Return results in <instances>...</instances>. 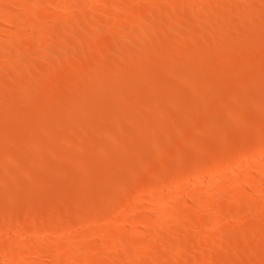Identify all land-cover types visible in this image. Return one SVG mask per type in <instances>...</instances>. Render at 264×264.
Listing matches in <instances>:
<instances>
[{
    "label": "rangeland",
    "instance_id": "rangeland-1",
    "mask_svg": "<svg viewBox=\"0 0 264 264\" xmlns=\"http://www.w3.org/2000/svg\"><path fill=\"white\" fill-rule=\"evenodd\" d=\"M25 2H26V4H28L29 6H30V4H32L31 3V1L30 2H27V1H29V0H24ZM58 1V0H57ZM114 0H111V2L109 3L108 2V0H105V5L106 6H104V4L102 3V4H100V6L102 7V6H104V8L102 7H99L97 10H95L94 8V12H93V14H94V16H96L98 19H96L94 16H93V14L91 13V12H89V13H85L86 15H84V13H81V14H79V16H80V18L78 17V14L76 13V12H74L73 11V9H74V7H76L75 5H73V4H71L70 6H69V8H67L65 11H62L60 8H58L57 6H50V8H48V6H46L45 4H43L42 5V3L41 4H39L38 6H40L39 8H35L36 10H38V11H36L35 9H33V8H28V6L26 5V6H22V7H19V8H21V9H19V8H8V7H5L4 6V8H1V10H7V11H10V13H12V14H17L16 16H18V17H25L26 15H28L29 13H32L33 15H35V16H37L38 15V17H41L40 16V13H42L41 15L44 17L46 14H50V13H52L53 11H55L56 13H52V14H50V16L52 15V17H53V15L55 16V15H58V13L57 12H59V16H61V17H65V20L67 21V23L66 22H64V24L66 25H64L63 24V22L60 20H58V19H55L54 17V19H50V21L48 20V19H44L43 17H41V18H39L40 19V21L37 19V23H33V24H35V25H33L32 24V29L30 28V32L29 33H27V32H24V30L22 31V27L21 26H24V23H22L23 21H21V23L19 24V26H17L16 27V29H18L17 30V32L15 31V28H14V30L12 31L11 29H13L12 27H4V28H1L0 29V32L2 33V34H4V33H7V32H16L17 34V36H19L18 38H17V36L16 35H14V37L13 38H17V43L20 45V44H22V48L23 49H25V51L23 50V52H25V53H27V54H29V52L30 51H34V49L35 48H33L32 46H29V44L31 45V43L32 42H34L35 41V43H36V39H37V41H38V38L37 37H31V35L32 36H37V34L35 33V32H39V29H38V26L39 27H42V31H43V33L42 34H45V36L47 37L48 35H51L52 37H51V42H49L50 43V45H49V50L48 49H46L44 52L42 51V53H41V55L40 56H36V57H34L32 60H35L34 62V65H33V61L31 62V64L29 63V66L27 65V61H24V60H26V58L28 57V55L26 56H24V59L23 58H21V57H19V56H17V55H15L13 52V56L11 55V57L13 58H11V57H9L8 59H5V57H0V58H2L1 60H0V70H2V72L3 71H5V72H3V74H2V72L0 71V87H2V88H6V86H7V90L5 91L4 89H2L1 90V88H0V99H1V102H0V123H1V127H0V167H2V166H5V167H7V170L9 171V169H11V168H14L15 169V167H16V169L14 170V169H11L12 171H9V173H11V172H14V173H11V174H13L12 175V177H14L15 179H17V177H20V173L22 174V173H24L23 175H21V176H24L25 178L27 177L28 178V174L31 176L32 175V177H34V178H32V177H30V178H32L31 179V181H34V182H32L33 184L32 185H37V187H39L40 185H44L43 187L42 186H40L39 187V189L37 188H34L35 187V185L33 186V188H32V186H31V184H26V182H23L24 181V177L22 178H18L17 180L20 182V184H16V183H14V181H13V184H15V185H19V186H16V187H14V185L12 186V182H11V180H13V178H11V180L10 179H8L7 178V181H10V183L9 182H6V177H9L10 178V176L11 175H9V173H8V171H6V173H8L7 175H9V176H6V174H5V167L4 168H1V170L3 169H5L4 170V173L2 172V171H0V173H2L4 176L2 177V174H0V176L4 179L5 178V181H3L2 179H0L1 181H3L4 183H5V187H7V189L8 190H11L9 193H8V195H9V197L7 198V200H6V198L5 199H3L4 197H3V193H2V191H0V195L3 197H1L2 199H0L1 201H0V203H2V201L3 202H5V200H6V202L3 204H0V221H1V219L2 218H4V219H2V221L1 222H4V221H8V223L10 222V224L13 222L14 223V225H15V222L12 220V222L10 221V219H11V216L14 214V215H17V214H19V215H17L16 216V219H20V217L21 216H23V212H24V216L22 217V222L24 221V220H27V218H28V221H26V222H29V219L31 220L33 217V215L31 214L33 211L32 210H34L35 211V213L37 212L38 214V216H36L37 217V223L39 222L40 224L42 223V222H46V221H48V222H50L49 220H53V218H54V220H53V222H50V223H52V224H61V223H63L64 221H66L67 219H70V218H72V217H74V215L76 216L77 214H76V212L78 213H80L81 211L79 210H77V209H84L85 208V210H84V212H86V214L82 211L81 212V214H78L79 215V217H80V220H79V217L77 216V217H74L75 218V221H74V224L69 228V229H66V230H64L63 232H60V230H55V229H53V230H49L48 231V233L47 234H43V238H44V236L45 237H47L46 239H49L48 237L50 236V237H56V240L57 241H60L59 240V238H61V241L64 243V245H65V249H66V247H68V248H70V245H71V243H75V244H77L78 245V247H80L79 248V251L77 252V250L74 252L73 251V253L72 254H75V256L76 257H71V256H69V258L70 259H68V261L66 262L67 264H74V263H76V264H78L77 262H76V260L75 259H77V261H78V258H79V260H80V258H82V260H84L85 258H86V256H88V259L89 258H91V257H97L98 256V258L99 257H102V258H104V260L103 261H101L100 262V260H102V259H99V262L98 263H96V264H99V263H103L104 262V264L106 263V262H108L109 263V261L111 262V260H109L110 259V257H105V255H102V253L103 254H105L104 253V249L106 248V241H107V243L108 242H112V243H114L113 245H114V247L117 249L118 247V249H117V251H119V252H117V251H115L114 250V254H112V255H114V256H112L111 258H112V261H114L113 262V264L116 262V264H122L124 261V263L125 264H132V262H133V264H139V262H136L137 261V259L138 260H140V264L142 263V264H147V262L146 261H148L149 262V260L150 261H153L154 262V258L158 255L159 257H156L155 259L156 260H159L160 261V259H158V258H160L161 256H160V254H161V252L163 253L164 251H166L167 253L169 252L168 250H170V252L169 253H171V252H173L172 254H169L168 253V256L170 255V257L168 258V256H167V259H168V261H167V259H166V257H164L165 255H166V253L164 252L163 254L164 255H162L163 257L161 258V260L162 259H164V260H162L161 261V263H163V261H164V263L163 264H168V262H174V263H171V264H191V262H192V264L194 263V264H199L200 262V260H197L198 258H200V259H202V257L206 254V252H208L209 250H210V248H211V250L213 249V250H218V251H216L217 253H219L218 254V257H216L215 259H213L211 262H209L210 264H244L245 262V264H251L252 262H254L255 264H257V263H259L260 262V264L262 263V264H264V253H262V252H264V216H262V215H264L263 213H264V191H263V194H261L260 195V197L258 198V199H255V200H251V201H247L246 202V200L245 201H243V199H241L239 202H237V203H239V205H241V206H243V207H241L242 209H243V212L238 216V217H234V216H232V218L230 217L231 215H228V214H224L223 213V211H221V210H223L224 208H225V205H226V200L227 201H229L230 199H228V198H225V197H220L222 200L220 201V199H219V196H218V192L217 191H213V192H209V190H207V189H209V182H210V180H211V178H209V177H211V176H213V172L215 171V169L216 168H218V163H216V162H218L219 160H223V159H225V160H229L228 161V166L229 167H227L228 169H226L225 170V172H227V173H225L224 171H222L221 172V174H220V176L222 175V173H225L224 174V177H223V175H222V177H216V179H215V184H216V187L220 184V186L221 187H223L222 186V184L225 182V180H227V182H229L228 183V185H226L227 183H224L223 185H226L225 187H227V188H229L230 186H233L232 185V183L234 184V185H236V184H238L239 182H236V181H233L232 182V179L234 178V177H237V175H239V173H240V176H242V177H244L243 179H241V181H240V185H242L241 187H242V190H243V193L245 192V194H249V192H250V190H251V188H250V186L252 187V182H248V180L249 179H245L246 178V176L248 177L249 175H251V174H255V173H257L256 171H258L257 170V168H259V173L257 174V175H259V179L262 181V183H261V181L258 183V186H259V188H263V190H264V181H263V179H264V162L262 161H255L254 159H256L255 158V156H251L252 158H254V159H252L251 157H249L248 159H246L244 162H243V164L242 165H236V166H234L236 163H234V162H236L238 159H239V156L241 157L242 155L241 154H243L244 153V151H245V148H247L246 147V145H249V144H251V145H255V144H258V143H256L257 141H262V140H264V137H263V139L262 140H259L258 139V137L259 136H264V120L262 119V118H264V117H262V116H264V27H262V29L261 28H259V25H260V27L261 26H264V22H262V21H264V5H262V4H264L263 3V0H260V4H259V0L257 1V0H245L248 4H250L248 1H252L253 3H254V9H252V10H247L246 9V7H244L245 5L246 6H248V4L244 1V0H242L243 1V4H241L242 2H240L239 0H217L218 2H216V0L214 1V0H212V2H211V0L208 2V1H206V0H203L204 2H202V0H198L197 2H202L201 4H198V3H196L197 5L195 6V8H196V10H195V8H194V5H193V8H192V4H190V6L188 5L189 4V2H188V4H187V6L185 5V7H184V13L182 12H180L179 10H172L173 12L174 11H176L177 13H173L172 11H171V21H173L174 22V24H171V28L172 29H170V26H166V25H161V22H163L162 21V18H158V16H156V14L158 15L159 13H161L160 15H159V17L163 14V11L165 10V8L168 6V4L169 3H171V2H174V1H176V0H154V1H157V4H156V2L155 3H153V4H151L152 2L149 0H117V1H120V3L119 2H116V1H114ZM226 1V3H224ZM54 2H56V0L54 1ZM92 2V3H91ZM107 2V3H106ZM116 2V3H115ZM125 2H127L128 4L127 5H124L123 3H125ZM159 2H161V3H159ZM205 2H207V4L209 5V7H207V5H204L205 4ZM213 2H214V4H213ZM227 2H230V3H227ZM256 2V3H255ZM261 2H262V4H261ZM83 3H85V6H86V4H88V5H91V6H87L88 8L90 7H92L93 5H96L95 4V2L94 1H91L90 0V2H88V3H86V2H83ZM83 3H82V5H83ZM90 3V4H89ZM166 3V4H165ZM209 3H211V5L209 4ZM223 3V4H222ZM240 3V4H239ZM54 5H56V3H53ZM52 4V5H53ZM58 4V3H57ZM77 4V3H76ZM79 4V6H81L80 4H81V2L80 3H78ZM111 4V5H110ZM124 6H123V5ZM126 4V3H125ZM156 4V5H155ZM42 5V6H41ZM120 5V6H119ZM222 5H224V7L225 8H223L222 9V7L221 8H218V6H222ZM37 6V7H38ZM74 6V7H73ZM84 6V7H85ZM97 6V5H96ZM122 7L123 6V8L121 9H119V7L117 8V9H113V7ZM131 6V7H130ZM161 7V10L160 9H158V8H160ZM166 6V7H165ZM198 6H199V8H198ZM214 6V7H213ZM232 6H234V7H232ZM237 6H239V7H244L243 8V10L241 11L242 13H241V15H236L237 13H235L236 12V7ZM261 8H260V7ZM71 7V8H70ZM98 7V6H97ZM105 7H107L108 9H105ZM125 7V8H124ZM135 7V8H134ZM148 7H150V9H149V11H151V10H153V12L151 11V12H149L148 10H146V9H148ZM190 7L192 8V9H190ZM207 7V8H206ZM216 7V8H215ZM24 8V9H23ZM48 8V9H47ZM110 8V9H109ZM146 8V9H145ZM202 8V10L204 9V11H202V10H199V9H201ZM210 8H211V10H210ZM220 10H218V9ZM229 9V12H228V9ZM231 8V9H230ZM263 8V9H262ZM17 9H19L18 11H15V10H17ZM26 9H27V11H26ZM29 9V10H28ZM32 9V10H31ZM53 9H55V10H53ZM102 9H104V10H102ZM135 9V10H134ZM139 9H140V11H139ZM187 9V10H186ZM257 9V10H256ZM3 10V11H4ZM51 10H53V11H51ZM60 10V11H59ZM100 11V13H99V11ZM110 10V11H109ZM130 10V11H129ZM133 10H134V12H133ZM145 11V13H148V16H147V14H145V13H143L144 11ZM158 10H160L161 12H158ZM192 10V11H191ZM209 10V11H208ZM232 10V11H231ZM235 10V11H234ZM75 13L74 14V17H77L76 18V20L74 21V17H69L68 15H70V16H72L73 15V13ZM91 11V10H90ZM96 11V12H95ZM101 11H103V13L101 12ZM112 11V12H111ZM131 11H132V13H131ZM194 11V13L197 11H200V12H204V13H209V16H211L212 17V20H211V22L208 20V22H206L207 20H203V21H201V20H198V23H200L199 25L197 24V23H194V26L193 25H191V23H189V20L191 19V17H193V15H194V13H192ZM214 11L216 12L215 14H214ZM219 11V12H218ZM230 13L231 14V16H229V14L227 13ZM253 11V12H252ZM22 12V13H21ZM27 12H28V14H27ZM35 14H34V13ZM37 12H39V14L37 13ZM44 12V13H43ZM46 12H48V13H46ZM63 12V14H61ZM66 14H65V13ZM105 12V13H104ZM113 12H114V14H113ZM118 12V13H117ZM156 12H158V13H156ZM246 12V13H245ZM249 12V13H248ZM259 12V13H258ZM70 13V14H69ZM96 13V14H95ZM100 14V15H102V16H100V15H98V14ZM108 13V14H107ZM134 13V14H133ZM137 13V14H136ZM143 13V14H142ZM153 14V16H150L149 17V14L150 15H152ZM173 13V14H172ZM189 13V14H188ZM83 14V15H82ZM90 16L91 14V17H89L88 15ZM106 14V15H105ZM122 14V15H121ZM137 15V18L138 17H140V15H141V17H140V20L138 21L137 20V18H135V19H130V17L132 16V18H134L136 15ZM146 15V17H145V15ZM174 14H176V16H174ZM188 14V15H187ZM193 14V15H192ZM227 14H228V17H227ZM255 14H257V15H255ZM258 14H259V16H258ZM63 15V16H62ZM65 15V16H64ZM112 15V16H111ZM119 15V16H118ZM131 15V16H130ZM135 15V16H134ZM236 15V16H235ZM262 17H261V16ZM82 16H84V17H82ZM86 16V17H85ZM88 16V17H87ZM92 16L94 17V18H92ZM130 16V17H129ZM144 16V17H143ZM174 16V17H173ZM189 16V17H188ZM220 17V18H218V17ZM223 16V17H222ZM225 16V17H224ZM251 16V17H250ZM258 16V17H257ZM58 17V16H57ZM60 17V18H61ZM69 17V19H66V18H68ZM105 17V18H104ZM128 17V18H127ZM142 17H143V19H142ZM155 17V18H154ZM177 17H178V19H177ZM183 17V18H182ZM186 17V18H185ZM246 17H247V20H249V21H246ZM248 17H250V18H248ZM262 18L263 20H259L258 18ZM126 18V19H125ZM181 19V22H180V19ZM184 18L186 19L185 21H188V22H184L183 20H184ZM187 18H188V20H187ZM210 18V17H209ZM214 18V19H213ZM225 18H227V20L228 19H230L229 20V23H228V25L227 24H225L226 23V19ZM240 18H241V21H240ZM252 18V19H251ZM256 18V19H255ZM62 19V18H61ZM78 19V20H77ZM94 19H95V21L97 20H100V21H96L95 23H94ZM105 19V20H104ZM111 19H112V21H111ZM131 20L132 21V23H130L131 21H129V20ZM148 19V21L150 20V19H152V20H150V21H152V22H148V21H146V20ZM173 19H175V20H173ZM215 19H216V21H215ZM222 19L223 20H226V21H222ZM251 19V20H250ZM45 20V21H44ZM71 20H73L72 22H70ZM118 20L119 21H123V23H116V22H118ZM126 20V21H125ZM134 20H136V22H139L141 25H139L138 23H133V22H135ZM141 20H144V21H141ZM232 20V21H231ZM242 20H244V21H242ZM58 21V22H57ZM76 21H78L77 23H76ZM101 21H102V23H101ZM108 21V22H107ZM191 21V20H190ZM250 21H253V23L252 22H250ZM41 22V24H39ZM43 22V23H42ZM59 22H61L63 25H60L61 23H59ZM68 22H70V23H68ZM74 22V23H73ZM92 24H91V23ZM113 22V23H112ZM129 24H127V23ZM142 22V23H141ZM172 22V23H173ZM177 22H178V26H177ZM206 22V23H205ZM243 22V23H242ZM59 23V24H58ZM71 23H73V25L71 26ZM107 23H108V27H105V26H107ZM109 23H111V24H109ZM126 23V24H125ZM143 23H145V24H143ZM150 23V24H149ZM218 23V24H217ZM241 23L242 24H244V25H241ZM258 23H260V24H258ZM70 26H69V25ZM97 24H99L98 26H97ZM114 24V25H113ZM123 24V25H122ZM134 24L136 25V27L138 26V29H140V30H138L135 26H134ZM163 24V23H162ZM181 24H185L186 26L184 27V25L182 26ZM188 24V25H187ZM193 24V23H192ZM205 24V25H204ZM43 25H45V26H43ZM75 25H77V26H75ZM86 25H88V26H86ZM111 25V26H110ZM128 25V26H127ZM131 25H133V26H131ZM143 25H145V26H143ZM147 25H149V26H147ZM161 25V26H160ZM200 26L201 27V25L203 26V27H205L204 28V30H205V32L203 31V27H199V28H197V26ZM208 25V26H207ZM213 25V26H212ZM35 26V27H34ZM84 26V27H83ZM85 26H86V28H85ZM102 26V27H101ZM112 27V30H109L108 28H110V27ZM120 26H122V27H120ZM166 26V27H165ZM182 26V27H181ZM192 26V27H191ZM222 26V27H221ZM243 26H246L245 28L243 27ZM247 26H249V28L247 27ZM251 26V27H250ZM52 27H54L53 29H52ZM59 28V29H57V28ZM98 27H101L100 28V31L101 30H103V34L106 32V35H108L109 36V40H111V41H109L108 40V38L106 37V35L104 34V37H103V39L102 40H98V41H96L95 39H96V36H95V34L97 33V31H99V28ZM120 27V28H119ZM130 27V28H129ZM161 27V28H160ZM177 27V28H176ZM193 27H194V29H193ZM215 29H214V28ZM258 27V28H257ZM19 28H20V30H19ZM36 28V29H35ZM45 28V29H44ZM87 29V30H85V29ZM122 28V29H121ZM132 28V29H131ZM135 28V29H134ZM141 28H143V30L141 29ZM144 28H145V30H144ZM162 28L164 29V30H162ZM166 28V29H165ZM169 28V30L168 31H166L167 29ZM184 28V29H183ZM186 28V29H185ZM220 28V29H219ZM226 28H228V29H226ZM256 28H257V30H256ZM5 29V30H4ZM37 30V31H35V30ZM44 29V30H43ZM61 29V30H60ZM94 29H97L96 31H94ZM118 29H121V32L118 30ZM134 29V30H133ZM137 29V30H136ZM148 29V30H147ZM182 29V30H181ZM234 29L235 30H238L239 32L237 33V31H234ZM242 29H244V30H242ZM248 29V30H247ZM251 31H250V30ZM253 29H255V31L257 32V34L256 33H254L255 31H253ZM262 31H261V30ZM51 30L53 31V33L51 32ZM63 30H66V32L64 31L63 32ZM88 30H90V33H89V31ZM91 30H92V32H91ZM122 30H123V32H122ZM132 31L133 30V33H125L126 31ZM149 30H151V33L149 34ZM192 30V31H191ZM193 30H195V31H193ZM199 30V31H198ZM207 30V31H206ZM213 30V31H212ZM20 31V33H18ZM33 31H35V32H33ZM50 31V33L47 35L46 33H48ZM57 32V34H59V36L56 34V32ZM62 31V32H61ZM147 33H146V32ZM161 31H164L163 33L161 32ZM171 31V32H170ZM208 31H211V34L213 35V39H215V40H212V38H209V37H211V34H208V33H210V32H208ZM228 31H230V32H228ZM245 31V32H244ZM251 33H250V32ZM253 31V32H252ZM4 32V33H3ZM68 32H69V34H68ZM81 32V33H80ZM109 32V33H108ZM119 32V33H118ZM135 32V33H134ZM206 32H208V33H206ZM218 32V33H217ZM260 32V33H259ZM263 32V33H262ZM1 33H0V35H1ZM33 33V34H32ZM36 35H35V34ZM55 33V34H54ZM61 33V34H60ZM66 34V35H64V34ZM74 33H75V36L76 37H78V38H76L75 36H74ZM77 33V34H76ZM85 33V34H84ZM95 33V34H94ZM98 33H100V32H98ZM97 33V34H98ZM125 33V34H124ZM142 33V34H141ZM158 33V34H157ZM167 33V34H166ZM173 33H175V35L173 34ZM187 33V34H186ZM198 33V34H197ZM237 33V34H236ZM241 33V34H240ZM245 33H246V35H245ZM24 34V35H23ZM41 34V35H42ZM62 34L65 36V38H66V40H61V38L63 37L64 38V36H62ZM68 34V35H67ZM71 34V35H70ZM93 34H94V36L95 37H93V38H95V39H93V38H91L90 39V36L92 37L93 36ZM96 34V35H97ZM117 34L118 35H120V36H122V40L124 41H122L121 40V38H119L120 36H117ZM124 34V35H123ZM127 34V35H126ZM141 34V35H140ZM144 34V35H143ZM154 36H153V35ZM177 34V35H176ZM179 34H182V36H178ZM189 34V35H188ZM203 35V37H204V39H205V41H203V39L201 40L200 39V37H202L201 35ZM214 34H216V35H218V36H216V35H214ZM229 34H231V35H229ZM243 34V35H242ZM250 34H252V35H250ZM22 35V36H21ZM26 35H28V36H26ZM57 35V36H56ZM69 35H70V37H69ZM72 35H73V37H74V39H75V41H78V39H81V35H83V37H84V35L85 36H88V41H89V44L90 45H87L88 47H85V48H83L84 50H82L84 53L81 55V56H78L79 57V59H78V57H77V55L76 54H79V53H77L76 52V46H77V44H79L80 43V41H78L77 42V44H76V42L75 41H73L72 42V40H74L73 38H72ZM131 35V36H130ZM139 35V36H138ZM145 36L146 37V40H147V45H148V48L146 47V45H145V43L143 42H141V38L143 37V36ZM259 35H261V36H259ZM43 36V35H42ZM60 36H62V37H60ZM124 36V37H123ZM126 36V37H125ZM134 36V37H133ZM140 36H141V38H140ZM150 36V37H149ZM157 38H156V37ZM163 36V37H162ZM171 36H173V37H171ZM189 36V37H188ZM198 36H200L198 39H197V37ZM235 36V37H234ZM240 36H246V37H240ZM254 36V37H253ZM22 37L24 38V37H26L27 39L28 38H30V39H32V42H31V40H29V41H26L25 39L26 38H24V44L21 42L22 41ZM82 37V38H83ZM115 37H116V39H115ZM192 37V39H190L189 40V38H191ZM202 37V38H203ZM217 37V38H216ZM221 37V38H220ZM36 38V39H35ZM42 38H44V37H42ZM64 38V39H65ZM68 38V39H67ZM69 38H71V39H69ZM113 38V39H112ZM135 38V39H134ZM152 40H151V39ZM155 38L157 39V41L155 40ZM160 40H159V39ZM233 38V39H232ZM242 38H244L243 40H242ZM18 39L20 40V43L18 42ZM44 39H46V38H44ZM131 39H132V42H131ZM166 39V40H165ZM209 40V44H207L208 42V40ZM69 40V41H68ZM114 40V41H113ZM119 40V41H118ZM128 40V41H127ZM136 40V41H135ZM192 40H194V43H195V41H196V43L194 44L193 43V41ZM231 40V41H230ZM242 40V41H241ZM253 40V41H252ZM10 41V40H9ZM66 41H67V43H66ZM115 41H117V44H116V42ZM122 41V42H121ZM130 41V42H129ZM134 41V42H133ZM176 41V42H175ZM182 41V42H181ZM211 41H214V44H213V42H211ZM236 41V42H235ZM239 41V42H238ZM26 42V43H25ZM61 42L63 43V44H65L66 43V45H65V47H66V50H64L65 48H63V44H62V46L60 45L61 44ZM96 42V43H95ZM113 42H115V43H113ZM120 42H121V44H123V45H121L120 44ZM127 42V43H126ZM191 42V43H190ZM201 42H203V43H201ZM205 42V43H204ZM233 42V43H232ZM251 42V43H250ZM259 42V43H258ZM7 43H8V45L9 44H11L10 42H8L7 41ZM7 43H6V47H8L7 46ZM95 43V44H94ZM182 43H185V44H182ZM199 43H201V44H199ZM228 43V44H227ZM236 43V44H235ZM238 43H239V45H238ZM244 43H246L245 45H244ZM28 45L27 46V48H24L26 45ZM69 44V45H68ZM75 44V47L73 46ZM88 44V43H87ZM106 44H108L106 47L104 46V45ZM134 46H133V45ZM158 44V45H157ZM168 44H169V46H168ZM204 44V45H203ZM205 44H207L208 46H206ZM249 44H250V46H249ZM259 44V45H258ZM18 45V50L20 49V51H21V47ZM61 47H60V46ZM94 45V46H93ZM112 45H114V46H112ZM138 45V46H137ZM156 45V46H155ZM171 45V46H170ZM217 45H219L218 47H217ZM228 45V46H227ZM230 45V46H229ZM10 47H12L13 48V46L12 45H9ZM103 46L106 48H104V49H102L103 48ZM119 46V47H118ZM127 46H129L130 48H131V46H132V48H133V50L131 51V52H129V51H126V50H124ZM151 46V47H150ZM159 46V47H158ZM181 46H183V47H181ZM202 46H204L203 48L204 49H202ZM216 46V47H215ZM50 47H52V48H50ZM92 49H91V48ZM107 47H108V49H107ZM140 47V48H139ZM150 47V48H149ZM175 47V48H174ZM197 49H196V48ZM208 47V48H207ZM214 47V48H213ZM223 47H227V49L226 48H223ZM231 47V48H230ZM248 47V48H247ZM17 48H14V50H17ZM73 48V49H72ZM88 48V49H87ZM122 48V49H121ZM136 48H137V50H136ZM177 48V49H176ZM191 48H194V49H191ZM218 48H220V49H222V51L224 50V52L222 53ZM228 48H230V49H228ZM257 48V49H256ZM260 48H261V50H260ZM9 49V48H8ZM28 49H31V50H28ZM69 49V50H68ZM90 49L91 50H93V52H91L90 51ZM98 49V50H97ZM99 49L101 50V51H99ZM119 50L120 51V49H121V51L124 53L123 54V56H118L119 54H118V52H117V50ZM146 49H148V50H146ZM169 49V50H168ZM237 49V50H236ZM239 49V50H238ZM17 50V51H18ZM71 50H74V54H72L73 53V51H71ZM94 50H95V53L97 52V51H99L98 53L99 54H101V56L100 55H97V54H95L94 53ZM97 50V51H96ZM105 50H108L107 52H109L111 55H109V54H106L105 52ZM109 50H111V51H109ZM114 50V51H113ZM144 50V51H143ZM167 50V51H166ZM192 50V51H191ZM204 50V51H203ZM207 50V51H206ZM229 50V51H228ZM260 50V51H259ZM65 51H67L66 53H65ZM68 51H70V52H72L71 54L72 55H74V57L75 58H72V56H71V58L70 57H68L69 55H71L70 54V52H68ZM133 51H135L134 53H133ZM174 51V52H173ZM201 51H202V53H201ZM209 51V53H206V52H208ZM213 51H215V53L213 52ZM230 51H232V52H230ZM259 51V52H258ZM116 52V53H115ZM173 52V53H172ZM177 53V55L175 56V54ZM194 54H193V53ZM195 52H197V54L200 56H198L197 54H195ZM205 52V54H206V56L207 55H209L210 54V56H208L209 58H210V61H212L213 59L212 58H214L215 60H217V58H218V62L217 61H212V63H210V65L209 64H207V60H209L208 59V57H204V55L205 54H203ZM223 54H221V53ZM227 52H229V53H227ZM61 53H65V54H61ZM69 53V54H68ZM82 53V52H81ZM91 53V54H90ZM163 53V54H162ZM236 55H238V54H240V55H238V56H234L235 54ZM253 53V54H252ZM260 53H262V54H260ZM3 54V56H4V53H1V55ZM91 56H90V55ZM102 54H104V55H102ZM131 54V55H130ZM182 54V55H181ZM202 54V55H201ZM213 54V55H212ZM216 54V56L217 57H215L214 55ZM227 54V55H226ZM233 54V55H232ZM0 55V56H1ZM84 55H86L85 57H86V61H85V57H84ZM94 55H95V57H94ZM105 55H107V56H105ZM113 55H115L114 57H113ZM127 55V56H126ZM172 55V56H171ZM174 55V56H173ZM180 55H181V57H180ZM184 55V56H183ZM192 55V56H191ZM196 55V56H195ZM63 56V57H62ZM65 56H67V60H66V57ZM96 56H97V58L100 56V57H105V58H107L108 56H109V58L111 59V57H113L112 58V60H108V58H107V60H104L105 58H103V60H100L101 61V63H103L102 65H99V61H97L98 59L96 58ZM151 56V57H150ZM160 56V57H159ZM170 56V57H169ZM187 56V57H186ZM189 56H191V57H189ZM203 56V57H202ZM219 56V57H218ZM231 56V57H230ZM18 57V58H17ZM91 57L93 58V59H95V61H93L92 59H91ZM138 57V58H137ZM194 57H197V59L198 58H205V62H204V60L202 59H198V61L196 60V61H194L193 62V60H195V58ZM224 57V58H223ZM237 57H239V58H237ZM36 58V59H35ZM40 58H41V60H40ZM115 58V59H114ZM122 60H121V59ZM186 58V59H185ZM188 58V59H187ZM220 58V59H219ZM227 58V59H226ZM228 58L230 59V58H232V59H230V61L228 60ZM242 58V59H241ZM5 59V60H4ZM16 59V60H15ZM39 60V62L38 61H36V60ZM46 59V60H45ZM52 59V60H51ZM62 59V60H61ZM101 59V58H100ZM124 59H126V60H124ZM129 59V60H128ZM138 61H137V60ZM145 59V60H144ZM172 60V62H171V60ZM177 59V60H176ZM185 59V60H184ZM191 59V60H190ZM223 59V61H221ZM225 59V60H224ZM234 59H236V61L234 60ZM6 60H8L9 62H7ZM21 60H23V61H21ZM48 60V61H47ZM79 60V61H78ZM114 60H116V61H114ZM121 60V61H120ZM124 60V61H123ZM227 60V61H226ZM3 61L6 63V66H4L3 65ZM42 61V62H41ZM47 61V62H46ZM50 61V62H49ZM105 61H107L106 63H105ZM109 61V62H108ZM110 61H112V63H114V64H112ZM120 61V62H119ZM146 61V62H145ZM159 61V62H158ZM167 61V62H166ZM199 61H202V63L203 64H201V62L200 63H198ZM207 61V62H206ZM209 61V62H210ZM70 62H71V64H70ZM116 62V63H115ZM124 62V63H123ZM187 62V63H186ZM196 62V63H195ZM208 62V63H209ZM220 62V63H219ZM222 62V63H221ZM225 62H226V64H225ZM242 62V63H241ZM243 62H244V64H243ZM252 62V63H251ZM7 63H9V65L7 64ZM25 63V64H24ZM42 64V65H40V66H44L45 67V65H46V67H49V68H51V67H53V66H55V65H57L58 63V65L60 66V68H61V70H59V72H61V73H58V75H55V74H57V73H49L48 75H47V73H43V72H41L42 73V76H41V73H39V71H37L36 73V75H34L35 77H36V81L38 80H40V79H42L43 78V75H45V80L46 81H44L43 79V82L45 83L46 82V84L48 85L49 83L50 84H53V85H55V87L52 85H50L51 87H52V89H50V87L49 86H45L44 88L42 87V91L40 92V90L41 89H37L36 90V88H38L37 87V85H36V87H35V91L33 92L32 91V89L30 90V91H32L31 93H28L29 92V90H23V89H25V86H26V83H28L29 84V79L31 78V77H34L33 75L31 76V74L29 73V71H27L26 72V70L28 69L27 67H32L31 65H33V67L32 68H34V66L35 65H37V64ZM49 63V64H48ZM61 63L63 64V65H61ZM82 63V64H81ZM95 63H97V66H100V67H98L97 68V66L95 67V68H97L96 70H97V72H96V70H95V68L92 66L93 64H95ZM126 63V64H125ZM136 63V64H135ZM157 63V64H156ZM164 63V64H163ZM177 63H178V66H176L177 65ZM183 63V64H182ZM193 63H195L194 65L195 66H192L191 64ZM198 63V64H197ZM204 63L205 64H207L206 66L204 65ZM216 63H219V64H216ZM229 63V64H228ZM238 65H237V64ZM257 63V64H256ZM69 65V66H67V65ZM75 66H74V65ZM77 64V65H76ZM84 64V65H83ZM87 64H89V66L87 65ZM106 64H108V65H106ZM109 64H111V65H113L112 66V68H111V65H109ZM116 64H117V66H116ZM118 64H119V66H118ZM129 65V67H128V65ZM134 64V65H133ZM167 64V65H166ZM181 64H182V66H181ZM231 64V65H230ZM17 65H19V66H17ZM24 65H27L26 67L24 66ZM70 65H71V67H70ZM72 65H73V67H72ZM96 65V64H95ZM105 65V66H104ZM156 65V66H155ZM163 65H166V68L167 69H162V68H165V67H162ZM171 65V66H170ZM199 65V66H198ZM224 65V66H223ZM39 65H37V67H40ZM63 66H65L64 67V69H62L63 68ZM88 66V67H87ZM104 66V67H103ZM109 66H110V69H109ZM187 67V69L188 70H186L185 69V67ZM190 66V67H189ZM210 66H212V67H210ZM230 66V67H229ZM232 66V67H231ZM236 68H235V67ZM252 66V67H251ZM257 66V67H256ZM8 67H10V69L8 68ZM25 67V68H24ZM87 67V69L86 70H84L83 68H86ZM106 67H108V69L106 68ZM117 67V68H116ZM153 67V68H152ZM169 67V68H168ZM170 67H172V72H171V68ZM174 67V68H173ZM191 67H193L194 68V70H193V68H191ZM203 69H202V68ZM207 68V70L205 69V68ZM213 67H215V70L217 71H214V68ZM250 67H251V69H250ZM260 67V68H259ZM262 67V68H261ZM6 70H5V69ZM15 68V69H14ZM31 68V69H32ZM65 68H71V70L70 69H67V71H66V69ZM89 68L93 71V70H95V72H93L92 73V71H91V73L93 74V75H90V71H88L89 70ZM103 68V69H102ZM160 69V70H158V69ZM191 68V71L193 72V74L191 73V76H189V74L188 73H190L191 71L189 70ZM217 68V69H216ZM246 68V69H245ZM249 68V69H248ZM256 68V69H255ZM19 69V70H18ZM36 68H34L33 70H35ZM38 69V68H37ZM76 69H78V70H76ZM153 69H155V70H153ZM162 69V70H161ZM209 69V70H208ZM222 69V70H221ZM254 69V70H253ZM262 70V71H260V70ZM21 70V71H20ZM25 70V71H24ZM70 70V71H69ZM99 70V71H98ZM126 70V71H125ZM149 70H151V71H149ZM158 70V71H157ZM186 70V71H185ZM200 72H199V71ZM212 72H211V71ZM219 70V71H218ZM13 71V72H12ZM17 71V72H16ZM65 71V72H64ZM74 71V72H73ZM79 71H80V73H79ZM82 71V72H81ZM104 71H106V72H104ZM119 71V72H118ZM123 71V72H122ZM128 71V72H127ZM159 71H160V73H159ZM174 71V72H173ZM197 71V72H196ZM214 71V72H213ZM221 71V72H220ZM244 71V72H243ZM20 72H22L21 74H23V72L25 73V75H24V77H23V82H22V79H21V75H19V73ZM64 72V73H63ZM67 72H69L68 74H67V76L65 77L64 75H66L65 73H67ZM88 73V75L87 74H85V73ZM104 72V73H103ZM109 72V73H108ZM196 72V73H195ZM211 72V73H210ZM254 72V73H253ZM262 74H261V73ZM11 74V77H9L10 76V74ZM18 73V74H17ZM29 73V74H28ZM72 73H75V79L74 78H70V75L72 74ZM78 73V77H80L79 79H78V77L76 76V74ZM83 73V74H82ZM98 73V74H97ZM103 73V74H102ZM113 73H115V74H113ZM214 73H216V74H214ZM220 73H222V74H220ZM246 73V74H245ZM251 75H250V74ZM254 75H253V74ZM6 74V75H5ZM14 74H15V76H14ZM50 74L52 75V76H50ZM81 74V75H80ZM154 74V75H153ZM160 74V75H159ZM174 74H175V76H176V78H175V76H174ZM201 74V75H200ZM228 74V75H227ZM256 74V75H255ZM29 75H30V78H28L29 77ZM38 75H40L39 77H38ZM179 75V76H178ZM213 75H214V77H213ZM218 75V76H217ZM219 75L221 76V77H219ZM232 75V76H231ZM248 75H250V77L248 76ZM253 75V76H252ZM261 77H260V76ZM17 76V77H16ZM26 76H28L27 78H26ZM46 76H48V77H46ZM55 76V77H54ZM88 76V78H84L83 79V77H87ZM202 76V77H201ZM227 76V77H226ZM260 78H259V77ZM263 76V77H262ZM5 77H7L6 79H5ZM19 77V78H18ZM50 77V78H49ZM52 77V78H51ZM68 77V78H67ZM100 77V78H99ZM173 77V78H172ZM240 77V78H239ZM8 78L10 79V81H13V82H8L9 80H8ZM16 78H17V80H16ZM24 78H26V79H24ZM38 78V79H37ZM40 78V79H39ZM47 78H49V79H47ZM55 78V80H53V83H52V79H54ZM57 78V79H56ZM62 78V79H61ZM65 79V81H64V79ZM97 78V79H96ZM105 78V79H104ZM226 78V79H225ZM251 78V79H250ZM255 78H256V80H255ZM261 78H262V80H261ZM1 79H3V82H2V80ZM12 79V80H11ZM21 79V80H20ZM34 79V78H33ZM67 79H69V80H71V81H66ZM78 79V80H77ZM225 81H224V80ZM18 80H19V82H18ZM50 82H49V81ZM85 80V81H84ZM87 80H89V82L87 81ZM167 80V81H166ZM219 80V81H218ZM232 80V81H231ZM255 80V81H254ZM6 81V82H5ZM17 81V83H15ZM31 81V80H30ZM34 81V80H33ZM54 81H55V83H54ZM61 82V83H58V82ZM76 81H78L77 83H74V82ZM79 81L81 82V81H84V82H82V83H84V85H82V83H79ZM176 82V84H175V82ZM178 81V82H177ZM227 81V82H226ZM258 81L261 83V84H259L258 83ZM7 83V84H5V83ZM47 82H49V83H47ZM66 82V87H67V85H68V87H70V86H72V85H74L75 87H77V88H72V87H70V88H68L69 90L71 89V91L69 92H67V90L63 87V86H65V85H62V84H64ZM68 82H70V84H67ZM88 82V83H87ZM189 82V83H188ZM2 83H4V84H2ZM10 83V84H9ZM11 83H12V85H11ZM15 83V84H14ZM31 83H33L32 81H31ZM30 83V84H31ZM38 83H40V82H38ZM58 83V84H57ZM90 83V84H89ZM169 83V84H168ZM254 83H256V85L254 84ZM11 85L10 87H8L9 85ZM19 84V85H18ZM21 84H22V87H21ZM29 84V85H30ZM34 84V83H33ZM41 84V83H40ZM57 84V85H56ZM61 84V85H60ZM77 84V85H76ZM79 84V85H78ZM174 86H173V85ZM181 85V87H179L180 85ZM194 84V85H193ZM207 84V85H206ZM230 84V85H229ZM45 85V84H44ZM43 85V86H44ZM81 85V86H80ZM88 87H87V86ZM91 85V86H90ZM94 85V86H93ZM148 85H150L149 87H147ZM165 85V86H164ZM17 86V87H16ZM19 86V87H18ZM24 86V87H23ZM30 86H32V85H30ZM34 86H35V84H34ZM33 86V87H34ZM40 86V85H39ZM60 86H62V87H60ZM83 86H85V87H83ZM97 86V87H96ZM168 86V87H167ZM201 86H203V87H201ZM211 86V87H210ZM245 86H247V87H245ZM250 86V87H249ZM91 87H93V88H91ZM160 87V88H159ZM173 87V88H172ZM15 88H16V90H15ZM53 88H55V89H53ZM59 90H58V89ZM85 89V90H83V89ZM159 88V89H158ZM168 88H169V90H168ZM191 88V89H190ZM194 88V89H193ZM233 88H235V89H233ZM242 88V89H241ZM245 88V92L243 91V89ZM249 88V89H248ZM254 88V89H253ZM9 89V90H8ZM12 89V90H11ZM21 89V90H20ZM60 89L62 90V91H60ZM75 89V90H74ZM76 89L78 90V93H77V91H76ZM80 89V90H79ZM91 89V90H90ZM167 89V90H166ZM204 90V91H202V90ZM16 91V93H15V91ZM39 90V91H38ZM46 90H49V91H46ZM54 90H55V92H54ZM65 90H66V93H65ZM91 91V93H90V91ZM96 90V91H95ZM130 90V91H129ZM135 90V91H134ZM164 90V91H163ZM235 90V91H234ZM255 90H257V92H255ZM259 90V91H258ZM262 90V91H261ZM14 91V92H13ZM18 91H19V94H18ZM45 91V92H44ZM60 94H62V95H59V94H57V92ZM63 91H64V94H63ZM74 91H76V92H74ZM156 91V92H155ZM178 91H179V93H178ZM196 91V92H195ZM242 91V92H241ZM40 92V93H39ZM87 92V93H86ZM127 92V93H126ZM171 92V93H170ZM240 94H239V93ZM255 93V95H254V93ZM259 92V93H258ZM8 93V94H7ZM48 93L49 94H51V95H49L48 96ZM53 93V94H52ZM67 93H68V95H67ZM71 93V94H70ZM170 93V94H169ZM195 93V94H194ZM203 93V94H202ZM231 93V94H230ZM248 93V94H247ZM14 94V95H13ZM16 94V95H15ZM21 94V95H20ZM31 94V95H30ZM40 94H43V95H40ZM177 94V95H176ZM189 94V95H188ZM191 94H193L192 96H191ZM219 94V95H218ZM234 94V95H233ZM250 94V95H249ZM253 94V95H252ZM260 94H261V96H260ZM25 95V96H24ZM33 95V96H32ZM55 95V96H54ZM57 95H58V98H57ZM63 95H64V97H63ZM80 95V96H79ZM92 95V96H91ZM95 95V96H94ZM153 95V96H152ZM183 95V96H182ZM223 95V96H222ZM242 95V96H241ZM245 95V96H244ZM246 95H248V96H246ZM13 96V97H12ZM36 96V97H35ZM39 96V97H38ZM42 96V97H41ZM46 96H48V97H46ZM54 96V97H53ZM73 96V97H72ZM76 96V97H75ZM180 96V97H179ZM190 96L192 97V98H190ZM217 96V97H216ZM222 96V97H221ZM237 96V97H236ZM253 98H252V97ZM257 96H259V98L257 97ZM5 97V98H4ZM12 97V98H11ZM27 97V98H26ZM33 97H35L34 99H33ZM78 97V98H77ZM168 97V98H167ZM187 97V98H186ZM205 97V98H204ZM224 97H226V99L224 98ZM233 97V99H230V98H232ZM239 97L241 98V99H239ZM249 97V99H247ZM256 97V98H255ZM261 97H263V98H261ZM11 98V99H10ZM20 98V99H19ZM36 98H38V99H36ZM43 98L45 99V100H43ZM68 98V99H67ZM71 98V99H70ZM107 98V99H106ZM166 98V99H165ZM197 98V99H196ZM212 98V99H211ZM219 98V99H218ZM220 98H221V100H220ZM223 98V99H222ZM8 99V100H7ZM9 99L11 100V101H9ZM16 99V100H15ZM19 99V100H18ZM25 99H28V100H25ZM41 99V100H40ZM52 101H50V100ZM53 99V100H52ZM61 99H63V101L61 100ZM66 99V102L69 104H65V100ZM70 99V100H69ZM123 99V100H122ZM192 99V100H191ZM236 99H238V100H236ZM242 99H244L243 101H242ZM253 100V101H250V100ZM261 99V100H260ZM37 100V101H36ZM57 100H60V101H58L57 102ZM108 100V101H107ZM206 100V101H205ZM209 100V101H208ZM236 100V101H235ZM5 101H7V102H5ZM13 101V102H12ZM57 102V105H55L56 104V102ZM118 101V102H117ZM171 101H173V102H171ZM179 101V102H178ZM203 101V102H202ZM205 101V102H204ZM212 101V102H211ZM220 101H221V104H220ZM231 101V102H230ZM246 101V102H245ZM260 101V102H259ZM19 102V103H18ZM32 102V103H31ZM39 102V103H38ZM51 102V103H50ZM63 102H64V104H63ZM178 102V103H177ZM185 104H184V103ZM206 102H210V104L209 103H206ZM214 102V103H213ZM227 102V103H226ZM255 102H257V103H255ZM10 103V104H9ZM13 103H14V105H13ZM21 103V104H20ZM24 103H26V104H24ZM30 103H31V105H30ZM48 103H49V105H48ZM173 103V104H172ZM205 103H206V105H205ZM216 103V106L218 105V108H216L215 107V104ZM231 103V104H230ZM234 103L237 105H235L234 106ZM245 103H247V104H245ZM261 103V104H260ZM4 104V105H3ZM44 106H42V105ZM46 104V105H45ZM63 105V109L61 108L60 110H59V108L60 107H62V105ZM105 104L108 106H105ZM144 104V106H142ZM177 104V105H176ZM196 104H198V107H196L197 105ZM240 104H241V106H240ZM27 105V106H26ZM33 105V106H32ZM41 107H40V106ZM56 107H55V106ZM70 105H72V106H70ZM159 105V106H158ZM186 105V106H185ZM212 105V106H211ZM219 105H222L221 107H222V109H221V107H219ZM29 106V107H28ZM37 106L39 107V108H37ZM48 106H50V107H48ZM65 106H66V108H65ZM120 106V107H119ZM150 106V107H149ZM172 106V107H171ZM178 106H180L181 108H182V110H183V112H181V108L180 107H178L179 109H180V113H179V110H178V108L177 107ZM185 106V107H184ZM202 106V107H201ZM243 106H244V108H243ZM2 107V108H1ZM23 107V108H22ZM35 107V108H34ZM42 107H43V109L44 108H46V109H44V110H40V109H42ZM53 107V108H52ZM148 108V109H146V108ZM184 107V108H183ZM196 107V108H195ZM201 107V108H200ZM204 107V108H203ZM210 107V108H209ZM212 107H214V108H212ZM230 107H232V108H230ZM247 107V108H246ZM17 108V109H16ZM105 108H107L106 110H105ZM126 108V109H125ZM154 108V109H153ZM159 108V109H158ZM174 108V109H173ZM188 108H190V109H188ZM224 108H226L225 110L226 111H224L223 109ZM229 108V109H228ZM249 108V109H248ZM2 109V110H1ZM19 109V110H18ZM69 109V110H68ZM99 111H98V110ZM171 109V110H170ZM185 109H187V110H185ZM194 109V110H193ZM204 109V110H203ZM211 109V110H210ZM245 109V110H244ZM246 109H248V110H246ZM262 109H263V111H262ZM18 110V111H17ZM24 110V111H23ZM35 110V111H34ZM39 110H40V112H42V111H45V112H42V113H39ZM58 110V111H57ZM102 110V111H101ZM194 111V113L193 114H191V112H193ZM201 110V112L202 113H204V114H202V116L204 115H206V118L208 117V119H206V118H202V116L200 115L201 114V112H198V111H200ZM222 110V111H221ZM229 110V111H228ZM231 110H233V111H235V112H233V111H231ZM26 111V112H25ZM53 111V112H52ZM64 111V112H63ZM76 111H77V113H76ZM188 111V112H187ZM191 111V112H190ZM206 111V112H205ZM244 111V112H243ZM263 112V113H261V112ZM12 112V113H11ZM22 112V113H21ZM36 112V113H35ZM46 112L48 113V115L46 114ZM103 112V113H102ZM168 112H170L169 113V115H168ZM174 112V113H173ZM175 112H178V113H175ZM210 112H212V113H210ZM222 112V113H221ZM223 112H224V114H226V118L224 117V114H223ZM229 112V113H228ZM250 112H252V113H250ZM255 112V113H254ZM39 113V114H38ZM51 113V114H50ZM108 115H107V114ZM136 113H138V114H136ZM182 113V114H181ZM187 113V114H186ZM190 113V114H189ZM215 113V114H214ZM217 113V114H216ZM220 113V114H219ZM233 115H232V114ZM248 113V114H247ZM4 114V115H3ZM36 114L38 115V116H36ZM49 114H50V117H49ZM62 114V115H61ZM65 116H64V115ZM68 114H69V116H68ZM144 115V116H141V115ZM173 114V115H172ZM189 114V115H188ZM196 115V117H195V115ZM197 114H199L198 116H197ZM208 114V115H207ZM235 114V115H234ZM250 114H252V115H250ZM253 114L255 115V116H253ZM259 114H260V116H259ZM3 115V116H2ZM10 115V116H9ZM15 115V116H14ZM18 115V116H17ZM25 115H27V116H25ZM33 115H35L34 117H33ZM42 117H40V116ZM57 115V116H56ZM72 115V116H71ZM74 115V116H73ZM95 115V116H94ZM100 115V116H99ZM138 115V116H137ZM151 115V116H150ZM178 115V116H177ZM183 115V116H182ZM185 115V116H184ZM194 115V116H193ZM210 115V116H209ZM239 115V116H238ZM247 115H249V116H247ZM21 116H22V118H21ZM25 116V117H24ZM30 118H29V117ZM55 116V117H54ZM94 116V117H93ZM137 118H136V117ZM149 116V117H148ZM158 116V117H157ZM162 116V117H161ZM166 116V118H164ZM172 116V117H171ZM201 116V117H200ZM203 116V117H204ZM222 116V117H221ZM227 116L228 117H230L231 118V120L232 119H234V117H235V120H230V118H227ZM253 117V119L251 118V120H250V117ZM259 116V117H258ZM3 117V118H2ZM8 117V118H7ZM9 117H10V119H9ZM35 117H37V118H35ZM67 117H69V118H71V120L73 119V120H75L74 122H76V123H78V125H76V123H74V124H71L72 122H68L69 121V118H67ZM104 117V118H103ZM112 117V118H111ZM122 117V118H121ZM148 117V118H147ZM177 117L180 119H177ZM194 118V120L192 121V119ZM210 117V118H209ZM224 117V121L222 122V118ZM256 117H258L259 119H257V124L254 122V120L256 121ZM20 118V119H19ZM93 120H92V119ZM95 118V119H94ZM98 118V119H97ZM100 118V119H99ZM102 118V119H101ZM107 118V119H106ZM110 118V119H109ZM124 118V119H123ZM147 118V119H146ZM162 118V119H161ZM182 118V119H181ZM198 118H202L201 120L200 119H198ZM214 118V119H213ZM255 118V119H254ZM2 119H4V120H2ZM13 119V120H12ZM24 119V120H23ZM30 119H32V120H30ZM37 119V120H36ZM41 121H40V120ZM48 119V120H47ZM53 119V120H52ZM62 119V120H61ZM64 119V120H63ZM88 119V120H87ZM103 119H105V120H103ZM113 119V120H112ZM118 119V120H117ZM164 119V125H163V123L161 122L162 120ZM168 119V120H167ZM184 119V120H183ZM206 119V120H205ZM238 119V120H237ZM12 120V121H11ZM43 120H44V122H43ZM55 120H57V122L59 123V125H58V127L56 126L57 125V123H56V121ZM68 120V121H67ZM72 120V121H73ZM108 120H110V121H108ZM113 122H112V121ZM125 120H127V122L125 121ZM136 120H138V121H136ZM147 120V121H146ZM190 120V121H189ZM212 120H213V122H214V124H211V122H212ZM226 120H227V122H229V121H231V122H229V123H227L226 122ZM229 120V121H228ZM244 122H249L250 121V123H244ZM249 120V121H248ZM253 120V121H252ZM260 120V121H259ZM261 120H262V123H261ZM3 123H2V122ZM8 121V122H7ZM14 121V122H13ZM17 121H19V122H17ZM21 121H23V122H21ZM38 121H40V122H38ZM47 121V122H46ZM50 121H51V123H50ZM55 121V122H54ZM64 121V122H63ZM78 121V122H77ZM165 121H167V122H165ZM184 123V124H182V122ZM185 121V122H184ZM202 121V122H201ZM220 121V122H219ZM234 121V122H233ZM11 122H13V123H11ZM30 122H31V124H30ZM35 122V123H34ZM49 122V123H48ZM54 122V123H53ZM80 122V123H79ZM86 122H87V124H86ZM98 122V123H97ZM148 122V123H147ZM159 122V123H158ZM208 122V123H207ZM218 122H219V124H218ZM251 122H252V124H254V125H252L251 124ZM47 123H48V125H47ZM56 123V124H55ZM66 123V124H65ZM121 123H122V125H121ZM147 123V124H146ZM153 123V124H152ZM156 123V124H155ZM169 123V127H167L166 125ZM195 123V124H194ZM207 123V124H206ZM233 123H235V124H233ZM239 123V124H238ZM258 123H260L261 124V126H262V128L263 129H261V127L260 126H256V125H258ZM24 124H26V125H24ZM35 124V125H34ZM36 124H38L37 125V128H36ZM42 124V125H41ZM55 124V125H54ZM68 124H69V126H70V124H71V128L68 126ZM87 126H86V125ZM89 124V125H88ZM94 124H98V125H94ZM133 124H135V125H133ZM139 124V128L140 129H146L144 132H143V130H141L140 131V129L139 128H137L138 125ZM161 124V125H160ZM177 124H179L178 126L179 127H177ZM182 124V125H181ZM190 124V125H189ZM204 126H203V125ZM210 124V125H209ZM215 124H217V125H215ZM221 124V125H220ZM223 124V125H222ZM225 124V125H224ZM227 124V125H226ZM250 124V125H249ZM259 124V125H260ZM13 125V126H12ZM23 125H24V127H23ZM74 125V126H73ZM104 125V126H103ZM106 125V126H105ZM142 127H141V126ZM147 125V126H146ZM153 125V126H152ZM212 125V126H211ZM235 125V126H234ZM246 125V127H244ZM43 126V127H42ZM51 126V128H49ZM54 126V127H53ZM61 126H63V127H61ZM68 126V131H67V127ZM80 126H81V128H80ZM94 126H95V128H94ZM118 126V127H117ZM133 126H136V127H133ZM144 126V127H143ZM146 126V127H145ZM155 126H158V127H155ZM166 126V127H165ZM172 126H174L175 127V129H174V127H172ZM184 126V127H183ZM207 126V127H206ZM221 126H223L222 128H220ZM226 126L228 127L229 126V128H226ZM232 126H234V127H232ZM236 126H238V127H240V128H235ZM256 126V127H255ZM11 127V128H10ZM40 127H42V128H44V132L48 135V133L50 134V136L48 135H46V134H44V132H42V130H41V132H40V130H39V128ZM52 127H53V129H52ZM99 127V128H98ZM132 127V128H131ZM151 127V128H150ZM201 127V128H200ZM205 127V128H204ZM212 129H211V128ZM217 127V128H216ZM248 127V128H247ZM251 127H253V128H251ZM30 128V129H29ZM35 128V129H34ZM56 128V129H55ZM58 128L59 129H61V130H58ZM134 128H136V129H138L139 130V132H138V130H136V129H134ZM166 128V129H165ZM167 128L169 129V131L167 130ZM185 128H186V130H185ZM223 128H226L228 131H226V132H229V130H230V132L229 133H232V132H236V135L234 136L233 134H229V133H226L225 132V134L226 135H228V137H225L224 136V134L222 133V129ZM241 128H243V129H241ZM247 128V129H246ZM6 131H4V130ZM33 129V130H32ZM45 129H46V131H45ZM51 129V130H50ZM71 129H72V131H71ZM82 129V130H81ZM95 129V130H94ZM210 129V130H209ZM236 129V130H235ZM243 131L242 132V134H241V130ZM252 129H253V131H252ZM256 129V130H255ZM257 129H259V131H257ZM261 129V130H260ZM29 130H31L30 132H31V134L29 133ZM36 130V131H35ZM53 130V131H52ZM56 130V131H55ZM64 130H65V132H66V134H65V132H64ZM76 130V131H75ZM86 130V131H85ZM90 130V131H89ZM97 130V131H96ZM172 130V131H171ZM181 130V131H180ZM194 130V131H193ZM199 130V131H198ZM206 130V131H205ZM225 130V129H224ZM232 130V131H231ZM247 130H249V131H247ZM20 131V132H19ZM32 131H35V133H40V135L38 134H36L35 135V133L33 132L32 133ZM70 131V132H69ZM80 131H81V133H80ZM92 131H94V132H92ZM119 131H121V132H119ZM127 131V132H126ZM147 131V132H146ZM150 131V132H149ZM175 131V132H174ZM249 132V133H247V136L248 135H251L250 136V139H252V140H249L248 139V142L250 141V143L248 144V142H247V136H245L243 133H246V132ZM257 131V132H256ZM263 131V133H262V135H261V132ZM15 132V133H14ZM59 132V133H58ZM61 132L63 133L64 132V134H61ZM74 132V133H73ZM76 132V133H75ZM99 132H100V134H99ZM168 132L170 133V134H168ZM250 132H252L251 134H250ZM257 134H256V133ZM4 133V134H3ZM8 133V134H7ZM20 133V134H19ZM42 133V134H41ZM52 133V134H51ZM54 133V134H53ZM55 133H56V135H55ZM85 133H87V134H85ZM89 133V134H88ZM98 135H97V134ZM121 133H122V135H121ZM175 133V134H174ZM197 133V134H196ZM258 133H260V135H258ZM14 134V135H13ZM15 134H16V137H15ZM17 134H18V136H17ZM58 134H61V135H58ZM93 134V135H92ZM159 134H161V136H159ZM253 134V135H252ZM24 135V136H23ZM31 137H30V136ZM52 135V136H51ZM58 135V136H57ZM73 135H75V136H73ZM99 135H100V137H99ZM121 135V136H120ZM126 135V136H125ZM169 135H170V137H169ZM183 135V136H182ZM191 135V136H190ZM221 135H223V137L221 136ZM254 135H256L255 137H254ZM4 136V137H3ZM9 137V139H11V141H10V143L7 141V139L5 138V137ZM28 136V137H27ZM39 136V137H38ZM43 136V137H42ZM53 136H55V137H53ZM71 136V137H70ZM103 136V137H102ZM144 136V137H143ZM230 136H233V138L232 137H230ZM258 136V137H257ZM7 137V138H8ZM24 137V138H23ZM27 137V138H26ZM34 137V138H33ZM36 137V138H35ZM37 137H38V140H37ZM45 137V138H44ZM49 137H50V139H49ZM53 137V138H52ZM61 137V138H60ZM76 137V138H75ZM91 137V138H90ZM147 138V140L148 141H146V138ZM152 137H154V138H152ZM163 137V138H162ZM169 137V138H168ZM178 137V138H177ZM200 137H202L204 140H201V138ZM253 137V138H252ZM40 138H41V141H40ZM43 138H44V140L45 141H43ZM60 139V141H59V139ZM69 138H71V139H69ZM80 138V139H79ZM105 138V139H104ZM117 138V139H116ZM145 138V140H143ZM149 138V139H148ZM183 138V139H182ZM200 138V139H199ZM225 138V139H224ZM229 138V139H228ZM231 138V139H230ZM260 138V137H259ZM17 139V140H16ZM23 139H24V142H23ZM30 141H29V140ZM53 139V140H52ZM62 139H63V141H62ZM108 139V140H107ZM114 141H112V140ZM116 139V140H115ZM118 139H119V141H118ZM135 139H136V142H138V143H136V142H134L135 141ZM161 139V140H160ZM187 139H188V141H187ZM193 139V140H192ZM253 139L255 140L254 142H253ZM256 139H257V141H256ZM3 140V141H2ZM14 140H16L15 142H14ZM19 140V141H18ZM20 140L22 141V143H20ZM27 140V141H26ZM65 140V141H64ZM77 140V141H76ZM80 140H82V141H80ZM88 140V141H87ZM92 140V141H91ZM104 140V141H103ZM153 140V141H152ZM178 140H179V142H178ZM181 140V141H180ZM183 140V141H182ZM200 140V141H199ZM206 140L207 141H209L210 143V145H211V147H210V145L208 146L207 144V142H206ZM40 142V143H38V142ZM55 141V142H54ZM56 141L58 142V144L56 143ZM143 141V142H142ZM146 141V142H145ZM200 143V145H199V143ZM2 142V143H1ZM34 142H36L35 144H37V145H35L34 144ZM47 144L48 142L50 143V142H52L51 144H47V146L45 145V143ZM72 142V143H71ZM74 142H76V143H74ZM90 142H91V145H90ZM112 142V143H111ZM116 142V143H115ZM127 142L129 143L130 142V144H127ZM140 142H141V146H140ZM166 142V143H165ZM168 142V143H167ZM186 142V143H185ZM195 142L197 143V144H195ZM206 142V143H205ZM9 143V144H8ZM26 143V145H24ZM59 143H61V145L59 144ZM134 143V144H133ZM178 143H179V146H180V144L181 143H183V144H181V148L180 147H178ZM255 143V144H254ZM7 144V145H6ZM13 144V145H12ZM14 144L15 145H17V147H18V150H17V148H15V146H14ZM21 144V145H20ZM28 144L30 145V147L32 146V148H28L27 146H28ZM34 145V147L36 148V150L34 149V147H33V145ZM43 146H42V145ZM53 144V145H52ZM56 144V145H55ZM70 146H69V145ZM93 144V145H92ZM101 146H100V145ZM112 144V145H111ZM114 144V145H113ZM124 144V145H123ZM139 144V145H138ZM172 144H174V145H171ZM176 144V145H175ZM186 146H190V147H193L194 149H191V148H189V146L188 147H186ZM193 144H195V145H193ZM246 144V145H245ZM3 145H5V146H3ZM10 145V146H9ZM40 145V146H39ZM48 145H49V148H45V147H48ZM60 145V146H59ZM73 145V146H72ZM77 145V146H76ZM163 145V146H162ZM208 146V147H206V146ZM245 145V146H244ZM8 146H9V148H8ZM12 146V147H11ZM21 146V147H20ZM42 146V147H41ZM51 146V147H50ZM55 146V147H54ZM56 146H59V147H56ZM64 146V147H63ZM90 146H92V149H91V147ZM94 146H96V147H94ZM98 146V147H97ZM169 148H168V147ZM185 146V148H183ZM197 146V147H196ZM201 147V148H199V147ZM14 147V148H13ZM39 149H42V150H44V151H46V152H43L42 150V152L40 151V152H38L37 151V149L38 148ZM69 147V148H68ZM72 149H71V148ZM75 147H77V148H75ZM99 147H101L100 148V150L98 149ZM113 147V148H112ZM126 147V148H125ZM154 147V148H153ZM160 147V148H159ZM173 147V150H171V148ZM245 147V148H244ZM13 148V149H12ZM24 148V149H23ZM44 148V149H43ZM52 148V149H51ZM111 148L113 149V150H111ZM115 148V149H114ZM121 148H123L122 150H120ZM127 148H128V150H127ZM149 148H152V149H154V150H152V149H150L149 150ZM165 149V151H164V149ZM178 148L179 149H181L180 151H181V153L182 154H179L180 153V151L178 150ZM242 148H244V150L242 151ZM9 151H8V150ZM20 149V150H19ZM46 149V150H45ZM60 149H62V150H60ZM69 151H68V150ZM71 149V150H70ZM79 149H80V151H79ZM94 149L96 150V151H94ZM119 149V150H118ZM156 149V150H155ZM185 150V149H188V150H185V151H183V150ZM190 149H191V151H193V152H191L190 151ZM196 149H197V151H196ZM198 149H199V151H198ZM11 150V151H10ZM14 150V151H13ZM16 150V151H15ZM28 152V150H29V152L30 153H28L27 154V157L26 156H24V155H26L25 154V152ZM34 150H35V153H34ZM47 150H48V153H47ZM52 150V152H53V154H55V156L54 155H50L52 152H49V151H51ZM58 150V151H57ZM89 150V151H88ZM91 150H93V151H91ZM105 151V153L106 154H104V155H107L108 153V155L105 157L102 153ZM160 151V155H165V154H167V155H170V152H171V154L172 155H170V156H172V157H166L165 156V158L164 159H162V156H160L159 155V151ZM203 150V151H202ZM225 150H226V152H225ZM230 150V151H229ZM23 151V152H22ZM73 151H75V152H73ZM117 151V152H116ZM119 151H124V152H119ZM132 151V152H131ZM148 151V152H147ZM151 151V152H150ZM179 151V152H178ZM187 151V152H186ZM224 151V153H222ZM20 152V153H19ZM62 152H63V154H62ZM71 152H72V154H71ZM79 152V153H78ZM83 154H82V153ZM94 152V153H93ZM97 152V153H96ZM126 152V153H125ZM130 152V153H129ZM134 152V153H133ZM157 153V155L155 154V153ZM162 152V153H161ZM194 152H195V156H196V154H197V156H201V154H202V157L201 158H203V160L201 159V161H200V159L199 160H193V157H187V156H189L190 154L189 153H191V155H193L194 154ZM197 152V153H196ZM198 152L199 153H201V154H199L198 155ZM203 152V153H202ZM4 153H6V155H4ZM9 153V154H8ZM18 154L17 156H16V154ZM22 153H24V155L22 154ZM33 153H34V156H33ZM39 153L41 154V157H39L38 155H39ZM44 153H45V157L43 156L44 155ZM61 153V154H60ZM67 153V154H66ZM77 153V156L76 155H74V154H76ZM111 153H113L114 154V156H113V154H111ZM122 155H121V154ZM169 153V154H168ZM175 153H177V154H175ZM2 154L4 155V156H2ZM47 154H49V155H47ZM60 154V155H59ZM87 154V155H86ZM98 155V158L99 159H101V160H99L98 158H96L97 157V155ZM117 154V155H116ZM135 154H136V156H135ZM149 154V155H148ZM151 154H152V156H151ZM178 155L177 157H175V155ZM187 156H186V155ZM219 154H221L220 156H219ZM228 154V155H227ZM47 155V156H46ZM58 155V156H57ZM61 155H62V157H61ZM66 155V156H65ZM72 155V156H71ZM90 155H91V157H90ZM94 155V156H93ZM121 155V156H120ZM124 155V156H123ZM130 155V156H129ZM148 155V156H147ZM155 155V156H154ZM173 155H174V157L175 158H177L178 159V162H176V160H175V158L173 157ZM185 155V156H184ZM226 155V156H225ZM231 155V156H230ZM7 156H8V161H7ZM20 156V157H19ZM24 156V157H23ZM53 158H52V157ZM60 156V157H59ZM76 158H75V157ZM110 156V157H109ZM112 156V157H111ZM119 157L118 159H117V157ZM158 156V157H157ZM159 156L161 157V158H159ZM183 156V157H182ZM212 156V157H211ZM214 156V157H213ZM219 156V157H218ZM223 156V157H222ZM228 156V157H227ZM12 157V158H11ZM55 157H56V161L54 162V160L53 159H55ZM72 157V158H71ZM88 157H89V160H87L88 159ZM101 157V158H100ZM122 157V158H121ZM125 157H126V159H125ZM128 157H130V158H128ZM137 158L136 160H138V158H139V160H138V162L136 163L135 162V158ZM141 157V158H140ZM143 157V158H142ZM149 157V158H148ZM164 157V156H163ZM185 157V158H184ZM209 157H211L212 159L210 160L209 159ZM217 157V158H216ZM17 158V159H16ZM25 158V159H24ZM37 158V159H36ZM57 158H59V160L57 159ZM70 158V159H69ZM79 158V159H78ZM90 158H92V159H90ZM103 158V159H102ZM105 158H107L106 160H105ZM109 158V159H108ZM167 158V159H166ZM181 158V159H180ZM188 158V161L186 160ZM190 158V159H189ZM195 158V157H194ZM205 158V159H204ZM221 158V159H220ZM227 158V159H226ZM23 159H24V162H23ZM28 159L30 160V161H28ZM45 159H46V161H45ZM48 159V160H47ZM63 159V160H62ZM68 159V160H67ZM74 161H73V160ZM76 159V160H75ZM94 159V160H93ZM132 159H134L133 161L134 162H132L131 160ZM145 159V160H144ZM148 159V160H147ZM161 161H160V160ZM172 159H174V161L172 162L171 160ZM180 159V160H179ZM185 161V163H182V161L183 160ZM207 159V160H206ZM213 159H214V163H213ZM251 159V160H250ZM15 160H18V161H16L17 162V164L19 165V168H18V165L16 164L15 165V163L16 162H14ZM42 161V163H41V161ZM51 160H53V161H51ZM61 160V161H60ZM71 160V161H70ZM103 160H105L104 161V163L106 162V166L108 165V163L110 162L109 160H111V162L109 163L110 165H114V166H107V167H102L103 166ZM118 160H123V161H121V162H119V163H117V161ZM126 160V161H125ZM128 160V161H127ZM131 161V164H133V165H135V167L132 165H130V167H128L129 165H127L126 166V164H129L130 163V161ZM152 160V161H151ZM155 160H157V161H155ZM163 160H165L164 162H163ZM167 160H170L171 162H169V164H168V161ZM182 160V161H181ZM206 160V161H205ZM208 160H210V162L208 161ZM249 160V161H248ZM258 160V159H257ZM4 161H6V162H4ZM20 161L22 162V163H20ZM27 161L30 163V165L27 163ZM38 161V162H37ZM45 161V162H44ZM97 161V162H96ZM98 161H100V163L98 162ZM109 161V162H108ZM115 161H116V163H115ZM155 161V162H154ZM183 161V162H184ZM199 161V162H198ZM205 163H204V162ZM212 161V162H211ZM7 162H11V163H7ZM37 162V163H36ZM41 163V165H44L43 167L40 165V163ZM53 162V163H52ZM77 163V164H73V163ZM83 164H82V163ZM141 162H143V163H141ZM154 162V163H153ZM176 162V163H175ZM196 162V163H195ZM208 162L209 163H213V164H210L209 166H208ZM15 165V167H12V166H14L13 164ZM26 163V164H25ZM44 163H46V164H44ZM58 163H59V165H58ZM91 163V164H90ZM96 163H97V165H98V167H97V165H96ZM103 163V164H102ZM120 163H124V165L122 164H120ZM126 163V164H125ZM161 163V164H160ZM165 163H167V165L165 164ZM178 164L179 165V167H181L182 169H180L179 170V167H178V165L177 166H175V167H178L176 170L179 172H175L174 173V166L172 165V168H171V166H170V164ZM200 163V164H199ZM229 163L231 164V165H229ZM256 165H255V164ZM263 163V164H262ZM3 164V165H2ZM11 164H12V166H11ZM34 164H38V165H40V166H38L37 165V167H33V165ZM48 164V165H47ZM54 165V166H52V165ZM57 164V165H56ZM70 164H71V166H70ZM79 164H81V166L79 165ZM102 164V165H101ZM117 164H119V165H117ZM137 164V165H136ZM138 164H139V166L140 167H143V168H140L139 166H138ZM143 164H145V165H143ZM148 164V165H147ZM183 164V166H181ZM187 166H186V165ZM202 164V165H201ZM260 164V165H259ZM26 165V166H25ZM29 165V166H28ZM48 167H46V166ZM82 168H80L79 166ZM86 165H88V166H86ZM154 165H155V167H154ZM157 165H159V166H157ZM163 165H165V167H167V169H164V167H163ZM205 165V166H204ZM211 165H212V167H211ZM21 166H22V168H21ZM28 166V167H27ZM58 166V167H57ZM84 166H86V168L84 167ZM99 166H101L100 168H103V170L101 171L100 170V168H99ZM117 168H116V167ZM153 166V167H152ZM162 166V167H161ZM169 166V167H168ZM185 166V167H184ZM198 166H199V168H198ZM209 168H208V167ZM233 166H234V168H233ZM254 166H258V167H253ZM261 166V167H260ZM27 167V168H26ZM51 168V172H56L57 171V169L58 170H60V172H58L57 171V173H55L54 174V172H53V175H54V179H53V175H51L52 176V178L49 176L51 173H49L50 171H47V169H49L50 170V168ZM55 168V169H53V168ZM56 167H57V169H56ZM76 167V168H75ZM91 167V168H90ZM95 167H97V168H99V170H97V174H98V171L101 173H103V171H105L103 174H101V176H103V177H101V178H103V180L102 181H100L99 180V178L100 177H98L97 175H96V169L97 168H95ZM110 167V168H109ZM130 168V170L128 169V168ZM131 167H133V169H131ZM147 167L149 168V169H147ZM156 167H157V171H156ZM203 167H205L206 168V170H205V168H203ZM31 168V169H30ZM34 168H37V169H39L38 171L36 170V169H34ZM47 168V169H46ZM88 168V169H87ZM94 168H95V170H94ZM118 168H122L123 170H124V173L122 174L123 175V177H124V175H125V177L123 178V179H120V178H122V177H119L120 175H119V173H122L121 171H123V170H121V169H118ZM215 168V169H214ZM236 168V169H235ZM256 168V169H255ZM20 169H22V172H18V174H17V171H21ZM23 169H24V171H23ZM46 169V170H45ZM71 169H73L72 171H71ZM83 169H85V170H83ZM91 169H93L94 171H92ZM107 171H106V170ZM110 169V170H109ZM114 169H116V170H114ZM139 170V173H138V170ZM207 169H209V170H207ZM211 169V170H210ZM235 169V170H234ZM253 169V170H252ZM263 169V170H262ZM26 170H28L27 172H25ZM31 170V172H32V174H30L31 172H29ZM43 170V172H44V174H42L43 172H41ZM45 170V171H44ZM53 170V171H52ZM62 170H64V171H62ZM70 170V171H69ZM76 170V171H75ZM79 170V171H78ZM81 170H82V173H81V175H80V173L79 172H81ZM88 170L89 171H91L92 173H93V175H92V177L93 178H91V176L90 177H88V175L87 174H89V173H87L88 172ZM109 170V171H108ZM126 170V171H125ZM145 170V172L146 173H144L143 171ZM173 170V171H172ZM184 170V171H183ZM202 170V171H201ZM261 170V171H260ZM46 171H47V174H46ZM84 171H86V172H84ZM116 171V172H115ZM128 171V172H127ZM141 171V172H140ZM154 171H156V173H157V175H156V177L154 176V175H152V174H156ZM183 172L182 174H184L183 175V177L181 178V175L179 176H176V173L177 174H180L181 172ZM187 171V172H186ZM200 171V173L201 174H199L198 172ZM213 171V172H212ZM37 172V173H36ZM63 172H66V173H63ZM72 172H75V174H77V176L79 177V175H80V177H81V179H84V182H85V184H84V186L85 185H91V186H89L90 187V189H92L93 191L96 189V191H94L93 193H96V194H98L99 193V195L102 197H100L99 195H96V196H98V200H100V202H96L97 200V198H95L94 196L95 195H93V197L95 198V200H94V198L91 196V198L89 199V197H90V192L88 193V191H90V189H88V190H86L87 192H85V190H82V189H84L83 187V185H81V184H83V182H82V180L80 179V177L79 178H77V176L75 175V174H73L72 176H74V178L71 176V174H72ZM78 172V173H77ZM90 172V173H91ZM110 172H111V174H110ZM117 172H119V173H117ZM131 172V174H134V175H132V177H130V174H128V173H130ZM161 174H160V173ZM229 172V173H228ZM33 173H34V175H37V176H39V178L36 176V179H35V176L33 175ZM60 173V174H59ZM70 173V174H69ZM83 173H85L84 175H86V176H83L82 174ZM94 173H95V176H94ZM100 173H99V175H100ZM105 173H106V175H105ZM135 173H138V174H135ZM159 173V174H158ZM203 173V174H202ZM205 173V174H204ZM234 173V174H233ZM243 173H245V176H244V174ZM15 174V175H14ZM27 174V175H26ZM42 174V175H41ZM56 174H58V175H60V176H63V174H64V176L65 177H60V176H57V179H56V177H55V175ZM113 174V175H112ZM116 174V175H115ZM126 174H128V177H127V175ZM141 174V175H140ZM146 176V178L144 177V175ZM185 174H186V177H185ZM197 174V176H199V178L197 177V176H195V175ZM19 175V176H18ZM66 175H68L67 177H68V179H66L67 177H66ZM91 175V174H90ZM108 175H109V177H111L112 176V178H109L108 177ZM117 175H119V176H117ZM121 175V176H122ZM137 175H139V176H142L141 177V179H143V180H141L142 182H147L146 184L147 185H150L149 187H151V191H152V189H154V190H156L155 191V193L156 192H158L159 193V196H161V198H159V200H163V203L160 201H158L157 203H155L156 204V208L154 209V206H155V204H153L154 206H152V204H151V202H149V201H151L152 199H151V197H150V194L152 193H147V194H145V195H139L138 194V191H140V189L142 190V189H146L147 188V185L146 184H144L145 186H143L142 185V183L141 184H136V182H134V180H137V179H135V178H138V180H139V182H141L140 181V178H139V176L137 177ZM160 175V176H159ZM192 175H194V176H192ZM228 175H230V176H233L232 177V179L230 178V176H228ZM263 175V176H262ZM47 179L46 181L44 180L45 178ZM69 176H71V178L69 177ZM104 176H106V177H104ZM115 176H117V177H115ZM154 176V177H153ZM157 176H159V178H160V182H161V186L159 185L160 184V182H159V178L157 177ZM188 176V177H187ZM192 176V177H191ZM261 176V177H260ZM40 177H41V179H40ZM58 177L60 178V179H58ZM94 177H96V179L94 178ZM98 177V178H97ZM108 177V178H107ZM150 177V178H149ZM177 178V180H176V178ZM178 177H180L181 179V181L179 180V178ZM189 177L191 178V180L189 179ZM225 177H229V178H225ZM37 178H38V180H39V183H40V185H38V180H37ZM48 178H50L51 180H48ZM63 178H65L64 180H63ZM72 178H73V180H72ZM75 178H77V179H75ZM88 178V179H87ZM100 178V179H101ZM106 178V179H105ZM128 178H130V181H131V183H130V185L131 184H136V185H138V186H140V185H142V186H140L139 187V189L137 188V187H135V188H137V189H135L134 190V192H132V190H130V186H129V184H128V182H127V180H129ZM147 178H149V179H147ZM151 178L153 179V180H151ZM188 178V180L190 181L189 183H187L186 184V179ZM223 178V181L221 180ZM57 181H56V180ZM70 179V180H69ZM74 179L76 180L75 182H74ZM105 179V180H104ZM127 179V180H126ZM149 181L150 180V182H148L147 180ZM157 179V180H156ZM175 179V180H174ZM210 179V180H209ZM230 179V180H229ZM54 180H55V182L57 183V184H55V182H54ZM60 180V181H59ZM62 180V181H61ZM66 180V181H65ZM68 180V181H67ZM119 180H122V181H126V182H124V183H126V184H123V182L121 183V184H119L120 183V181ZM138 180H137V182H138ZM192 180H193V184H192ZM22 181V182H21ZM30 180L28 181V182H31ZM45 182V184H46V182L48 181V183L45 185L44 184V182ZM51 181V183H49ZM80 181V182H79ZM153 183H152V182ZM154 181H155V183H154ZM176 181L178 182L177 183V185L178 186H181V187H179L180 189H178V186H176ZM186 181V182H185ZM198 181V182H197ZM204 181H206V182H204ZM244 181V183L242 184L241 182H243ZM246 181V182H245ZM2 182V183H3ZM18 182V183H19ZM27 182V183H28ZM37 182V183H36ZM43 182V183H42ZM64 182H65V185L66 186H64L63 184H64ZM71 182V183H70ZM138 182V183H139ZM156 182H158L157 184H156ZM175 184H174V183ZM182 182V183H181ZM235 182H236V184H235ZM248 182V183H247ZM1 183V184H2ZM22 183H24V184H22ZM55 184V185H53V184ZM62 183V184H61ZM70 183V184H69ZM73 183V184H72ZM76 183V184H75ZM77 183H79V184H77ZM81 183V184H80ZM88 183V184H87ZM150 183V184H149ZM151 183L153 184L152 186H151ZM217 183H219V184H217ZM230 183H231V185H230ZM26 184V185H25ZM50 184H52V186L50 185ZM61 184V185H60ZM180 184V185H179ZM196 184H197V186H196ZM206 184V185H205ZM254 184V183H253ZM3 185V184H2ZM25 185V186H24ZM27 185H28V187L29 186H31V188L29 187H27ZM49 185V186H48ZM59 185V186H58ZM72 185V186H71ZM74 185H81L80 187L81 188H77V190H75L76 189V187L74 186ZM100 185H102L103 187H104V189L105 188H108L107 189V192L105 193V192H103L104 191V189H103V187L101 188V189H103V190H101L100 189ZM115 185L117 186V185H119V188H121V189H119V188H117V187H115ZM120 185H121V187H120ZM123 185L125 186V187H123ZM126 185L127 186H129V188L128 187H126ZM155 185H157V186H155ZM167 185V186H166ZM192 185L194 186L193 188H192ZM208 185V186H207ZM248 185H250V186H248ZM255 185V184H254ZM253 185V186H254ZM261 185V186H260ZM1 186V185H0ZM4 186H2L3 188H4ZM22 186V187H21ZM48 186V187H47ZM55 187V189H54V187ZM63 186V187H62ZM68 186H71V187H69L68 188ZM83 186V187H82ZM93 186H95V187H93ZM99 186V187H98ZM154 186V187H153ZM166 186V187H165ZM169 186H172V187H169ZM177 188H176V187ZM191 188H189V187ZM199 186V187H198ZM1 187V188H2ZM17 187H21V192H23L24 190H26V192L25 193H19V195L16 193H14V192H17ZM27 187V188H26ZM59 187H62V188H59ZM67 187V188H66ZM73 187V188H72ZM86 188H88L87 186H85ZM110 187H111V189H112V187H114L113 189H114V191H115V188H117V190H116V194L117 193H120V194H117L118 196L119 195H121L122 193H126V192H128V193H126V194H129L128 196H124V194H122V197L120 196L119 197V199L118 200H122L121 201V206L119 205V202H116L117 201V198L118 197H116V201H114L115 200V198L114 197H112V196H115V192L113 191V190H111V192H114V195H112V196H110V197H107V198H104V196H105V194H106V196H108V194L110 193V191H109V189H110ZM133 187V186H132ZM142 187H144V188H142ZM146 187V188H145ZM148 187V188H149ZM160 189H158V188ZM165 187V190L166 189H172V190H169V191H165L163 188ZM183 187V188H182ZM186 187V188H185ZM196 187V189H198V191H200L201 193H209L208 195H207V197H208V199H209V201H211V202H208L207 203V201H205L207 204H210V206L208 205L207 206V204H205L204 206H206V208L205 209H208L209 207V210H211V212L210 211H208V210H204L203 208V204H198V203H195V202H193V203H189V202H187V203H189L188 205H187V209H189V211L187 210L185 213H182V218H180V215H179V218L177 217V222H175V219L176 218H174V221L173 220H171V221H173V222H171V221H168L166 224H168V223H170V225L169 226H171V227H173V228H171L170 227V230H172L171 232L169 231V226L168 225H164L163 226V228H161V229H163V233L165 234V235H163V234H160L159 235V241H158V236H156V238L154 237L155 235H153V234H150L151 236H153V237H151L150 238V236H149V238L146 236V237H142V236H138V234L136 233L137 232V230L139 229V227H140V224H141V220H142V216L140 217V215L141 214H139V210H140V208L141 207H146L145 209V215H147V216H151V215H154V216H152L153 217V219H155L156 221H159L161 218L159 217V215H160V211L162 210V207L164 208V205H166L168 202H170V201H174V203L176 202V204L177 205H180L181 206V203H184V201H188V200H186V199H188L186 196H187V194H188V190H195L194 188ZM257 187V186H256ZM1 188H0V190H1ZM11 188V189H10ZM14 188H16V189H14ZM42 190H41V189ZM44 188V189H43ZM66 188V189H65ZM71 188H72V190L73 191H71V193H70V190H71ZM134 188V187H133ZM205 188V189H204ZM249 190H248V189ZM29 189H31V191L29 190ZM65 189V190H64ZM81 189V190H80ZM98 189H100V190H98ZM132 189V188H131ZM150 189V188H149ZM148 189V190H149ZM180 190L179 192H178V190ZM200 189H202V190H200ZM14 192H13V191ZM20 190V189H19ZM27 190H29L30 192H31V194L34 192V194H30V192H27ZM32 190H35V191H32ZM38 190V191H37ZM49 190V191H48ZM53 190H56V192L58 193V192H60V190H62L63 191V193H62V191H61V193L63 194H61V193H58V194H60V196H58V194L57 193H53L54 191ZM67 190H69V192L67 191ZM98 190V191H97ZM121 190V191H120ZM127 190H130V192H131V194H130V192L129 191H127ZM138 190V191H137ZM147 190V189H146ZM153 190V191H154ZM182 190H184V191H182ZM204 190H205V192H204ZM206 190H207V192H206ZM6 191V190H5ZM39 191H41L42 193H43V191H45V193H43V194H41V192H39ZM64 191H66V192H68L70 195H68L67 196V194H65V192ZM74 191H76L77 193H78V195L77 194H75L74 193ZM79 191V192H78ZM82 191H83V194H81L82 193ZM100 191V192H99ZM105 191H106V189H105ZM137 191V192H136ZM12 192V193H11ZM37 192H39V194H36ZM81 192V193H80ZM160 192H161V195H160ZM164 192V193H163ZM168 192V193H167ZM174 192V193H173ZM216 192V193H215ZM2 193V194H1ZM6 193H7V191H6ZM29 193V194H28ZM47 193V194H46ZM53 193V194H52ZM108 193V194H107ZM157 193V194H158ZM163 193V194H162ZM169 193L171 194H173V196L171 197V195L169 196ZM176 193V194H175ZM187 193V194H186ZM212 195H211V194ZM10 194H12V195H10ZM14 194L16 195V196H14ZM25 194H28L27 195V197H25L26 195ZM42 196H41V195ZM64 194L67 196H64ZM87 194V195H86ZM89 194V195H88ZM125 194V195H126ZM133 194V195H132ZM137 194V195H136ZM6 195V194H5ZM7 195V196H8ZM20 195H23V196H21L20 197ZM37 196V198H36V196ZM45 195H46V198H45ZM80 195L82 196L81 198H80ZM147 195V197H145ZM174 195H176L177 197H175ZM180 195V196H179ZM186 195V196H185ZM213 195H215V197L213 196ZM217 195V196H216ZM19 196V197H18ZM32 196V197H31ZM39 196V197H38ZM56 196H57V198H56ZM86 196L88 197V198H86ZM105 196V197H106ZM135 198H134V197ZM139 196H141V197H138ZM144 196V197H143ZM261 196H263V197H261ZM12 197V198H11ZM16 197H18L17 199V201L15 202V200H16ZM24 197H25V199H24ZM41 197H43L42 198V200H41ZM48 197H49V199H48ZM58 200H56L55 198ZM76 197H77V199H76ZM83 197H85V198H83ZM112 197V199H110ZM137 197V198H136ZM162 197H164V198H162ZM169 197H170V200H169ZM179 197H181V198H179ZM212 197H213V199L215 200H213L212 199ZM11 199L10 200V202L11 201H14L15 203H13V204H11L12 206H7V205H9V203L10 202H8V199ZM30 198V199H29ZM32 198V199H31ZM52 198V199H51ZM60 198V199H59ZM61 198H63V203L64 202H67L68 201V203H65V204H63V203H61L62 202V199ZM101 198V199H100ZM105 200H107L108 198V200L107 201H105ZM121 198V199H120ZM132 198H134V199H132ZM145 198H147V199H145ZM176 198V199H175ZM218 198V199H217ZM13 199V200H12ZM15 199V200H14ZM37 199V200H36ZM45 199V200H44ZM57 201V203L59 204V207L61 208V205H63L62 206V209L66 206V209L64 208V211H62V209L60 210V208L59 207H57L58 206V204L56 203V201ZM66 199H68L67 201H65ZM78 199H80L79 201H78ZM82 199V200H81ZM85 199H89L88 201H85ZM103 199V200H102ZM127 199H128V201H127ZM138 199V200H137ZM143 199V200H142ZM174 199V200H173ZM207 199V200H208ZM226 199V200H225ZM262 199V200H261ZM25 200V201H24ZM47 200V201H46ZM75 200H77L76 202H75ZM90 200H92V201H90ZM93 200L95 201V204H93L94 202H93ZM167 200V201H166ZM169 200V201H168ZM180 200V201H179ZM213 200V201H212ZM217 200H218V202H217ZM19 201V202H18ZM22 201V202H21ZM31 201V202H30ZM36 201V202H35ZM37 201H39V202H37ZM42 201V202H41ZM46 202V204H45V202ZM49 201H50V204H49ZM70 201L71 202H74V205H76V206H74L73 205V203H71L70 204ZM84 201V205L82 204V202ZM90 201V202H89ZM102 201V202H101ZM125 203H124V202ZM139 201V202H138ZM141 201V202H140ZM263 201V202H262ZM17 202H18V204H17ZM34 202V203H33ZM80 202V203H79ZM86 202V203H85ZM135 203V204H130V203ZM145 202V203H144ZM147 202V203H146ZM165 202V203H164ZM204 202V203H205ZM215 202V203H214ZM216 202H217V204H216ZM221 204H220V203ZM229 202H231V201H229ZM228 202V203H229ZM251 202V203H250ZM6 203H7V205H6ZM12 203V202H11ZM24 203H25V205H24ZM32 203V204H31ZM36 203V204H35ZM39 203V204H38ZM41 203V204H40ZM42 203H44L43 205H42ZM61 203V204H60ZM77 203H78V205H77ZM116 203L118 204V205H116ZM145 204V205H143V204ZM200 203V202H199ZM202 203V202H201ZM225 203V204H224ZM228 203H227V205H226V207L228 206ZM233 203H236V202H233ZM261 203H263V204H261ZM15 204H16V206H15ZM27 204H29L30 205V212L31 213H29V212H27V211H29L28 210V206H26ZM52 204H53V206H52ZM54 204H57L56 206L54 205ZM67 204H70V205H67ZM85 204H87L86 206H85ZM91 204V205H90ZM98 206H97V205ZM124 204V205H123ZM127 204V205H126ZM128 204H130L129 206H128ZM148 204V205H147ZM160 204H162V205H160ZM220 204V205H219ZM4 205V206H3ZM65 205V206H64ZM74 207H73V206ZM135 205V206H134ZM141 205V206H140ZM152 206V207H149V206ZM161 208H158V206ZM194 205V206H193ZM196 205V206H195ZM201 207V209H203V211H201V209L200 208H198L199 206ZM214 207H213V206ZM217 205H219V207L217 206ZM234 205V204H233ZM238 205V204H237ZM250 205H252V206H250ZM3 206V207H2ZM25 206V207H24ZM33 206V207H32ZM44 206V208H42ZM54 206H55V208H54ZM87 206H89V207H91V209H89V210H87L89 207H87ZM113 206V208H111L110 209V207H112ZM125 206H127V207H125ZM162 206V207H161ZM189 206V207H188ZM216 206H217V208H216ZM223 206V207H222ZM234 206H236V204L234 205ZM260 207V208H262V214L260 215L259 214V216L257 217L256 216V213L254 212L255 211V209L254 208H256V207ZM263 206V207H262ZM16 207V208H15ZM34 207H35V209H34ZM39 207H41V208H39ZM70 207V209L71 210H69L68 208ZM77 207V208H76ZM115 207V208H114ZM118 209H117V208ZM129 207V208H128ZM135 207V208H134ZM137 207V208H136ZM211 207H213V208H211ZM220 207H222V208H220ZM2 208H4L3 210H2ZM19 208V209H18ZM24 208V209H23ZM49 208H53V209H51V210H49ZM58 208H59V210H58ZM72 208H73V210H72ZM103 208V209H102ZM10 209V210H9ZM43 209V210H42ZM101 209V210H100ZM115 210V212H113L114 210ZM130 209H132V210H130ZM136 209H137V211H136ZM151 209V210H150ZM156 209H158L157 211H156ZM195 209H196V211L198 210V212H199V214H200V216H201V218L202 219H191L192 218V216H191V214H193L192 213V211L191 210H193V211H195ZM220 210V211H217V210ZM249 209V210H248ZM22 210H24V211H22ZM44 211V212H42V211ZM77 210V211H76ZM87 210V211H86ZM92 210H93V212H94V216H93V218L91 219V220H88L87 218H88V214H87V212L88 213H90V211L92 212ZM95 210V211H94ZM108 210H109V212H108ZM125 210H127V212H125ZM130 210V211H129ZM135 210V211H134ZM251 210V211H250ZM12 211V212H11ZM14 211V212H13ZM18 211H19V213H18ZM41 211V212H40ZM59 211H62L61 212V215H60V212ZM65 211H67V213H63V212H65ZM71 211V212H70ZM73 211H75V212H73ZM119 211V212H118ZM122 211V212H121ZM153 211V212H152ZM195 211V212H196ZM203 212V213H201V212ZM209 212V214H207L206 215V213L207 212ZM245 211V212H244ZM2 212V213H1ZM7 212L9 213L8 215H7ZM48 214H47V213ZM50 212V213H49ZM53 212V213H52ZM56 212H58V213H56ZM114 214H113V213ZM131 212H133V213H131ZM156 212V213H155ZM159 212V213H158ZM188 212V213H187ZM206 212V213H205ZM217 212V213H216ZM254 212V213H253ZM27 213H29V215L27 214ZM42 213H44V214H42ZM130 213V214H129ZM134 213H136V214H134ZM146 213H148V214H146ZM150 213V214H149ZM151 213H153V214H151ZM158 213V214H157ZM213 213V214H212ZM253 213V214H252ZM20 214H22V215H20ZM26 214H27V216H26ZM30 214H31V216H30ZM55 214H58V216H60L59 218L61 219V217H62V219L61 220H59L58 221V223H57V215H55ZM69 214H70V216H69ZM73 214V215H72ZM86 216H84V215ZM96 214V215H95ZM126 214V215H125ZM184 214H189L188 216H186V215H184ZM205 214V216L203 217V215ZM10 215V216H9ZM47 215V216H46ZM51 215V216H50ZM66 215V216H65ZM72 215V216H71ZM107 215V219H106V217H103V216H106ZM134 215V216H133ZM158 215V216H157ZM184 215V216H183ZM5 216V217H4ZM45 216V217H44ZM54 216V217H53ZM57 216V217H56ZM112 216H113V218H112ZM125 216V217H124ZM191 218H190V217ZM209 216H211V217H209ZM254 216H256V217H254ZM9 217H10V219H9ZM12 217H14V216H12ZM48 218V220H47V218ZM56 217V218H55ZM155 217V218H154ZM215 217V219H211V218H214ZM58 218V219H59ZM63 218H65L64 220H63ZM117 218H124V219H126V220H128V224H127V226L128 227H130V226H133L132 228L130 227V228H128V227H123L124 228V231L122 232V229L123 228H121V230L120 229H116V230H106V231H103L102 232V235L101 234H99V233H97V235H96V230L100 227V226H102L103 224L105 225V226H109V227H112V225L110 226V221H112L113 219L115 220V219H117ZM158 218H160V219H158ZM210 218V219H209ZM7 219V220H6ZM14 219V218H13ZM78 219V220H77ZM138 219V220H137ZM141 219V220H140ZM180 219H184L183 220V223L181 222V221H179ZM4 220V221H3ZM63 220V221H62ZM87 220V221H86ZM135 220V221H134ZM140 220V221H139ZM195 220V221H194ZM201 220V221H200ZM214 220V221H213ZM18 220H16V224L17 225H19V228L18 229H20V227H21V225H20V222L18 221ZM109 221V222H108ZM130 221H132V222H130ZM0 222V223H1ZM30 222H33V219L30 221ZM130 222V223H129ZM135 222V223H134ZM137 222V223H136ZM139 222V223H138ZM175 222V223H174ZM25 223V222H24ZM38 223V224H39ZM171 223H172V225H174L175 226V228H174V226H172L171 225ZM213 223V224H212ZM40 224H39V226H40ZM248 224L250 225V227L248 226ZM252 224H253V226H252ZM103 225V226H104ZM136 225V226H135ZM263 225V226H262ZM0 226H1V224H0ZM12 226H13V224H12ZM99 226V227H98ZM139 226V227H138ZM177 226V227H176ZM225 226V228L227 227V229L228 230H226V231H223L222 229H225V228H223ZM233 226V227H232ZM16 227V226H15ZM24 226H22L21 227V229H22V231L21 230H15V229H12V230H10L9 229V231H8V229L6 230V229H2L1 230V228H0V237H2V238H4L5 240L3 241V240H1L0 242H1V245H3L4 246V244L6 243V245H5V247H7V245L9 246V244H13L14 242L13 241H11L10 242V239H12V237L13 236H17V235H21V237H20V239H23V240H20L21 242H24V241H28L29 239H32V237H33V235L35 236L34 238H39V237H36L37 235H39V236H41L42 234H41V230L39 229H33V231H31L30 230V232L28 231V235L27 234H25V235H22V233L24 232V230L26 229H24L23 228ZM84 227H86L87 229H85ZM93 227V228H92ZM38 228H40V227H38ZM84 228V229H83ZM168 228V229H167ZM185 228V229H184ZM186 228H187V230H186ZM193 228V229H192ZM222 228V229H221ZM80 229H83V231L82 230H80ZM95 229V230H94ZM111 229H113V228H111ZM133 229H135V231L133 230ZM137 229V230H136ZM167 229V230H166ZM184 229V230H183ZM230 229H231V231L232 232H230ZM251 229V230H250ZM35 230V231H34ZM79 230H80V232H82V233H80L79 232ZM85 230H87V231H90V232H86ZM196 230V231H195ZM220 230H221V232H223V233H220ZM242 230L245 232H242ZM247 230V231H246ZM248 230H249V232H248ZM253 230V231H252ZM15 231V232H14ZM41 231V232H40ZM57 231V232H56ZM93 231V232H92ZM130 231V234H128V232ZM165 231V232H164ZM167 231V232H166ZM170 233H169V232ZM184 231V232H183ZM228 231H229V233H228ZM252 231V232H251ZM3 232V233H2ZM7 232H9L8 234H6ZM13 232V233H12ZM16 232L17 233H19V234H17L16 235ZM21 232V233H20ZM95 232V233H94ZM105 232V233H104ZM116 232V233H115ZM120 232V233H119ZM124 232H126V233H124ZM132 232V233H131ZM161 232H162V230H161ZM160 232V233H161ZM175 232V233H174ZM254 232V233H253ZM12 233V234H11ZM32 233V234H31ZM84 233V234H83ZM86 233V234H85ZM94 233V235L92 236V235H90V234H93ZM122 233H124V234H122ZM173 233H174V235H173ZM177 233V234H176ZM230 235H228V234ZM240 233H241V235H240ZM242 233H244V234H242ZM251 234V237H249L250 235L249 234ZM31 234V235H30ZM61 234V235H60ZM98 234H99V236H98ZM109 234H111L110 236H108ZM176 234V235H175ZM181 234V235H180ZM184 234H186L187 235V238H188V240H189V242H185V241H183V239H182V236L184 235ZM188 234H190V236H191V238L190 237H188L189 235ZM198 235V236H196V235ZM226 234V235H225ZM9 235V236H8ZM13 235V236H12ZM87 235V236H86ZM119 235H122V236H125V239H126V236H127V238L128 239H126L127 241H124V239H121V236H119ZM129 235V236H128ZM137 235V236H136ZM169 235V236H168ZM242 235H246L245 237L247 238V241L249 242V243H247V244H249V245H251L250 247H251V249H250V247L248 246V245H246L245 244V241H246V239L242 236ZM24 236V237H23ZM28 236H31V238L29 237L28 238ZM58 236H60V237H58ZM117 236V237H116ZM165 237L164 239H162L161 237ZM171 236V237H170ZM241 236V237H240ZM8 237H10L9 239H8ZM23 237V238H22ZM63 237V238H62ZM99 237L101 238V239H99ZM109 237V238H108ZM131 237H132V239H131ZM135 237H137L136 239H134ZM139 237V238H138ZM257 237V238H256ZM27 238H28V240H27ZM33 238V239H34ZM58 238V239H57ZM91 238V239H90ZM124 238V237H123ZM168 238H170L169 240H167ZM174 238V239H173ZM198 238H200V239H198ZM8 239V240H7ZM26 239V240H25ZM52 239L53 238H50L49 240H47L48 241V244H49V246L48 247H46V245L45 246H43L42 247V249H41V251H39V253H37L38 254V256H36V255H34V254H36L35 252L32 254V252H30V254H27L26 256H24V257H26V260L28 259L29 261H32V263L31 264H33V259L31 258V257H33L34 259H36L37 260V257H38V261H41V262H39L40 264H54V262L53 263H51V261H46V260H49L48 258L49 257H47V256H50V253L49 252H51V247L54 245V243L53 242H56V240H55V238L53 239V241H52ZM64 239V240H63ZM68 239H69V241H68ZM94 239V240H93ZM109 239V240H108ZM134 239V240H133ZM179 240V242H178V240ZM243 239H245V240H243ZM252 239H253V241H252ZM254 239H255V241H254ZM55 240V241H54ZM123 242H122V241ZM163 240V241H162ZM172 240V242H169V241H171ZM176 240V241H175ZM185 240H186V238H185ZM193 240V241H192ZM196 240V241H195ZM198 240V241H197ZM262 240V241H261ZM9 243H8V242ZM102 241V242H101ZM114 241V242H113ZM115 241H116V243H115ZM200 241L202 242V243H200ZM261 243H260V242ZM68 242V243H67ZM81 242V243H80ZM84 242L85 243H87V244H84ZM96 243L97 245L98 244H101V245H98V246H96V248L94 247V244L93 243ZM120 242H122V243H120ZM125 242H127V243H125ZM131 242V243H130ZM161 244H160V243ZM175 242H178L177 244H175V245H173ZM181 242V243H180ZM194 242H195V245H194ZM198 242V243H197ZM233 242H234V244H233ZM237 242V243H236ZM50 243L52 244V245H50ZM88 243H92L93 245V247L92 248H95V249H86L85 247H86V245H88ZM119 243H120V246H119ZM159 243V244H158ZM170 243H172L171 245H173L174 247V249L173 248H171V246L169 247V248H171V249H173V250H171V249H168V247H167V245H169ZM189 243V244H188ZM47 244V245H48ZM83 244H84V246H83ZM117 244V245H116ZM127 244H129V245H127ZM158 244V245H157ZM185 245V247H184V245ZM197 244H199V246L197 245ZM201 244V245H200ZM212 244H213V246H212ZM243 244V245H242ZM246 246H245V245ZM257 244V245H256ZM69 245V246H68ZM122 245H124V246H122ZM125 245H127L126 247H125ZM135 245V246H134ZM138 245V246H137ZM181 247H180V246ZM190 246V248H188L189 246ZM191 245H193L194 247H192ZM241 245V246H240ZM255 245V246H254ZM51 246V247H50ZM129 246L131 247V248H129ZM133 246V247H132ZM157 246H160V247H157ZM165 246V247H164ZM188 246V247H187ZM197 246V247H196ZM257 246V247H256ZM259 246V247H258ZM77 247V248H78ZM83 248V250H82V248ZM105 247V248H104ZM157 247V248H156ZM231 247H233V248H231ZM236 247V249H234ZM238 247V248H237ZM68 248L66 249V251L68 250ZM124 248H126V250L128 251H126ZM155 248V249H154ZM160 248H163L162 249V251L160 252V254H159V250H161ZM201 248V249H200ZM222 248V249H221ZM18 249V248H17ZM45 249H47V250H45ZM48 249H49V252L48 253H46V251H48ZM81 249V250H80ZM97 249V250H96ZM157 249V250H156ZM203 249V250H202ZM226 249H227V252H226ZM243 249V250H242ZM19 250H21V247L19 248ZM45 251L44 253L42 252V251ZM87 250V251H86ZM95 250V251H94ZM101 250V251H100ZM121 250H123V251H121ZM131 250V251H130ZM155 250V251H154ZM200 251V253L202 252V251H204V252H202L201 254H199V251ZM233 250H236V255H235V251H234V256L232 255V260L230 259V260H223L224 258H226V256L229 254V253H231V252H233ZM238 250V251H237ZM253 250V251H252ZM16 251H18V250H16ZM15 251V252H16ZM65 251V252H66ZM85 251V252H84ZM88 251H89V253H88ZM106 251V250H105ZM137 251H139V252H137ZM154 251V252H153ZM241 251V252H240ZM21 251H18V252H16V253H18L17 254V257L15 256V255H9V257H7L6 259H11V261L10 260H7L8 262L6 263L5 261H6V259H0V262H1V264H15V263H17V264H21V263H24V262H28L29 263V261L27 260H25L24 262L22 261V260H24V258H20L21 257ZM80 252H82V253H80ZM87 252V253H86ZM97 252V253H96ZM100 252V253H99ZM102 252V253H101ZM116 252H117V255H116ZM135 252V253H134ZM151 252V253H150ZM223 252V253H222ZM71 252H69V254H70ZM92 253H94L93 255H95V256H93L92 255ZM96 253V254H95ZM130 253V255H128V254ZM139 253V254H138ZM148 253H150V254H148ZM158 253V254H157ZM196 254V257L194 256L195 254ZM205 253V254H204ZM243 253V254H242ZM78 254V255H77ZM87 254V255H86ZM123 254V255H122ZM125 254V255H124ZM133 254H135L136 255V257H135V255H133ZM148 254V255H147ZM154 254H157L155 257L153 256ZM194 254V255H193ZM198 254V255H197ZM237 254H238V256H237ZM240 254V255H239ZM262 254V255H261ZM45 255V256H44ZM71 255V254H70ZM89 255H90V257H89ZM119 255V256H118ZM121 255V256H120ZM140 255V256H139ZM145 255L147 256V257H145ZM150 255H152L151 257H150ZM203 255V256H202ZM245 255H248L249 256V258H250V260H251V262H249L250 260H249V258H248V256H245ZM255 255H256V257H255ZM80 256H82V257H80ZM120 257V259H117L118 257ZM126 256H128V258L126 257ZM132 256H134V257H132ZM139 256V257H138ZM173 256V257H172ZM194 256V257H193ZM240 256H241V258H240ZM252 256H254V257H252ZM13 257V258H12ZM20 259H19V258ZM30 257V258H29ZM83 257H84V259H83ZM125 257V258H124ZM152 257H154V258H152ZM172 257V258H171ZM190 257V258H189ZM220 257V258H219ZM258 257H260L259 259H257ZM0 258H3L2 256H1V253H0ZM74 258V259H73ZM114 258V259H113ZM135 258V259H134ZM140 258V259H139ZM150 258V259H149ZM174 258V259H173ZM184 258L186 259H188L189 260V262H187L186 260H184ZM196 260H195V259ZM240 258V259H239ZM246 258V259H245ZM255 258V259H254ZM18 259H19V261H18ZM124 260L123 262H121L122 260ZM130 259V260H129ZM133 259V260H132ZM152 259V260H151ZM170 259V260H169ZM242 259V260H241ZM5 260V261H4ZM34 261L36 264H38L37 263V261ZM43 260V261H42ZM71 260V261H70ZM86 260V259H85ZM108 260V261H107ZM121 260V261H120ZM136 260V261H135ZM145 262H144V261ZM175 260V261H174ZM178 260V261H177ZM194 260V261H193ZM246 260V261H245ZM256 260H258V261H256ZM10 261V262H9ZM18 261V262H17ZM20 261H21V263H20ZM46 261V262H45ZM106 261V262H105ZM119 261H120V263H119ZM128 261H129V263H128ZM132 261V262H131ZM135 261V262H134ZM142 261V262H141ZM167 261V262H166ZM176 261H177V263H176ZM242 261V262H241ZM244 261V262H243ZM4 262V263H3ZM43 262V263H42ZM45 262V263H44ZM84 262V261H83ZM82 261L80 262V264L82 263V264H85V263H83ZM86 262V261H85ZM166 262V263H165ZM29 263V264H30ZM152 262H150V263H148V264H151ZM155 263V262H154ZM153 263V264H154ZM156 263H158V261H156ZM155 263V264H156ZM160 262L158 263V264H161ZM169 263V264H170ZM208 263V264H209ZM254 263H252V264H254ZM56 264V263H55Z\"/></svg>",
    "mask_w": 264,
    "mask_h": 264
},
{
    "label": "bare ground",
    "instance_id": "bare-ground-1",
    "mask_svg": "<svg viewBox=\"0 0 264 264\" xmlns=\"http://www.w3.org/2000/svg\"><path fill=\"white\" fill-rule=\"evenodd\" d=\"M30 1H31V3H32V4H30L31 7H30L28 4H26V2H25L24 0H0V29H1V28H4V27H8V28H9V27H12L13 29H11V30L13 31L14 28H15V31L17 32L18 29H16V27L19 26V24L21 23V21H23L22 23H24V26H21V27L23 28L22 31L24 30V32L29 33V32H30V28L32 29V24H33L34 22L37 23V22H36L37 19L40 21L39 18L43 17V16L41 15L42 13H40V16H41V17H38V15L35 16V15H33L32 13H29V14H28V12H27L28 15H26L25 17H18V16H16L17 14L14 15V14L10 13V11L4 10V9H3L4 11L1 10V8H4V6H5V7H8V8L10 7V8H12V9H13V8L15 9V8H19V7H22V6H26V5H27L28 8L30 7V8H33V9H35V8L37 9V8L40 7V6H38V5L42 3V5L45 4L46 6H48V8H50V6H57V5H58V6H57L58 8H60L62 11H65L67 8H69V6H70L71 4H73V5L76 6V7L73 6V7H74V9H73L74 12H76L77 14H78V13H79V14L84 13V15H86L85 13H89V12H91V13L93 14L94 9L97 10L99 7H101L100 4H102V3L104 4V3H105V0H91V1H94L95 4H96L98 7H97L96 5H93L91 8H90V7L88 8L87 6H91L92 4H91V5L86 4V6H85V3H83V2L88 3V2H90V0H58V1L56 0V2H54L55 0H29V1H27V2H30ZM114 1L120 3V1H117V0H114ZM114 1H113V2H114ZM121 1H122V0H121ZM148 1H149V0H148ZM150 1L152 2L151 4H153V3H155V2H156V4H157V1H154V0H150ZM165 1H166V0H165ZM167 1H168V0H167ZM171 1H172V0H171ZM197 1H198V0H176V1H174V2L169 3L167 7L165 6L166 8H165V10L163 11V14H162L160 17H159V15H160L161 13H159L158 15L156 14V16H158V18H162V21H163V22H161V25H162V26H163V25L170 26V29H172V28H171V24H174V22L171 21V16H170V15H171V11H172V10H179L181 13H182V12L184 13V7H185V5L187 6L188 2H189V4H188L189 6H190V4H192V5H191L192 8H193V5H194V8H195V6L197 5L196 3L201 4L202 2H204L203 0H202L201 3H200V2H197ZM206 1H208V0H206ZM209 1H210V0H209ZM209 1H208V2H209ZM214 1H215V0H214ZM221 1H222V0H221ZM223 1H224V0H223ZM228 1H229V0H228ZM231 1H232V0H231ZM236 1H237V0H236ZM239 1H240V0H239ZM244 1H245V0H244ZM246 1H247V0H246ZM246 1H245V2H246ZM257 1H258V0H257ZM80 2H81V4H80L81 6H79V4H78V3H80ZM108 2L110 3L111 0H108ZM116 2H115V3H116ZM168 2H169V1H168ZM211 2H212V0H211ZM216 2H218V1L216 0ZM240 2H242L241 4H243V1H242V0H241ZM248 2H249V3L251 2V3L248 4V3L246 2V3L248 4V6L245 5L244 7H246L247 10H252V9H254V8H253V7H254V3H253L252 1H248ZM53 3H56V5H54ZM57 3H58V4H57ZM76 3H77V4H76ZM82 3H83V5H82ZM91 3H92V2H91ZM106 3H107V2H106ZM125 3H126V4H125ZM125 3H123V4H124V5H127V4H128L127 2H125ZM159 3H161V2H159ZM224 3H226V1H225ZM227 3H230V2H227ZM255 3H256V2H255ZM263 3H264V0H263ZM52 4H53V5H52ZM89 4H90V3H89ZM120 4H121V3H120ZM123 4H122V5H123ZM156 4H155V5H156ZM165 4H166V3H165ZM209 4L211 5V3H209ZM213 4H214V2H213ZM222 4H223V3H222ZM239 4H240V3H239ZM259 4H260V0H259ZM261 4H262V2H261ZM42 5H41V6H42ZM110 5H111V4H110ZM124 5H123V6H124ZM157 5H158V4H157ZM204 5H207V7H209V5L207 4V2H205ZM262 5H264V4H262ZM37 6H38V7H37ZM84 6H85V7H84ZM104 6H106V5L104 4ZM104 6H102V7L104 8ZM119 6H120V5H119ZM119 6H118V7H119ZM123 6H122V7H119V9H120V8L122 9ZM34 7H35V8H34ZM102 7H101V8H102ZM118 7H117V8H118ZM130 7H131V6H130ZM159 7H160V6H159ZM207 7H206V8H207ZM213 7H214V6H213ZM221 7H222V9L225 8L224 5H222V6H218V8H221ZM232 7H234V6H232ZM244 7H239V6H237V7H236V12H235V13H237L236 15H238V16L241 15V13H242L241 11L243 10ZM259 7H260V6H259ZM48 8H47V9H48ZM70 8H71V7H70ZM93 8H94V9H93ZM96 8H97V9H96ZM117 8H116L115 6L113 7V9H117ZM124 8H125V7H124ZM134 8H135V7H134ZM192 8L190 7V9H192ZM198 8H199V6H198ZM215 8H216V7H215ZM218 8H217V9H218ZM260 8H261V7H260ZM19 9H21V8H19ZM19 9L15 10V11H18ZM23 9H24V8H23ZM36 9H35V10H36ZM50 9H51V8H50ZM105 9H108V8L105 7ZM109 9H110V8H109ZM145 9H146V8H145ZM149 9H150V7H148V9H146V10L149 11ZM158 9L161 10V7L158 8ZM227 9H228V8H227ZM230 9H231V8H230ZM244 9H245V8H244ZM262 9H263V8H262ZM28 10H29V9H28ZM31 10H32V9H31ZM53 10H55V9H53ZM53 10H51V11H53ZM67 10H68V9H67ZM90 10H91V11H90ZM102 10H104V9H102ZM134 10H135V9H134ZM134 10H133V12H134ZM160 10H158V12H161ZM186 10H187V9H186ZM195 10H196V8H195ZM199 10H202V8L199 9ZM210 10H211V8H210ZM218 10H219V9H218ZM256 10H257V9H256ZM26 11H27V9H26ZM36 11H38V10H36ZM59 11H60V10H59ZM98 11H99V10H98ZM109 11H110V10H109ZM129 11H130V10H129ZM139 11H140V9H139ZM143 11H144V10H143ZM151 11L153 12V10H151ZM151 11H149V12H151ZM191 11H192V10H191ZM202 11H204V9H203ZM208 11H209V10H208ZM219 11H220V10H219ZM219 11H218V12H219ZM231 11H232V10H231ZM234 11H235V10H234ZM243 11H244V10H243ZM71 12H72V11H71ZM95 12H96V11H95ZM101 12L103 13V11H101ZM111 12H112V11H111ZM140 12H141V11H140ZM158 12H156V13H158ZM172 12H173V11H172ZM226 12H227V11H226ZM228 12H229V9H228ZM228 12H227V13H228ZM252 12H253V11H252ZM21 13H22V12H21ZM33 13H34V12H33ZM37 13L39 14V12H37ZM43 13H44V12H43ZM46 13H48V12H46ZM52 13L54 14V13H56V12L53 11ZM52 13H50V14H52ZM57 13H58V15H55V16L53 15V17H54V18L56 17L55 19H58V18H59V19L63 22V21L65 20V17L63 18V17L59 16V12H57ZM64 13H65V12H64ZM72 13H73V12H72ZM99 13H100V11H99ZM104 13H105V12H104ZM117 13H118V12H117ZM131 13H132V11H131ZM143 13H145V11H144ZM143 13H142V14H143ZM173 13H177V12L174 11ZM173 13H172V14H173ZM192 13H194V11H193ZM215 13H216V12L214 11V14H215ZM245 13H246V12H245ZM248 13H249V12H248ZM258 13H259V12H258ZM34 14H35V13H34ZM50 14H49V13L46 14L43 18H44V19H48L49 21H50L51 18L54 19V18L52 17V15L50 16ZM61 14H63V12H62ZM65 14H66V13H65ZM69 14H70V13H69ZM74 14H75V13H73L72 16H70V15H68V16L71 18V17H74ZM79 14H78V17L80 18ZM92 14H91V15H92ZM95 14H96V13H95ZM97 14H98V13H97ZM107 14H108V13H107ZM113 14H114V12H113ZM133 14H134V13H133ZM136 14H137V13H136ZM136 14H135V15H136ZM145 14H147V16H148V13H145ZM145 14H144V15H145ZM151 14H152V13H151ZM188 14H189V13H188ZM188 14H187V15H188ZM228 14H229V16H231L230 13H228ZM228 14H227V17H228ZM75 15H76V14H75ZM82 15H83V14H82ZM87 15H88V14H87ZM91 15H90V16L88 15V16L91 17ZM98 15H100V14H98ZM105 15H106V14H105ZM121 15H122V14H121ZM135 15H134V16H135ZM192 15H193V14H192ZM236 15H235V16H236ZM255 15H257V14H255ZM57 16H58V17H57ZM62 16H63V15H62ZM64 16H65V15H64ZM88 16H87V17H88ZM93 16H94V14H93ZM93 16H92V18L95 17L96 19H98L96 16H94V17H93ZM100 16H102V15H100ZM111 16H112V15H111ZM118 16H119V15H118ZM130 16H131V15H130ZM130 16H129V17H130ZM150 16H153V14H152V15L149 14V17H150ZM174 16H176V14H174ZM174 16H173V17H174ZM258 16H259V14H258ZM258 16H257V17H258ZM260 16H261V15H260ZM263 16H264V15H263ZM60 17H61L62 19H61ZM69 17L66 18V19H69ZM82 17H84V16H82ZM85 17H86V16H85ZM102 17H103V16H102ZM140 17H141V15H140ZM140 17L137 18V15H136L134 18H132V16H131L130 19L132 20V19L137 18V20L139 21V20H140ZM143 17H144V16H143ZM143 17H142V19H143ZM145 17H146V15H145ZM188 17H189V16H188ZM209 17H210V18H209ZM217 17H218V16H217ZM222 17H223V16H222ZM224 17H225V16H224ZM250 17H251V16H250ZM250 17H248V18H250ZM261 17H262V16H261ZM261 17L258 18V19H259V20H260V19L263 20L264 18L262 19ZM49 18H50V19H49ZM76 18H77V17H74V18H73L74 21L76 20ZM104 18H105V17H104ZM127 18H128V17H127ZM154 18H155V17H154ZM182 18H183V17H182ZM185 18H186V17H185ZM185 18H184L183 21H184V22H188V21H185V20H186ZM218 18H220V17H218ZM41 19H42V18H41ZM52 19H51V20H52ZM55 19H54V20H55ZM59 19H58V20H59ZM125 19H126V18H125ZM177 19H178V17H177ZM179 19H180V18H179ZM213 19H214V18H213ZM225 19L227 20V18H225ZM230 19H231V18H230ZM230 19H228L227 21L222 19V21H226L225 24L228 25ZM251 19H252V18H251ZM251 19H250V20H251ZM255 19H256V18H255ZM60 20H59V21H60ZM77 20H78V19H77ZM104 20H105V19H104ZM128 20H129V19H128ZM131 20H129V21H131ZM145 20H146V19H145ZM150 20H152V19H150ZM150 20L148 21V19H147L146 21H148V22H152V21H153V20H152V21H150ZM173 20H175V19H173ZM187 20H188V18H187ZM190 20H191V21H190ZM190 20H189V23H191V25L194 26V23H197L198 25L201 23V22L198 23V20H201V21H203V20H207L206 22H208V20H209V21L211 22L212 17L209 16V13H204V12L202 13V12H200V11H198V12L196 11V12L194 13L193 17H191ZM44 21H45V20H44ZM72 21H73V20H71L70 22H72ZM96 21H97V20H96ZM96 21H95V19H94V23H95ZM98 21H100V20H98ZM98 21H97V22H98ZM111 21H112V19H111ZM125 21H126V20H125ZM134 21H135V22H133V23H138L139 25H141L139 22H136V20H134ZM141 21H144V20H141ZM215 21H216V19H215ZM231 21H232V20H231ZM240 21H241V18H240ZM242 21H244V20H242ZM246 21H249V20H247V17H246ZM57 22H58V21H57ZM64 22L67 23L66 20H65ZM64 22H63V24H64ZM70 22H68V23H70ZM77 22H78V21H76V23H77ZM107 22H108V21H107ZM120 22L123 23V21H119V20H118V22H116V23H120ZM172 22H173V23H172ZM180 22H181V19H180ZM206 22H205V23H206ZM216 22H217V21H216ZM250 22L253 23V21H250ZM262 22H264V21H262ZM22 23H21V24H22ZM42 23H43V22H42ZM59 23H61V22H59ZM59 23H58V24H59ZM66 23H65V24H66ZM73 23H74V22H73ZM73 23H71V26L73 25ZM90 23H91V22H90ZM101 23H102V21H101ZM112 23H113V22H112ZM126 23H127V22H126ZM126 23H125V24H126ZM130 23H132V21H131ZM141 23H142V22H141ZM162 23H163V24H162ZM192 23H193V24H192ZM242 23H243V22H242ZM242 23H241V25H244V24H242ZM39 24H41V22H40ZM63 24L61 23L60 25H63ZM65 24H64V25H65ZM77 24H78V23H77ZM91 24H92V23H91ZM109 24H111V23H109ZM127 24H128V23H127ZM143 24H145V23H143ZM149 24H150V23H149ZM217 24H218V23H217ZM258 24H260V23H258ZM33 25H35V24H33ZM41 25H42V24H41ZM66 25H67V24H66ZM66 25H65V26H66ZM68 25H69V24H68ZM98 25H99V24H97V26H98ZM113 25H114V24H113ZM122 25H123V24H122ZM128 25H129V24H128ZM128 25H127V26H128ZM161 25H160V26H161ZM174 25H175V24H174ZM181 25H182V26L184 25V27L186 26L185 24H181ZM187 25H188V24H187ZM204 25H205V24H204ZM43 26H45V25H43ZM69 26H70V25H69ZM75 26H77V25H75ZM86 26H88V25H86ZM86 26H85V28H86ZM110 26H111V25H110ZM110 26H109V27H110ZM131 26H133V25H131ZM134 26L136 27L135 24H134ZM143 26H145V25H143ZM147 26H149V25H147ZM166 26H165V27H166ZM177 26H178V22H177ZM182 26H181V27H182ZM196 26H197V25H196ZM207 26H208V25H207ZM212 26H213V25H212ZM34 27H35V26H34ZM83 27H84V26H83ZM101 27H102V26H101ZM101 27H98V28H99V31H97V33H98V32H100V33H98V34L96 33L97 35L94 33L95 36H96V39L93 38V37H95L94 34H93L92 37L90 36V39L93 38V39H95L96 41H98V40H102V39H103L104 34L106 35V32L103 34L102 32H103L104 29L100 31V28H101ZM105 27H108V23H107V26H105ZM112 27H113V26H112ZM112 27H110V28H108V29H109V30H112ZM120 27H122V26H120ZM120 27H119V28H120ZM149 27H150V26H149ZM178 27H179V26H178ZM186 27H187V26H186ZM191 27H192V26H191ZM199 27H200V26H197V28H199ZM201 27H203V26L201 25ZM201 27H200V28H201ZM221 27H222V26H221ZM243 27L245 28L246 26H243ZM247 27L249 28V26H247ZM250 27H251V26H250ZM262 27H264V26H261V27H260V25H259V28L262 29ZM53 28H54V27H52V29H53ZM56 28H57V27H56ZM85 28H84V29H85ZM129 28H130V27H129ZM136 28L138 29V26H137ZM150 28H151V27H150ZM160 28H161V27H160ZM176 28H177V27H176ZM187 28H188V27H187ZM204 28H205V27H203L202 29H203V31L205 32ZM213 28H214V27H213ZM257 28H258V27H257ZM257 28H256V30H257ZM35 29H36V28H35ZM35 29H34V30H35ZM38 29H39V32H35V31H37ZM38 29L35 30V31H33V32H35L36 34L38 33L37 36H32V35H31V37H37V38H38V41H37V39L35 38V39H36V43H35V41L32 42V39L28 38V39L31 40V42H32L31 45L29 44V46H32L33 48H35L34 51H30L29 54L23 52V50L25 51V49L22 48V44L19 45V44L17 43V38H18L20 35L17 36V35H16L17 33H16L15 31H14V32H7V33H4V32H3L4 34H2V33L0 32V33H1V35H0V55H1V53H4V56H3V54H2L0 57H5V59H8L9 57H11V55L13 56V53H14L15 55H17V56H19V57H21V58L24 59V56L27 54L28 57H27L26 60H24V61H27V65H28V66H29V63L31 64V62L33 61L32 63H33V65H34V63H35L34 61H35V60H32V59H33L34 57H36V56H40L41 53H42V51L44 52L46 49H48V48H49V45H50L49 42H51V40H52V39H51L52 36H51V35H48V34L50 33V31H49L48 33H46V34L48 35V36L46 37L45 34H42V33H43V31H42V27H39V26H38ZM44 29H45V28H44ZM44 29H43V30H44ZM57 29H59V28H57ZM121 29H122V28H121ZM121 29H118V30L121 32ZM131 29H132V28H131ZM134 29H135V28H134ZM134 29H133V30H134ZM137 29H136V30H137ZM141 29L143 30V28H141ZM165 29H166V28H165ZM183 29H184V28H183ZM185 29H186V28H185ZM193 29H194V27H193ZM214 29H215V28H214ZM219 29H220V28H219ZM226 29H228V28H226ZM261 29H260V30H261ZM4 30H5V29H4ZM19 30H20V28H19ZM60 30H61V29H60ZM85 30H87V29H85ZM96 30H97V29H94V31H96ZM133 30H132V31H130V30H129V31H126L125 33H127V32H128V33H133ZM138 30H140V29H138ZM144 30H145V28H144ZM147 30H148V29H147ZM162 30H164V29L162 28ZM168 30H169V28H168L166 31H168ZM181 30H182V29H181ZM242 30H244V29H242ZM247 30H248V29H247ZM249 30H250V29H249ZM64 31L66 32V30H63V32H64ZM88 31H89V33H90V30H88ZM149 31H150V32H149V34H150V33H151V30H149ZM191 31H192V30H191ZM193 31H195V30H193ZM198 31H199V30H198ZM206 31H207V30H206ZM212 31H213V30H212ZM234 31H237V33L239 32L238 30H235V29H234ZM250 31H251V30H250ZM250 31H249V32H250ZM253 31H255V29H253ZM253 31H252V32H253ZM261 31H262V30H261ZM263 31H264V30H263ZM51 32L53 33L52 30H51ZM55 32H56V31H55ZM61 32H62V31H61ZM91 32H92V30H91ZM122 32H123V30H122ZM145 32H146V31H145ZM161 32L163 33L164 31H161ZM170 32H171V31H170ZM195 32H196V31H195ZM208 32H210V33H208ZM208 32H206V33L211 34V31H208ZM214 32H215V31H214ZM214 32H213V33H214ZM228 32H230V31H228ZM244 32H245V31H244ZM18 33H20V31H19ZM35 33H34V34H35ZM80 33H81V32H80ZM92 33H93V32H92ZM108 33H109V32H108ZM118 33H119V32H118ZM125 33H124V34H125ZM134 33H135V32H134ZM146 33H147V32H146ZM213 33H212V34H213ZM217 33H218V32H217ZM237 33H236V34H237ZM250 33H251V32H250ZM254 33L257 34L256 31H255ZM259 33H260V32H259ZM262 33H263V32H262ZM32 34H33V33H32ZM36 34H35V35H36ZM41 34H42L43 36H42ZM54 34H55V33H54ZM56 34H57V32H56ZM60 34H61V33H60ZM63 34H64V33H63ZM63 34H62V36L66 35V34H64V35H63ZM68 34H69V32H68ZM68 34H67V35H68ZM76 34H77V33H76ZM84 34H85V33H84ZM124 34H123V35H124ZM141 34H142V33H141ZM141 34H140V35H141ZM157 34H158V33H157ZM166 34H167V33H166ZM173 34L175 35V33H173ZM186 34H187V33H186ZM197 34H198V33H197ZM212 34H211V37H209V38H212V37H213ZM240 34H241V33H240ZM14 35L17 36L16 39L13 38ZM23 35H24V34H23ZM57 35L59 36V34H57ZM57 35H56V36H57ZM70 35H71V34H70ZM70 35H69V37H70ZM126 35H127V34H126ZM143 35H144V34H143ZM143 35H142V36H143ZM152 35H153V34H152ZM176 35H177V34H176ZM188 35H189V34H188ZM200 35H201V34H200ZM214 35H216V34H214ZM229 35H231V34H229ZM242 35H243V34H242ZM245 35H246V33H245ZM250 35H252V34H250ZM21 36H22V35H21ZM26 36H28V35H26ZM62 36H60V37H62ZM74 36H75V33H74ZM81 36L83 37V35H81ZM117 36H120V35L117 34ZM130 36H131V35H130ZM138 36H139V35H138ZM153 36H154V35H153ZM178 36H182V34H179ZM201 36L203 37V35H201ZM216 36H218V35H216ZM259 36H261V35H259ZM42 37H44V38H46V39H44V38H42ZM75 37H76V36H75ZM78 37H79V36H78ZM78 37H76V38H78ZM82 37H81V39H78V41H80L79 44H77L78 41H75L73 35H72V38H73L74 40H72L71 38H69V39L72 40V42L75 41L76 44H77V46H76L77 48L75 49L76 52L79 53V54H76L77 57H78V56H81V55L84 53V52L82 51V50H84L83 48L88 47L87 45H90V44H89V41H88V39H87L88 36H85V35H84V37H83V38H82ZM86 37H87V38H86ZM106 37H107L108 40H109V36L106 35ZM123 37H124V36H123ZM125 37H126V36H125ZM133 37H134V36H133ZM149 37H150V36H149ZM155 37H156V36H155ZM162 37H163V36H162ZM171 37H173V36H171ZM182 37H183V36H182ZM188 37H189V36H188ZM199 37H200V36H198L197 39H198ZM202 37H200V39H201V40L203 39V41H205V39H206V38L204 39L205 36H204L203 38H202ZM234 37H235V36H234ZM240 37H246V36H240ZM253 37H254V36H253ZM19 38H20V37H19ZM24 38H26V37H24ZM24 38L22 37V41H21L23 44H24V41H23ZM64 38H65V36H64ZM64 38L62 37L61 40H62V39H63V40H66V38H65V39H64ZM119 38H121V40L123 39L122 36H120ZM140 38H141V36H140ZM156 38H157V37H156ZM156 38H155V40L157 41ZM216 38H217V37H216ZM220 38H221V37H220ZM20 39H21V38H20ZM28 39L26 38L25 40H26V41H29ZM67 39H68V38H67ZM112 39H113V38H112ZM115 39H116V37H115ZM134 39H135V38H134ZM141 39H142L141 42H142V43L144 42L145 45H146V47L148 48L146 37L143 36ZM150 39H151V38H150ZM158 39H159V38H158ZM190 39H192V37L189 38V40H190ZM232 39H233V38H232ZM243 39H244V38H242V40H243ZM9 40H10V41H9ZM63 40H62V41H63ZM151 40H152V39H151ZM159 40H160V39H159ZM165 40H166V39H165ZM207 40H208V39H207ZM212 40H215V39L212 38ZM242 40H241V41H242ZM7 41L11 43V44H9V45H12L13 48L10 47V46L8 45ZM68 41H69V40H68ZM109 41H111V40H109ZM113 41H114V40H113ZM118 41H119V40H118ZM122 41H123V40H122ZM122 41H121V42H122ZM127 41H128V40H127ZM135 41H136V40H135ZM192 41H193V43H194V40H192ZM196 41H197V40H196ZM196 41H195V43H196ZM230 41H231V40H230ZM252 41H253V40H252ZM18 42L20 43V40H19V39H18ZM63 42H64V41H63ZM115 42H116V44H117V41H115ZM115 42H113V43H115ZM121 42H120V44H121ZM123 42H124V41H123ZM129 42H130V41H129ZM131 42H132V39H131ZM133 42H134V41H133ZM175 42H176V41H175ZM181 42H182V41H181ZM205 42H206V41H205ZM205 42H204V43H205ZM207 42H208L207 44L210 43L209 40H208ZM211 42H213V44H214V41H211ZM235 42H236V41H235ZM238 42H239V41H238ZM6 43H7V46H8V47H6ZM25 43H26V42H25ZM66 43H67V41H66ZM66 43L63 44V43L61 42V44H60L61 46H62V44L64 45V46H63V48H65L64 50H66V47H65ZM87 43H88V44H87ZM95 43H96V42H95ZM95 43H94V44H95ZM126 43H127V42H126ZM190 43H191V42H190ZM195 43H194V44H195ZM201 43H203V42H201ZM201 43H199V44H201ZM232 43H233V42H232ZM250 43H251V42H250ZM258 43H259V42H258ZM123 44H124V43H123ZM123 44H121V45H123ZM182 44H185V43H182ZM207 44H205V45L208 46ZM227 44H228V43H227ZM235 44H236V43H235ZM245 44H246V43H244V45H245ZM18 45L21 47V51H20V49L18 50V48H19ZM25 45H26V44H25ZM60 45H59V46H60ZM68 45H69V44H68ZM103 45H104V44H103ZM107 45H108V44H107ZM107 45L105 44L104 46L106 47ZM132 45H133V44H132ZM157 45H158V44H157ZM203 45H204V44H203ZM238 45H239V43H238ZM258 45H259V44H258ZM27 46H28V45H26L24 48H27ZM61 46H60V47H61ZM73 46L75 47V44H74ZM93 46H94V45H93ZM104 46H103L102 49L105 48ZM112 46H114V45H112ZM133 46H134V45H133ZM137 46H138V45H137ZM155 46H156V45H155ZM168 46H169V44H168ZM170 46H171V45H170ZM218 46H219V45H217V47H218ZM227 46H228V45H227ZM229 46H230V45H229ZM249 46H250V44H249ZM17 47H18V48H17ZM118 47H119V46H118ZM150 47H151V46H150ZM150 47H149V48H150ZM158 47H159V46H158ZM181 47H183V46H181ZM203 47H204V46H202V49H204ZM215 47H216V46H215ZM8 48H9V49H8ZM14 48H17L18 51H17V50H14ZM50 48H52V47H50ZM90 48H91V47H90ZM139 48H140V47H139ZM174 48H175V47H174ZM195 48H196V47H195ZM207 48H208V47H207ZM213 48H214V47H213ZM223 48H226V49H227V47H223ZM230 48H231V47H230ZM230 48H228V49H230ZM247 48H248V47H247ZM22 49H23V50H22ZM72 49H73V48H72ZM87 49H88V48H87ZM91 49H92V48H91ZM91 49H90V51L93 52V50H91ZM105 49H106V48H105ZM107 49H108V47H107ZM121 49H122V48H121ZM121 49H120V51L116 49L117 52H118V54H119L118 56H120V57L123 56V54H124V53L121 51ZM176 49H177V48H176ZM191 49H194V48H191ZM196 49H197V48H196ZM218 49H219L222 53L224 52V50L222 51V49H220V48H218ZM256 49H257V48H256ZM263 49H264V48H263ZM28 50H31V49H28ZM48 50H49V49H48ZM68 50H69V49H68ZM97 50H98V49H97ZM97 50H96V51H97ZM124 50L131 52V51L133 50V48H132V46H131V48H130L129 46H127ZM136 50H137V48H136ZM146 50H148V49H146ZM168 50H169V49H168ZM236 50H237V49H236ZM238 50H239V49H238ZM260 50H261V48H260ZM260 50H259V51H260ZM71 51H73V53L70 52V51H68V52H70V54H71V53H72V54L75 53L74 50H71ZM99 51H101V50L99 49ZM99 51H97V52L95 53V50H94V53L97 54ZM105 51H106V52H105L106 54L111 55L109 52H107L108 50H105ZM109 51H111V50H109ZM113 51H114V50H113ZM143 51H144V50H143ZM166 51H167V50H166ZM191 51H192V50H191ZM203 51H204V50H203ZM206 51H207V50H206ZM228 51H229V50H228ZM259 51H258V52H259ZM12 52H13V53H12ZM66 52H67V51H65V53H66ZM81 52H82V53H81ZM134 52H135V51H133V53H134ZM173 52H174V51H173ZM173 52H172V53H173ZM213 52L215 53V51H213ZM221 52H220V53H221ZM230 52H232V51H230ZM65 53H61V54H65ZM115 53H116V52H115ZM175 53H176V52H175ZM192 53H193V52H192ZM201 53H202V51H201ZM206 53H209V51L206 52ZM222 53H221V54H222ZM227 53H229V52H227ZM68 54H69V53H68ZM72 54L69 55L68 57L71 58V56H72V58H75L74 55H72ZM90 54H91V53H90ZM90 54H89V55H90ZM162 54H163V53H162ZM193 54H194V53H193ZM195 54H197V52H195ZM198 54H199V53H198ZM198 54H197V55H198ZM203 54H205V52H204ZM234 54H235V53H234ZM252 54H253V53H252ZM260 54H262V53H260ZM27 55H26V56H27ZM97 55H100V56H101V54H99V53H98ZM102 55H104V54H102ZM130 55H131V54H130ZM176 55H177V53L175 54V56H176ZM181 55H182V54H181ZM181 55H180V57H181ZM201 55H202V54H201ZM212 55H213V54H212ZM222 55H223V54H222ZM226 55H227V54H226ZM232 55H233V54H232ZM238 55H240V54H238ZM238 55L235 54L234 56H238ZM85 56H86V55H84V57H85ZM90 56H91V55H90ZM100 56H99L98 58H97V56H96V58L98 59L97 61H99V62H98L99 65H102L104 62L101 63L100 60H103V58H105V57L102 58V57H100ZM105 56H107V55H105ZM114 56H115V55H113V57H114ZM126 56H127V55H126ZM171 56H172V55H171ZM173 56H174V55H173ZM183 56H184V55H183ZM191 56H192V55H191ZM191 56H189V57H191ZM195 56H196V55H195ZM198 56H199V55H198ZM208 56H210V54L207 55V56H206V54L204 55L205 58L208 57ZM214 56L217 57L216 54H215ZM62 57H63V56H62ZM65 57H66V60H67V56H65ZM94 57H95V55H94ZM94 57H93V58H94ZM113 57H111V59H110L109 56H108L107 58H108V60H112ZM150 57H151V56H150ZM159 57H160V56H159ZM169 57H170V56H169ZM186 57H187V56H186ZM199 57H200V56H199ZM202 57H203V56H202ZM202 57H201V58H198V59H201V60H202V59H203ZM218 57H219V56H218ZM230 57H231V56H230ZM11 58H12V57H11ZM17 58H18V57H17ZM36 58H37V57H36ZM36 58H35V59H36ZM93 58L91 57V59H92L93 61H95V59H93ZM100 58H101V59H100ZM107 58H105L104 60H107ZM121 58H122V57H121ZM121 58H120V59H121ZM137 58H138V57H137ZM194 58H195V60H193V62L196 61V60L198 61L197 57H194ZM205 58L203 59L204 62H205ZM210 58H211V57H210ZM210 58L208 57V59H209V60H207L208 62L210 61ZM223 58H224V57H223ZM237 58H239V57H237ZM1 59H2V58H0V60H1ZM5 59H4V60H5ZM12 59H13V58H12ZM78 59H79V57H78ZM114 59H115V58H114ZM185 59H186V58H185ZM185 59H184V60H185ZM187 59H188V58H187ZM212 59H213L212 61L215 60L214 58H212ZM219 59H220V58H219ZM226 59H227V58H226ZM230 59H232V58H230ZM230 59L228 58L229 61H230ZM241 59H242V58H241ZM15 60H16V59H15ZM40 60H41V58H40ZM45 60H46V59H45ZM51 60H52V59H51ZM61 60H62V59H61ZM79 60H80V59H79ZM79 60H78V61H79ZM86 60H87V59H86V57H85V61H86ZM104 60H103V61H104ZM121 60H122V59H121ZM121 60H120V61H121ZM124 60H126V59H124ZM124 60H123V61H124ZM128 60H129V59H128ZM136 60H137V59H136ZM144 60H145V59H144ZM170 60H171V59H170ZM176 60H177V59H176ZM190 60H191V59H190ZM217 60H218V58H217ZM217 60H215V61H217ZM224 60H225V59H224ZM234 60L236 61V59H234ZM6 61L9 62L8 60H6ZM6 61H5V62H6ZM21 61H23V60H21ZM36 61L39 62L38 59H37ZM47 61H48V60H47ZM47 61H46V62H47ZM112 61H113V60H112ZM112 61H110V62L112 63ZM114 61H116V60H114ZM120 61H119V62H120ZM137 61H138V60H137ZM207 61H206V62H207ZM212 61H210L209 63L207 62V64L210 65V63H212ZM221 61H223V59H222ZM226 61H227V60H226ZM5 62L3 61V65H4V66H6V63H5ZM41 62H42V61H41ZM49 62H50V61H49ZM95 62H96V61H95ZM106 62H107V61H105V63H106ZM108 62H109V61H108ZM116 62H117V61H116ZM116 62H115V63H116ZM145 62H146V61H145ZM158 62H159V61H158ZM166 62H167V61H166ZM171 62H172V60H171ZM200 62H201V64H203L202 61H199L198 63H200ZM217 62H218V61H217ZM39 63H40V62H39ZM123 63H124V62H123ZM186 63H187V62H186ZM195 63H196V62H195ZM195 63H194V64H195ZM198 63H197V64H198ZM213 63H214V62H213ZM213 63H212V64H213ZM219 63H220V62H219ZM219 63H216V64H219ZM221 63H222V62H221ZM241 63H242V62H241ZM251 63H252V62H251ZM7 64L9 65V63H7ZM24 64H25V63H24ZM36 64H37V63H36ZM48 64H49V63H48ZM58 64H59V63H58ZM58 64L55 65V66H53V67H51V68L46 67V65H45V67H44V66H40V65H42V64H37V65H39L40 67H37V65H35V66H34V68H36L35 70H33V69H34V68H32L33 65H31L32 67H30V68L27 67L28 69L26 70V72L29 71V73L31 74V76H32V75H33V76L36 75V74L38 73L37 71H39V73H41V72H43L44 74L47 73V75H48L49 73H53V74H54V73H57V74H55V75H58V73H61V72H59V70H61V68H60V66H59ZM70 64H71V62H70ZM81 64H82V63H81ZM95 64H96V65H95ZM95 64L92 65L94 68L97 66V63H95ZM112 64H114V63H112ZM125 64H126V63H125ZM135 64H136V63H135ZM156 64H157V63H156ZM163 64H164V63H163ZM182 64H183V63H182ZM182 64H181V66H182ZM190 64H191V63H190ZM192 64H193V63H192ZM192 64H191V65H192ZM194 64H193L192 66H195ZM207 64L204 63L205 66H206ZM225 64H226V62H225ZM228 64H229V63H228ZM236 64H237V63H236ZM238 64H239V63H238ZM238 64H237V65H238ZM243 64H244V62H243ZM256 64H257V63H256ZM27 65H24V66L26 67ZM61 65H63V64L61 63ZM66 65H67V64H66ZM73 65H74V64H73ZM73 65H72V67H73ZM76 65H77V64H76ZM83 65H84V64H83ZM87 65L89 66V64H87ZM106 65H108V64H106ZM109 65H111V64H109ZM127 65H128V64H127ZM133 65H134V64H133ZM166 65H167V64H166ZM166 65H163L162 67H165V68H162V69H167V68H166ZM230 65H231V64H230ZM17 66H19V65H17ZM67 66H69V65H67ZM74 66H75V65H74ZM88 66H87V67H88ZM104 66H105V65H104ZM104 66H103V67H104ZM112 66H113V65H111V68H112ZM116 66H117V64H116ZM118 66H119V64H118ZM155 66H156V65H155ZM170 66H171V65H170ZM176 66H178V63H177ZM198 66H199V65H198ZM223 66H224V65H223ZM0 67H1V66H0ZM6 67H7V66H6ZM25 67H24V68H25ZM64 67H65V66H63L62 69H64ZM70 67H71V65H70ZM87 67H86V68H83V69L86 70ZM98 67H100V66H97V68H98ZM113 67H114V66H113ZM128 67H129V65H128ZM184 67H185V66H184ZM189 67H190V66H189ZM206 67H207V66H206ZM210 67H212V66H210ZM229 67H230V66H229ZM231 67H232V66H231ZM234 67H235V66H234ZM251 67H252V66H251ZM251 67H250V69H251ZM256 67H257V66H256ZM8 68L10 69V67H8ZM31 68H32V69H31ZM37 68H38V69H37ZM73 68H74V67H73ZM97 68H95V70H96ZM100 68H101V67H100ZM106 68L108 69V67H106ZM116 68H117V67H116ZM152 68H153V67H152ZM168 68H169V67H168ZM170 68H171L170 70H171V72H172V67H170ZM173 68H174V67H173ZM191 68H193V67H191ZM191 68L189 69L190 71H191ZM201 68H202V67H201ZM204 68H205V67H204ZM213 68H214V71H216V70H215V67H213ZM235 68H236V67H235ZM259 68H260V67H259ZM261 68H262V67H261ZM4 69H5V68H4ZM14 69H15V68H14ZM65 69H66V71H67V69H70V70H71V68H65ZM98 69H99V68H98ZM102 69H103V68H102ZM109 69H110V66H109ZM157 69H158V68H157ZM162 69H161V70H162ZM185 69L188 70L187 67H185ZM202 69H203V68H202ZM205 69L207 70V68H205ZM216 69H217V68H216ZM245 69H246V68H245ZM248 69H249V68H248ZM255 69H256V68H255ZM2 70H3V69H2ZM2 70H0V71L2 72ZM5 70H6V69H5ZM18 70H19V69H18ZM70 70H69V71H70ZM72 70H73V69H72ZM72 70H71V71H72ZM76 70H78V69H76ZM90 70H91V69L89 68L88 71H90ZM95 70H93V71L91 70L92 73L95 72ZM153 70H155V69H153ZM158 70H160V69H158ZM158 70H157V71H158ZM186 70H185V71H186ZM193 70H194V68H193ZM193 70H192V71H193ZM208 70H209V69H208ZM221 70H222V69H221ZM253 70H254V69H253ZM259 70H260V69H259ZM20 71H21V70H20ZM24 71H25V70H24ZM61 71H62V70H61ZM91 71H90V75H93V74L91 73ZM98 71H99V70H98ZM125 71H126V70H125ZM149 71H151V70H149ZM192 71H191L190 73H188L189 76H191V73L193 74ZM198 71H199V70H198ZM210 71H211V70H210ZM214 71H213V72H214ZM218 71H219V70H218ZM260 71H262V70H260ZM3 72H5V71H3ZM3 72H2V74H3ZM12 72H13V71H12ZM16 72H17V71H16ZM36 72H37V73H36ZM64 72H65V71H64ZM64 72H63V73H64ZM73 72H74V71H73ZM81 72H82V71H81ZM96 72H97V70H96ZM104 72H106V71H104ZM104 72H103V73H104ZM118 72H119V71H118ZM122 72H123V71H122ZM127 72H128V71H127ZM173 72H174V71H173ZM196 72H197V71H196ZM196 72H195V73H196ZM199 72H200V71H199ZM211 72H212V71H211ZM211 72H210V73H211ZM216 72H217V71H216ZM220 72H221V71H220ZM243 72H244V71H243ZM18 73H19V72H18ZM18 73H17V74H18ZM21 73H22V72H20L19 75L22 76L21 79H22V82H23V77H24L25 73H24V72H23V74H21ZM29 73H28V74H29ZM68 73H69V72L65 73L66 75H64V76L66 77ZM79 73H80V71H79ZM84 73H85V72H84ZM103 73H102V74H103ZM108 73H109V72H108ZM159 73H160V71H159ZM253 73H254V72H253ZM253 73H252V74H253ZM260 73H261V72H260ZM9 74H10V73H9ZM61 74H62V73H61ZM82 74H83V73H82ZM85 74L88 75V73H85ZM97 74H98V73H97ZM113 74H115V73H113ZM214 74H216V73H214ZM220 74H222V73H220ZM245 74H246V73H245ZM249 74H250V73H249ZM261 74H262V73H261ZM3 75H4V74H3ZM5 75H6V74H5ZM80 75H81V74H80ZM153 75H154V74H153ZM159 75H160V74H159ZM200 75H201V74H200ZM227 75H228V74H227ZM250 75H251V74H250ZM250 75H248V76L250 77ZM253 75H254V74H253ZM253 75H252V76H253ZM255 75H256V74H255ZM14 76H15V74H14ZM36 76H37V75H36ZM39 76H40V75H38V77H39ZM41 76H42V73H41ZM41 76H40V77H41ZM50 76H52V75L50 74ZM76 76H77V77L79 76L78 73L76 74ZM174 76H175V74H174ZM178 76H179V75H178ZM217 76H218V75H217ZM231 76H232V75H231ZM259 76H260V75H259ZM259 76H258V77H259ZM9 77H11V74H10ZM16 77H17V76H16ZM27 77H28V76H26V78H27ZM46 77H48V76H46ZM54 77H55V76H54ZM71 77L75 79V78H76V77H75V73H72V74L70 75V78H71ZM201 77H202V76H201ZM213 77H214V75H213ZM219 77H221V76L219 75ZM226 77H227V76H226ZM260 77H261V76H260ZM260 77H259V78H260ZM262 77H263V76H262ZM6 78H7V77H5V79H6ZM18 78H19V77H18ZM26 78H24V79H26ZM28 78H30V75H29ZM28 78H27V79H28ZM33 78H34V79H33ZM43 78H44V79H43ZM43 78H42V79H43L44 81H46V80H45V75H43ZM49 78H50V77H49ZM49 78H47V79H49ZM51 78H52V77H51ZM67 78H68V77H67ZM79 78H80V77H78V79H79ZM84 78H88V76H87V77H83V79H84ZM89 78H90V77H89ZM89 78H88V79H89ZM99 78H100V77H99ZM172 78H173V77H172ZM175 78H176V76H175ZM239 78H240V77H239ZM21 79H20V80H21ZM27 79H26V80H27ZM35 79H36V77L34 76V77H31V78L29 79V81H28L29 84H30L31 81H32V82L35 84V86H34L33 83L30 84V85H32V86H30L28 83H26L25 89H23V90H26V91L29 90V92L27 91L28 93H31L32 91L34 92V91H35L34 89H35L36 85H37V87H38V88H36V90H37V89H41L40 92L42 91V87L44 88L45 86H49L50 89H52L51 86H52L53 84H50V83H49V82H50L49 80H48L49 82H47V83H49L51 86H50L49 84L47 85L46 82L44 83L43 80L40 79V78H39V79H40L39 81H38V80L36 81ZM37 79H38V78H37ZM56 79H57V78H56ZM61 79H62V78H61ZM63 79H64V78H63ZM65 79H66V78H65ZM65 79H64V81H65ZM78 79H77V80H78ZM96 79H97V78H96ZM104 79H105V78H104ZM176 79H177V78H176ZM225 79H226V78H225ZM250 79H251V78H250ZM1 80H2V82H3V79H1ZM8 80H9L8 82H13V81H10L9 78H8ZM11 80H12V79H11ZM16 80H17V78H16ZM30 80H31V81H30ZM33 80H34V81H33ZM53 80H55V78L51 80L52 83H53ZM223 80H224V79H223ZM255 80H256V78H255ZM255 80H254V81H255ZM261 80H262V78H261ZM66 81H71V80L67 79ZM84 81H85V80H84ZM84 81H81V82L79 81V83H82V82H84ZM87 81L89 82V80H87ZM166 81H167V80H166ZM218 81H219V80H218ZM224 81H225V80H224ZM231 81H232V80H231ZM0 82H1V81H0ZM5 82H6V81H5ZM5 82H4V83H5ZM18 82H19V80H18ZM38 82H40L41 84L38 83ZM73 82H74V81H73ZM77 82H78V81H77ZM77 82L75 81L74 83H77ZM88 82H87V83H88ZM174 82H175V81H174ZM177 82H178V81H177ZM226 82H227V81H226ZM4 83H2V84H4ZM15 83H17V81H16ZM15 83H14V84H15ZM54 83H55V81H54ZM58 83H61V82L59 81ZM58 83H57V84H58ZM84 83H85V82H84ZM84 83H82V85H84ZM188 83H189V82H188ZM258 83L261 84L259 81H258ZM0 84H1V83H0ZM5 84H7V83H5ZM5 84H4V85H5ZM9 84H10V83H9ZM9 84H8V85H9ZM44 84H45V85H44ZM57 84H56V85H57ZM65 84H66V82H65L64 84H62V85H65ZM67 84H70V82H68ZM89 84H90V83H89ZM168 84H169V83H168ZM175 84H176V82H175ZM254 84L256 85V83H254ZM11 85H12V83H11ZM11 85H9L8 87H10ZM18 85H19V84H18ZM39 85H40V86H39ZM43 85H44V86H43ZM60 85H61V84H60ZM70 85H71V84H70ZM74 85H75V84H74ZM74 85H72V86H70V87L74 88V87H75ZM76 85H77V84H76ZM78 85H79V84H78ZM172 85H173V84H172ZM179 85H180V84H179ZM193 85H194V84H193ZM206 85H207V84H206ZM229 85H230V84H229ZM33 86H34V87H33ZM41 86H42V87H41ZM53 86L55 87V85H53ZM80 86H81V85H80ZM86 86H87V85H86ZM90 86H91V85H90ZM93 86H94V85H93ZM149 86H150V85H148L147 87H149ZM164 86H165V85H164ZM173 86H174V85H173ZM16 87H17V86H16ZM18 87H19V86H18ZM21 87H22V84H21ZM23 87H24V86H23ZM60 87H62V86H60ZM63 87H64L66 90H67L68 88H70V87H68V85H67L68 88L66 87V85L63 86ZM83 87H85V86H83ZM87 87H88V86H87ZM96 87H97V86H96ZM167 87H168V86H167ZM179 87H181V85H180ZM201 87H203V86H201ZM210 87H211V86H210ZM245 87H247V86H245ZM249 87H250V86H249ZM0 88H1V90H2V89H4L5 91L7 90V86H6V88H5V87H4V88L0 87ZM30 88L32 89V91H30V90H31ZM45 88H46V87H45ZM45 88H44V89H45ZM75 88H77V87H75ZM91 88H93V87H91ZM159 88H160V87H159ZM159 88H158V89H159ZM172 88H173V87H172ZM203 88H204V87H203ZM53 89H55V88H53ZM57 89H58V88H57ZM82 89H83V88H82ZM190 89H191V88H190ZM193 89H194V88H193ZM233 89H235V88H233ZM241 89H242V88H241ZM248 89H249V88H248ZM253 89H254V88H253ZM8 90H9V89H8ZM11 90H12V89H11ZM15 90H16V88H15ZM15 90H14V91H15ZM20 90H21V89H20ZM58 90H59V89H58ZM66 90H65V93H66ZM74 90H75V89H74ZM79 90H80V89H79ZM83 90H85V89H83ZM90 90H91V89H90ZM90 90H89V91H90ZM166 90H167V89H166ZM168 90H169V88H168ZM201 90H202V89H201ZM244 90H245V88L243 89V91H244ZM2 91H3V90H2ZM14 91H13V92H14ZM16 91H17V90H16ZM16 91H15V93H16ZM38 91H39V90H38ZM46 91H49V90H46ZM60 91H62V90L60 89ZM68 91L70 92L71 89H70V90L68 89L67 92H68ZM76 91H77V93H78V90H77V89H76ZM76 91H74V92H76ZM95 91H96V90H95ZM129 91H130V90H129ZM134 91H135V90H134ZM163 91H164V90H163ZM202 91H204V90H202ZM234 91H235V90H234ZM258 91H259V90H258ZM261 91H262V90H261ZM3 92H4V91H3ZM33 92H32V93H33ZM40 92H39V93H40ZM44 92H45V91H44ZM54 92H55V90H54ZM56 92H57V91H56ZM155 92H156V91H155ZM195 92H196V91H195ZM241 92H242V91H241ZM244 92H245V91H244ZM255 92H257V90H255ZM32 93H31V94H32ZM86 93H87V92H86ZM90 93H91V91H90ZM126 93H127V92H126ZM170 93H171V92H170ZM170 93H169V94H170ZM178 93H179V91H178ZM238 93H239V92H238ZM245 93H246V92H245ZM253 93H254V92H253ZM258 93H259V92H258ZM7 94H8V93H7ZM18 94H19V91H18ZM31 94H30V95H31ZM52 94H53V93H52ZM57 94H59V93L57 92ZM63 94H64V91H63ZM70 94H71V93H70ZM179 94H180V93H179ZM194 94H195V93H194ZM202 94H203V93H202ZM230 94H231V93H230ZM239 94H240V93H239ZM247 94H248V93H247ZM13 95H14V94H13ZM15 95H16V94H15ZM20 95H21V94H20ZM40 95H43V94H40ZM49 95H51V94L48 93V96H49ZM59 95H62V94L60 93ZM67 95H68V93H67ZM176 95H177V94H176ZM188 95H189V94H188ZM192 95H193V94H191V96H192ZM218 95H219V94H218ZM233 95H234V94H233ZM249 95H250V94H249ZM252 95H253V94H252ZM254 95H255V93H254ZM24 96H25V95H24ZM32 96H33V95H32ZM48 96H46V97H48ZM54 96H55V95H54ZM54 96H53V97H54ZM79 96H80V95H79ZM91 96H92V95H91ZM94 96H95V95H94ZM152 96H153V95H152ZM182 96H183V95H182ZM191 96H190V98H192ZM222 96H223V95H222ZM222 96H221V97H222ZM241 96H242V95H241ZM244 96H245V95H244ZM246 96H248V95H246ZM260 96H261V94H260ZM12 97H13V96H12ZM12 97H11V98H12ZM35 97H36V96H35ZM35 97H33V99H34ZM38 97H39V96H38ZM41 97H42V96H41ZM63 97H64V95H63ZM72 97H73V96H72ZM75 97H76V96H75ZM179 97H180V96H179ZM216 97H217V96H216ZM236 97H237V96H236ZM251 97H252V96H251ZM257 97L259 98V96H257ZM263 97H264V96H263ZM263 97H261V98H263ZM4 98H5V97H4ZM11 98H10V99H11ZM26 98H27V97H26ZM48 98H49V97H48ZM57 98H58V95H57ZM59 98H60V97H59ZM59 98H58V99H59ZM77 98H78V97H77ZM167 98H168V97H167ZM186 98H187V97H186ZM204 98H205V97H204ZM224 98L226 99V97H224ZM252 98H253V97H252ZM255 98H256V97H255ZM10 99H9V101H11ZM19 99H20V98H19ZM19 99H18V100H19ZM36 99H38V98H36ZM67 99H68V98H67ZM70 99H71V98H70ZM70 99H69V100H70ZM106 99H107V98H106ZM165 99H166V98H165ZM196 99H197V98H196ZM211 99H212V98H211ZM218 99H219V98H218ZM222 99H223V98H222ZM230 99H233V97L230 98ZM239 99H241V98L239 97ZM247 99H249V97H248ZM7 100H8V99H7ZM15 100H16V99H15ZM25 100H28V99H25ZM40 100H41V99H40ZM43 100H45V99L43 98ZM49 100H50V99H49ZM52 100H53V99H52ZM61 100L63 101V99H61ZM122 100H123V99H122ZM191 100H192V99H191ZM220 100H221V98H220ZM236 100H238V99H236ZM236 100H235V101H236ZM243 100H244V99H242V101H243ZM260 100H261V99H260ZM36 101H37V100H36ZM50 101H51V100H50ZM58 101H60V100H57V102H58ZM64 101H65V104H68V103L66 102V99H65ZM107 101H108V100H107ZM205 101H206V100H205ZM205 101H204V102H205ZM208 101H209V100H208ZM238 101H239V100H238ZM250 101H253V100L251 99ZM0 102H1V99H0ZM5 102H7V101H5ZM12 102H13V101H12ZM51 102H52V101H51ZM51 102H50V103H51ZM55 102H56V101H55ZM57 102H56L55 105H57ZM117 102H118V101H117ZM171 102H173V101H171ZM178 102H179V101H178ZM178 102H177V103H178ZM202 102H203V101H202ZM211 102H212V101H211ZM230 102H231V101H230ZM245 102H246V101H245ZM253 102H254V101H253ZM259 102H260V101H259ZM18 103H19V102H18ZM31 103H32V102H31ZM31 103H30V105H31ZM38 103H39V102H38ZM183 103H184V102H183ZM206 103H209V104H210V102H206ZM206 103H205V105H206ZM213 103H214V102H213ZM226 103H227V102H226ZM255 103H257V102H255ZM9 104H10V103H9ZM20 104H21V103H20ZM24 104H26V103H24ZM63 104H64V102H63ZM172 104H173V103H172ZM184 104H185V103H184ZM220 104H221V101H220ZM230 104H231V103H230ZM245 104H247V103H245ZM260 104H261V103H260ZM263 104H264V103H263ZM3 105H4V104H3ZM13 105H14V103H13ZM41 105H42V104H41ZM45 105H46V104H45ZM48 105H49V103H48ZM55 105H54V106H55ZM61 105H62V104H61ZM68 105H69V104H68ZM176 105H177V104H176ZM196 105H197L196 107H198V104H196ZM207 105H208V104H207ZM207 105H206V106H207ZM214 105H215L216 108H218V105L216 106V103H215ZM235 105H236V104L234 103V106H235ZM0 106H1V105H0ZM26 106H27V105H26ZM32 106H33V105H32ZM39 106H40V105H39ZM42 106H43V105H42ZM70 106H72V105H70ZM105 106H107V105L105 104ZM142 106H144V104H143ZM158 106H159V105H158ZM185 106H186V105H185ZM185 106H184V107H185ZM211 106H212V105H211ZM221 106H222V105H219V107H221ZM236 106H237V105H236ZM236 106H235V107H236ZM240 106H241V104H240ZM28 107H29V106H28ZM40 107H41V106H40ZM43 107H44V106H43ZM43 107H42V109H40V110H44V109L47 108V107H46V108L43 109ZM48 107H50V106H48ZM55 107H56V106H55ZM107 107H108V106H107ZM119 107H120V106H119ZM149 107H150V106H149ZM171 107H172V106H171ZM176 107H177V106H176ZM178 107H180V106H178ZM178 107H177V108H178ZM184 107H183V108H184ZM196 107H195V108H196ZM201 107H202V106H201ZM201 107H200V108H201ZM1 108H2V107H1ZM22 108H23V107H22ZM34 108H35V107H34ZM37 108H39V107L37 106ZM52 108H53V107H52ZM61 108L63 109V105H62V107L59 108V110H60ZM65 108H66V106H65ZM145 108H146V107H145ZM180 108H181V107H180ZM203 108H204V107H203ZM209 108H210V107H209ZM212 108H214V107H212ZM230 108H232V107H230ZM243 108H244V106H243ZM246 108H247V107H246ZM263 108H264V107H263ZM16 109H17V108H16ZM106 109H107V108H105V110H106ZM125 109H126V108H125ZM146 109H148V108H146ZM153 109H154V108H153ZM158 109H159V108H158ZM173 109H174V108H173ZM188 109H190V108H188ZM221 109H222V107H221ZM225 109H226V108H224L223 110L226 111L227 109H226V110H225ZM228 109H229V108H228ZM248 109H249V108H248ZM248 109H246V110H248ZM1 110H2V109H1ZM18 110H19V109H18ZM18 110H17V111H18ZM40 110H39V113L45 112V111L40 112ZM68 110H69V109H68ZM97 110H98V109H97ZM170 110H171V109H170ZM178 110H179V113H180V109H179V108H178ZM185 110H187V109H185ZM193 110H194V109H193ZM193 110H192V111H193ZM203 110H204V109H203ZM210 110H211V109H210ZM244 110H245V109H244ZM23 111H24V110H23ZM34 111H35V110H34ZM57 111H58V110H57ZM98 111H99V110H98ZM101 111H102V110H101ZM106 111H107V110H106ZM221 111H222V110H221ZM228 111H229V110H228ZM231 111H233V110H231ZM248 111H249V110H248ZM262 111H263V109H262ZM25 112H26V111H25ZM52 112H53V111H52ZM63 112H64V111H63ZM181 112H183L182 108H181ZM187 112H188V111H187ZM190 112H191V111H190ZM198 112H201V110L198 111ZM205 112H206V111H205ZM233 112H235V111H233ZM243 112H244V111H243ZM260 112H261V111H260ZM11 113H12V112H11ZM21 113H22V112H21ZM35 113H36V112H35ZM39 113H38V114H39ZM76 113H77V111H76ZM102 113H103V112H102ZM169 113H170V112H168V115H169ZM173 113H174V112H173ZM175 113H178V112H175ZM193 113H194V111L191 112V114H193ZM210 113H212V112H210ZM221 113H222V112H221ZM228 113H229V112H228ZM250 113H252V112H250ZM254 113H255V112H254ZM261 113H263V112H261ZM46 114L48 115L47 112H46ZM50 114H51V113H50ZM50 114H49V117H50ZM106 114H107V113H106ZM136 114H138V113H136ZM181 114H182V113H181ZM186 114H187V113H186ZM189 114H190V113H189ZM189 114H188V115H189ZM202 114H204V113L201 112L200 115L202 116ZM214 114H215V113H214ZM216 114H217V113H216ZM219 114H220V113H219ZM223 114H224V112H223ZM231 114H232V113H231ZM247 114H248V113H247ZM3 115H4V114H3ZM3 115H2V116H3ZM61 115H62V114H61ZM63 115H64V114H63ZM107 115H108V114H107ZM172 115H173V114H172ZM194 115H195V114H194ZM194 115H193V116H194ZM198 115H199V114H197V116H198ZM207 115H208V114H207ZM232 115H233V114H232ZM234 115H235V114H234ZM250 115H252V114H250ZM9 116H10V115H9ZM14 116H15V115H14ZM17 116H18V115H17ZM25 116H27V115H25ZM25 116H24V117H25ZM34 116H35V115H33V117H34ZM36 116H38V115L36 114ZM39 116H40V115H39ZM56 116H57V115H56ZM64 116H65V115H64ZM68 116H69V114H68ZM71 116H72V115H71ZM73 116H74V115H73ZM94 116H95V115H94ZM94 116H93V117H94ZM99 116H100V115H99ZM137 116H138V115H137ZM141 116H144V115L142 114ZM150 116H151V115H150ZM177 116H178V115H177ZM182 116H183V115H182ZM184 116H185V115H184ZM201 116H200V117H201ZM203 116H204V115H203ZM203 116H202V118H206V115H205L204 117H203ZM209 116H210V115H209ZM225 116H226V114H224V117H225ZM238 116H239V115H238ZM247 116H249V115H247ZM253 116H255V115L253 114ZM259 116H260V114H259ZM259 116H258V117H259ZM28 117H29V116H28ZM40 117H41V116H40ZM54 117H55V116H54ZM135 117H136V116H135ZM148 117H149V116H148ZM148 117H147V118H148ZM157 117H158V116H157ZM161 117H162V116H161ZM171 117H172V116H171ZM195 117H196V115H195ZM195 117H194V118H195ZM221 117H222V116H221ZM224 117L222 118V122L224 121V120H223ZM235 117H236V116H235ZM235 117H234V119H232V120H235ZM258 117H256V121L254 120V122H255L256 124H257V119H259ZM262 117H264V116H262ZM2 118H3V117H2ZM7 118H8V117H7ZM21 118H22V116H21ZM29 118H30V117H29ZM35 118H37V117H35ZM41 118H42V117H41ZM67 118H69V117H67ZM103 118H104V117H103ZM111 118H112V117H111ZM121 118H122V117H121ZM136 118H137V117H136ZM147 118H146V119H147ZM164 118H166V116H165ZM192 118H193V117H192ZM194 118L192 119V121L194 120ZM196 118H197V117H196ZM202 118H201V119H202ZM209 118H210V117H209ZM225 118H226V117H225ZM227 118H230V117L227 116ZM251 118L253 119L252 116L250 117V120H251ZM9 119H10V117H9ZM19 119H20V118H19ZM91 119H92V118H91ZM94 119H95V118H94ZM97 119H98V118H97ZM99 119H100V118H99ZM101 119H102V118H101ZM106 119H107V118H106ZM109 119H110V118H109ZM123 119H124V118H123ZM161 119H162V118H161ZM177 119H179V118L177 117ZM181 119H182V118H181ZM198 119H200V118H198ZM201 119H200V120H201ZM206 119H208V117H207ZM206 119H205V120H206ZM213 119H214V118H213ZM254 119H255V118H254ZM262 119L264 120V118H262ZM2 120H4V119H2ZM12 120H13V119H12ZM12 120H11V121H12ZM23 120H24V119H23ZM30 120H32V119H30ZM36 120H37V119H36ZM39 120H40V119H39ZM47 120H48V119H47ZM52 120H53V119H52ZM61 120H62V119H61ZM63 120H64V119H63ZM72 120H73V119H72ZM72 120H71V118H69V121H68V120H67V121H68L69 123L72 122L71 124L76 123V122H74L75 120H73V121H72ZM87 120H88V119H87ZM92 120H93V119H92ZM103 120H105V119H103ZM112 120H113V119H112ZM112 120H111V121H112ZM117 120H118V119H117ZM167 120H168V119H167ZM179 120H180V119H179ZM183 120H184V119H183ZM230 120H231V118H230ZM232 120H231V121H232ZM237 120H238V119H237ZM40 121H41V120H40ZM40 121H38V122H40ZM55 121H56V123H57L56 126L58 127V125H59L60 122L58 121V122H59V123H58L57 120H55ZM55 121H54V122H55ZM108 121H110V120H108ZM125 121L127 122V120H125ZM136 121H138V120H136ZM146 121H147V120H146ZM163 121H164V119L161 121V122L163 123V125H164L165 123H164ZM189 121H190V120H189ZM228 121H229V120H228ZM231 121H229V122H231ZM242 121H243V120H242ZM248 121H249V120H248ZM252 121H253V120H252ZM259 121H260V120H259ZM1 122H2V121H1ZM7 122H8V121H7ZM13 122H14V121H13ZM13 122H11V123H13ZM17 122H19V121H17ZM21 122H23V121H21ZM43 122H44V120H43ZM46 122H47V121H46ZM54 122H53V123H54ZM63 122H64V121H63ZM73 122H74V123H73ZM77 122H78V121H77ZM112 122H113V121H112ZM165 122H167V121H165ZM181 122H182V121H181ZM184 122H185V121H184ZM201 122H202V121H201ZM219 122H220V121H219ZM219 122H218V124H219ZM226 122H227V120H226ZM229 122H227V123H229ZM233 122H234V121H233ZM243 122H244V121H243ZM263 122H264V121H263ZM2 123H3V122H2ZM34 123H35V122H34ZM48 123H49V122H48ZM48 123H47V125H48ZM50 123H51V121H50ZM56 123H55V124H56ZM79 123H80V122H79ZM97 123H98V122H97ZM147 123H148V122H147ZM147 123H146V124H147ZM158 123H159V122H158ZM207 123H208V122H207ZM207 123H206V124H207ZM231 123H232V122H231ZM244 123H246V122H244ZM247 123H250V121L247 122ZM247 123H246V124H247ZM255 123H254V124H255ZM261 123H262V120H261ZM30 124H31V122H30ZM55 124H54V125H55ZM65 124H66V123H65ZM71 124H70V126H71ZM86 124H87V122H86ZM86 124H85V125H86ZM152 124H153V123H152ZM155 124H156V123H155ZM166 124H167V123H166ZM182 124H184V123L182 122ZM182 124H181V125H182ZM194 124H195V123H194ZM211 124H214L213 120H212ZM233 124H235V123H233ZM238 124H239V123H238ZM251 124H252V122H251ZM254 124H252V125H254ZM259 124H260V123H258V125H256V126H260L261 129H263V128H262L263 125L261 126V124H260V125H259ZM0 125H1V123H0ZM24 125H26V124H24ZM24 125H23V127H24ZM34 125H35V124H34ZM37 125H38V124H36V128H37ZM41 125H42V124H41ZM76 125H78V123H76ZM88 125H89V124H88ZM94 125H98V124H94ZM121 125H122V123H121ZM133 125H135V124H133ZM160 125H161V124H160ZM178 125H179V124H177V127H179ZM189 125H190V124H189ZM202 125H203V124H202ZM209 125H210V124H209ZM215 125H217V124H215ZM220 125H221V124H220ZM222 125H223V124H222ZM224 125H225V124H224ZM226 125H227V124H226ZM249 125H250V124H249ZM12 126H13V125H12ZM38 126H39V125H38ZM68 126H69V124H68ZM68 126L66 127V128H67V131H68V129H69ZM70 126H69V127H70ZM73 126H74V125H73ZM86 126H87V125H86ZM103 126H104V125H103ZM105 126H106V125H105ZM137 126H138L137 128H139V124H138ZM140 126H141V125H140ZM146 126H147V125H146ZM146 126H145V127H146ZM152 126H153V125H152ZM166 126L169 127V123H168ZM166 126H165V127H166ZM203 126H204V125H203ZM211 126H212V125H211ZM234 126H235V125H234ZM234 126H232V127H234ZM256 126H255V127H256ZM0 127H1V126H0ZM42 127H43V126H42ZM42 127L39 128L40 132H41V130H42V132H44V131H43L44 128H42ZM53 127H54V126H53ZM53 127H52V129H53ZM61 127H63V126H61ZM117 127H118V126H117ZM133 127H136V126H133ZM141 127H142V126H141ZM143 127H144V126H143ZM155 127H158V126H155ZM172 127H174V126H172ZM183 127H184V126H183ZM206 127H207V126H206ZM222 127H223V126H221L220 128H222ZM237 127H238V126H236L235 128H237ZM244 127H246V125H245ZM1 128H2V127H1ZM10 128H11V127H10ZM49 128H51V126H50ZM70 128H71V127H70ZM80 128H81V126H80ZM94 128H95V126H94ZM98 128H99V127H98ZM131 128H132V127H131ZM150 128H151V127H150ZM200 128H201V127H200ZM204 128H205V127H204ZM210 128H211V127H210ZM216 128H217V127H216ZM226 128H229V126H228V127L226 126ZM226 128H223L221 131H222V133L224 134L225 137H228V135L225 134V132L228 131ZM238 128H240V127H238ZM247 128H248V127H247ZM247 128H246V129H247ZM251 128H253V127H251ZM29 129H30V128H29ZM34 129H35V128H34ZM55 129H56V128H55ZM134 129H136V128H134ZM139 129H140V128H139ZM165 129H166V128H165ZM174 129H175V127H174ZM211 129H212V128H211ZM224 129H225V130H224ZM241 129H243V128H241ZM241 129H240V130H241ZM261 129H260V130H261ZM3 130H4V129H3ZM32 130H33V129H32ZM50 130H51V129H50ZM58 130H61V129L58 128ZM81 130H82V129H81ZM94 130H95V129H94ZM136 130H138V129H136ZM141 130H143V129H140V131H141ZM145 130H146V129H144L143 132H144ZM167 130L169 131L168 128H167ZM185 130H186V128H185ZM209 130H210V129H209ZM235 130H236V129H235ZM255 130H256V129H255ZM263 130H264V129H263ZM4 131H5V130H4ZM30 131H31V130H29V133L31 134ZM35 131H36V130H35ZM35 131H32V133H33V132L35 133ZM45 131H46V129H45ZM47 131H48V130H47ZM47 131H46V132H47ZM52 131H53V130H52ZM55 131H56V130H55ZM71 131H72V129H71ZM75 131H76V130H75ZM85 131H86V130H85ZM89 131H90V130H89ZM96 131H97V130H96ZM171 131H172V130H171ZM180 131H181V130H180ZM193 131H194V130H193ZM198 131H199V130H198ZM205 131H206V130H205ZM231 131H232V130H231ZM247 131H249V130H247ZM252 131H253V129H252ZM257 131H259V129H257ZM257 131H256V132H257ZM5 132H6V131H5ZM19 132H20V131H19ZM64 132H65V130H64ZM64 132H63V133L61 132V134H64ZM69 132H70V131H69ZM92 132H94V131H92ZM119 132H121V131H119ZM126 132H127V131H126ZM138 132H139V130H138ZM146 132H147V131H146ZM149 132H150V131H149ZM174 132H175V131H174ZM229 132H230V130H229ZM229 132H226V133H229ZM240 132H241V134H242L243 131L241 130ZM245 132H246V131H245ZM256 132H255V133H256ZM260 132H261V131H260ZM0 133H1V132H0ZM14 133H15V132H14ZM49 133H50V132H49ZM49 133H48V135L50 136ZM58 133H59V132H58ZM73 133H74V132H73ZM75 133H76V132H75ZM80 133H81V131H80ZM94 133H95V132H94ZM139 133H140V132H139ZM144 133H145V132H144ZM233 133H234V134H233ZM247 133H249V132H246V133H243V134H244V135L246 134L245 136H247ZM251 133H252V132H250V134H251ZM262 133H263V131L261 132V135H262ZM3 134H4V133H3ZM7 134H8V133H7ZM19 134H20V133H19ZM36 134H37V135H38V134L40 135V133H38V132L35 133V135H36ZM41 134H42V133H41ZM44 134H46V133L44 132ZM51 134H52V133H51ZM53 134H54V133H53ZM61 134H58V135H61ZM65 134H66V132H65ZM67 134H68V133H67ZM67 134H66V135H67ZM85 134H87V133H85ZM88 134H89V133H88ZM96 134H97V133H96ZM99 134H100V132H99ZM168 134H170V133L168 132ZM174 134H175V133H174ZM196 134H197V133H196ZM229 134H233V135L235 136V135H236V132L234 131V132L229 133ZM256 134H257V133H256ZM13 135H14V134H13ZM31 135H32V134H31ZM46 135H47V134H46ZM48 135H47V136H48ZM55 135H56V133H55ZM58 135H57V136H58ZM92 135H93V134H92ZM97 135H98V134H97ZM121 135H122V133H121ZM121 135H120V136H121ZM252 135H253V134H252ZM258 135H260V133H258ZM17 136H18V134H17ZM23 136H24V135H23ZM29 136H30V135H29ZM51 136H52V135H51ZM73 136H75V135H73ZM125 136H126V135H125ZM159 136H161V134H159ZM182 136H183V135H182ZM190 136H191V135H190ZM221 136L223 137V135H221ZM250 136H251V135H248V136H247V142H248V139H249V140H252V139H250ZM255 136H256V135H254V137H255ZM3 137H4V136H3ZM7 137H8V136H7ZM7 137H5V138H6L7 141L10 143L11 139H9V137H8V138H7ZM15 137H16V134H15ZM27 137H28V136H27ZM27 137H26V138H27ZM30 137H31V136H30ZM38 137H39V136H38ZM38 137H37V140H38ZM42 137H43V136H42ZM53 137H55V136H53ZM53 137H52V138H53ZM70 137H71V136H70ZM99 137H100V135H99ZM102 137H103V136H102ZM143 137H144V136H143ZM169 137H170V135H169ZM169 137H168V138H169ZM230 137L233 138V136H230ZM257 137H258V136H257ZM259 137H260V138H259ZM259 137H258V139H259V140H262L264 136L262 135V136H259ZM23 138H24V137H23ZM33 138H34V137H33ZM35 138H36V137H35ZM44 138H45V137H44ZM44 138H43V141L46 140V139L44 140ZM60 138H61V137H60ZM75 138H76V137H75ZM90 138H91V137H90ZM145 138H146V137H145ZM145 138H144L143 140H145ZM152 138H154V137H152ZM162 138H163V137H162ZM177 138H178V137H177ZM200 138H201V140H204L202 137H200ZM200 138H199V139H200ZM252 138H253V137H252ZM8 139H9L10 141H9ZM49 139H50V137H49ZM58 139H59V138H58ZM69 139H71V138H69ZM79 139H80V138H79ZM104 139H105V138H104ZM116 139H117V138H116ZM116 139H115V140H116ZM148 139H149V138H148ZM182 139H183V138H182ZM224 139H225V138H224ZM228 139H229V138H228ZM230 139H231V138H230ZM16 140H17V139H16ZM16 140H14V142H15ZM28 140H29V139H28ZM52 140H53V139H52ZM107 140H108V139H107ZM111 140H112V139H111ZM160 140H161V139H160ZM192 140H193V139H192ZM0 141H1V140H0ZM2 141H3V140H2ZM18 141H19V140H18ZM26 141H27V140H26ZM29 141H30V140H29ZM40 141H41V138H40ZM59 141H60V139H59ZM62 141H63V139H62ZM64 141H65V140H64ZM76 141H77V140H76ZM80 141H82V140H80ZM87 141H88V140H87ZM91 141H92V140H91ZM103 141H104V140H103ZM112 141H113V140H112ZM118 141H119V139H118ZM146 141H148L147 138H146ZM146 141H145V142H146ZM152 141H153V140H152ZM180 141H181V140H180ZM182 141H183V140H182ZM187 141H188V139H187ZM199 141H200V140H199ZM254 141H255V140L253 139V142H254ZM256 141H257V139H256ZM23 142H24V139H23ZM37 142H38V141H37ZM54 142H55V141H54ZM113 142H114V141H113ZM134 142H136V139H135ZM142 142H143V141H142ZM178 142H179V140H178ZM197 142H198V141H197ZM206 142L208 143V144H207L208 146L211 144V143H210L209 141H207V140H206ZM206 142H205V143H206ZM1 143H2V142H1ZM9 143H8V144H9ZM20 143H22L21 140H20ZM35 143H36V142H34V144H35ZM38 143H40V142H38ZM44 143H45V142H44ZM51 143H52V142H50V143L48 142L47 144H51ZM56 143L58 144L57 141H56ZM71 143H72V142H71ZM74 143H76V142H74ZM111 143H112V142H111ZM115 143H116V142H115ZM136 143H138V142H136ZM165 143H166V142H165ZM167 143H168V142H167ZM185 143H186V142H185ZM198 143H199V142H198ZM209 143H210V144H209ZM249 143H250V141L248 142V144H249ZM256 143H258V144H255V143H254L255 145H251V144L246 145V144H245L246 147H247V146H248V147H247V148L244 147V148H245L244 153L241 154V155H242L241 157L239 156V159H238L236 162H234V163H236L234 166H236V165H237V166H238V165H239V166L242 165L243 162H244L246 159H248L249 157H251V156H255L256 159H254V158L251 157V158L254 159L255 161H259V160H260L261 162H262V161L264 162V140H262V141H260V142L257 141ZM47 144L45 143L46 146H47ZM59 144L61 145V143H59ZM127 144H130V142H129V143L127 142ZM133 144H134V143H133ZM181 144H183V143H181ZM181 144H180V146H179V143H178V147L181 148V147H182ZM195 144H197V143L195 142ZM195 144H193V145H195ZM6 145H7V144H6ZM12 145H13V144H12ZM20 145H21V144H20ZM24 145H26V143H25ZM30 145H31V144H30ZM30 145L28 144L27 147L29 148ZM32 145H33V144H32ZM35 145H37V144H35ZM41 145H42V144H41ZM52 145H53V144H52ZM55 145H56V144H55ZM60 145H59V146H60ZM68 145H69V144H68ZM90 145H91V142H90ZM92 145H93V144H92ZM99 145H100V144H99ZM111 145H112V144H111ZM113 145H114V144H113ZM123 145H124V144H123ZM138 145H139V144H138ZM170 145H171V144H170ZM172 145H174V144H172ZM172 145H171V146H172ZM175 145H176V144H175ZM184 145H185V144H184ZM199 145H200V143H199ZM245 145H244V146H245ZM1 146H2V145H1ZM1 146H0V147H1ZM3 146H5V145H3ZM9 146H10V145H9ZM9 146H8V148H9ZM14 146H15V148H17V150H18L17 145L14 144ZM39 146H40V145H39ZM42 146H43V145H42ZM42 146H41V147H42ZM59 146H56V147H59ZM69 146H70V145H69ZM72 146H73V145H72ZM76 146H77V145H76ZM100 146H101V145H100ZM140 146H141V142H140ZM162 146H163V145H162ZM185 146H186V145H185ZM185 146H184L183 148H185ZM188 146H189V145H188ZM188 146H186V147H188ZM205 146H206V145H205ZM208 146H206V147H208ZM11 147H12V146H11ZM20 147H21V146H20ZM33 147H34V145H33ZM50 147H51V146H50ZM54 147H55V146H54ZM63 147H64V146H63ZM90 147H91V149H92V146H90ZM94 147H96V146H94ZM97 147H98V146H97ZM167 147H168V146H167ZM196 147H197V146H196ZM198 147H199V146H198ZM201 147H202V146H201ZM201 147H199V148H201ZM210 147H211V145H210ZM13 148H14V147H13ZM13 148H12V149H13ZM30 148H32V146H31ZM37 148H38V147H37ZM45 148H49V145H48V147H45ZM59 148H60V147H59ZM68 148H69V147H68ZM70 148H71V147H70ZM75 148H77V147H75ZM100 148H101V147H99L98 149L100 150ZM112 148H113V147H112ZM112 148H111V150H113ZM125 148H126V147H125ZM153 148H154V147H153ZM159 148H160V147H159ZM168 148H169V147H168ZM189 148L194 149L193 147H190V146H189ZM202 148H203V147H202ZM244 148H242V151L244 150ZM0 149H1V148H0ZM23 149H24V148H23ZM34 149L36 150L35 147H34ZM43 149H44V148H43ZM51 149H52V148H51ZM71 149H72V148H71ZM71 149H70V150H71ZM114 149H115V148H114ZM122 149H123V148H121L120 150H122ZM150 149H152V148H149V150H150ZM163 149H164V148H163ZM191 149H190V151H191ZM7 150H8V149H7ZM19 150H20V149H19ZM35 150H34V153H35ZM41 150H42V149H39V148L37 149L38 152H40ZM45 150H46V149H45ZM60 150H62V149H60ZM67 150H68V149H67ZM118 150H119V149H118ZM127 150H128V148H127ZM152 150H154V149H152ZM155 150H156V149H155ZM171 150H173V147L171 148ZM178 150L180 151L181 149L178 148ZM182 150H183V149H182ZM185 150H188V149H185ZM185 150H183V151H185ZM8 151H9V150H8ZM10 151H11V150H10ZM13 151H14V150H13ZM15 151H16V150H15ZM23 151H24V150H23ZM23 151H22V152H23ZM42 151H43V152H46V151H44V150H42ZM42 151H41V152H42ZM57 151H58V150H57ZM62 151H63V150H62ZM68 151H69V150H68ZM79 151H80V149H79ZM88 151H89V150H88ZM91 151H93V150H91ZM94 151H96V150L94 149ZM103 151H104V150H103ZM158 151H159V150H158ZM164 151H165V149H164ZM179 151H178V152H179ZM196 151H197V149H196ZM198 151H199V149H198ZM202 151H203V150H202ZM229 151H230V150H229ZM0 152H1V151H0ZM24 152H25V151H24ZM43 152H42V153H43ZM49 152H52V150L49 151ZM63 152H64V151H63ZM63 152H62V154H63ZM73 152H75V151H73ZM116 152H117V151H116ZM119 152L122 153V152H124V151H119ZM131 152H132V151H131ZM147 152H148V151H147ZM150 152H151V151H150ZM186 152H187V151H186ZM191 152H193V151H191ZM199 152H200V151H199ZM199 152H198V155L201 154V153H199ZM225 152H226V150H225ZM19 153H20V152H19ZM28 153H30L29 150H28V152H25L26 155H24V153H22V154H23L24 156L27 157V154H28ZM34 153H33V156H34ZM47 153H48V150H47ZM78 153H79V152H78ZM81 153H82V152H81ZM93 153H94V152H93ZM96 153H97V152H96ZM121 153H120V154H121ZM125 153H126V152H125ZM129 153H130V152H129ZM133 153H134V152H133ZM154 153H155V152H154ZM158 153H159V155H160V151H159ZM161 153H162V152H161ZM196 153H197V152H196ZM202 153H203V152H202ZM222 153H224V151H223ZM226 153H227V152H226ZM8 154H9V153H8ZM15 154H16V153H15ZM60 154H61V153H60ZM60 154H59V155H60ZM66 154H67V153H66ZM71 154H72V152H71ZM82 154H83V153H82ZM102 154H103V155L106 154L105 151H104ZM108 154H109V153H108ZM108 154H107V155H108ZM111 154H113V153H111ZM155 154L157 155V153H155ZM168 154H169V153H168ZM175 154H177V153H175ZM175 154H174V155H175ZM179 154H182L181 151H180ZM189 154H190L189 156H187L186 154H185V155H186L187 157H190V158L193 157V160H195V161H196V160H199V159H200V161H201V159L203 160V158H201V157H202V154H201V156H197V154H196V156H195V152H194L193 155H191V153H189ZM4 155H6V153H4ZM4 155L2 154V156H4ZM17 155H18V154H16V156H17ZM47 155H49V154H47ZM47 155H46V156H47ZM50 155H54V156H55V154H53V152H52ZM74 155L77 156V153L74 154ZM86 155H87V154H86ZM96 155H97V154H96ZM107 155H104V156L106 157ZM116 155H117V154H116ZM121 155H122V154H121ZM121 155H120V156H121ZM148 155H149V154H148ZM148 155H147V156H148ZM170 155H172L171 152H170ZM170 155H167V154L164 155V154H163V155H160V156H162V159H164L165 156H166V157H167V156L169 157ZM174 155H173V157H174ZM185 155H184V156H185ZM220 155H221V154H219V156H220ZM227 155H228V154H227ZM24 156H23V157H24ZM38 156L41 157V154L39 153ZM43 156L45 157V153H44ZM57 156H58V155H57ZM65 156H66V155H65ZM71 156H72V155H71ZM93 156H94V155H93ZM113 156H114V154H113ZM123 156H124V155H123ZM129 156H130V155H129ZM135 156H136V154H135ZM151 156H152V154H151ZM154 156H155V155H154ZM160 156H159V158H161ZM163 156H164V157H163ZM177 156H178V155H175V157H177ZM219 156H218V157H219ZM225 156H226V155H225ZM230 156H231V155H230ZM19 157H20V156H19ZM51 157H52V156H51ZM59 157H60V156H59ZM61 157H62V155H61ZM74 157H75V156H74ZM90 157H91V155H90ZM109 157H110V156H109ZM111 157H112V156H111ZM116 157H117V156H116ZM157 157H158V156H157ZM168 157H167V158H168ZM170 157H172V156H170ZM170 157H169V158H170ZM175 157H174V158H175ZM182 157H183V156H182ZM194 157H195V158H194ZM211 157H212V156H211ZM211 157H209L210 160L212 159ZM213 157H214V156H213ZM222 157H223V156H222ZM227 157H228V156H227ZM0 158H1V157H0ZM11 158H12V157H11ZM27 158H28V157H27ZM41 158H42V157H41ZM52 158H53V157H52ZM71 158H72V157H71ZM75 158H76V157H75ZM96 158H98V155H97ZM100 158H101V157H100ZM118 158H119V157H117V159H118ZM121 158H122V157H121ZM128 158H130V157H128ZM134 158H135V157H134ZM140 158H141V157H140ZM142 158H143V157H142ZM148 158H149V157H148ZM167 158H166V159H167ZM177 158H178V157H177ZM177 158H175V160H176ZM184 158H185V157H184ZM190 158H189V159H190ZM216 158H217V157H216ZM16 159H17V158H16ZM24 159H25V158H24ZM24 159H23V162H24ZM36 159H37V158H36ZM57 159L59 160V158H57ZM69 159H70V158H69ZM78 159H79V158H78ZM90 159H92V158H90ZM98 159H99V158H98ZM102 159H103V158H102ZM106 159H107V158H105V160H106ZM108 159H109V158H108ZM125 159H126V157H125ZM136 159H137V158H135V162H136V161L138 162L139 158H138V160H136ZM162 159H161V160H162ZM180 159H181V158H180ZM180 159H179V160H180ZM204 159H205V158H204ZM220 159H221V158H220ZM226 159H227V158H226ZM257 159H258V160H257ZM47 160H48V159H47ZM53 160H54V162H55V161H56V157H55V159H53ZM53 160H51V161H53ZM62 160H63V159H62ZM67 160H68V159H67ZM72 160H73V159H72ZM75 160H76V159H75ZM87 160H89V157H88ZM93 160H94V159H93ZM99 160H101V159H99ZM105 160H103L102 162L104 163ZM133 160H134V159H132L131 161L134 162ZM144 160H145V159H144ZM147 160H148V159H147ZM159 160H160V159H159ZM161 160H160V161H161ZM182 160H183V159H182ZM182 160H181V161H182ZM186 160L188 161V158H187ZM206 160H207V159H206ZM206 160H205V161H206ZM210 160H208V161L210 162ZM250 160H251V159H250ZM0 161H1V160H0ZM7 161H8V156H7ZM16 161H18V160H15L14 162H16ZM28 161H30V160L28 159ZM28 161H27V163L30 165V163H29ZM40 161H41V160H40ZM45 161H46V159H45ZM45 161H44V162H45ZM60 161H61V160H60ZM70 161H71V160H70ZM73 161H74V160H73ZM109 161L111 162V160H109ZM109 161H108V162H109ZM116 161H117V160H116ZM116 161H115V163H116ZM121 161H123V160H118L117 163H119V162H121ZM125 161H126V160H125ZM127 161H128V160H127ZM129 161H130V160H129ZM131 161H130L129 164H126V163H125L126 166H127V165H129L128 167H130V165L132 166L133 164H131ZM139 161H140V160H139ZM151 161H152V160H151ZM155 161H157V160H155ZM155 161H154V162H155ZM164 161H165V160H163V162H164ZM167 161H168V164H169V162H171V161L173 162L174 159H172L171 161H170V160H167ZM183 161H184V160H183ZM183 161H182V163H185V161H184V162H183ZM228 161H229V160H225V159H223V160H219L218 162H216V163H218V168H216V169L214 168L215 171H214V172L212 171V172H213V176L209 177V178H211V180L209 179V180H210V182H209V189H207V190H209V192H213L214 190L217 191V192H218V196H219L220 201L222 200L220 197H225V198L230 199L229 201H231V202H229V201H227V200L225 199V200H226V205H227L228 202H229V203H228V206L226 207V205H225V208H224L223 210H221V211H223L224 214L231 215L230 217L232 218V216H234V217H238V216L243 212V209L241 208V207H243V206L239 205V203H237V202H239L241 199H243V201L246 200V202H247V201L249 202V201H251V200L258 199V198L260 197V195L263 194V191H264V190H263V188L261 189V188H259V186H258V183L262 180V179L260 180V179H259V175H257V174L259 173V168H257V170H258V171H256L257 173H255V174L253 173V174L249 175L248 177L246 176V178H245V179H249L248 182H249V181L252 182V183H251V184H252V187H251L250 185H248V186H250V188H251L249 194H245V192L243 193V190H242V187H241L242 185L239 184L240 181H241V179L244 178V177L240 176V173H239V175H237V177H234L233 179H232L233 176L228 175V176H230V178L232 179V182H233V181L239 182L238 184H236V182H235L236 185H234V184L232 183L233 186H230L229 188H227L228 186H227V187H225V186L228 185L229 182H227V180H225L224 183H227L226 185H223V184H224V183H223V184H222L223 187H221L220 184L217 183V184H219V185L216 187V184H215L216 181H215V179H216V177L218 178V177L220 176V174H221L222 171L225 172V170L228 169V168H227V167H229V166H228ZM248 161H249V160H248ZM260 161H259V162H260ZM4 162H6V161H4ZM18 162H19V161H18ZM37 162H38V161H37ZM37 162H36V163H37ZM96 162H97V161H96ZM98 162L100 163V161H98ZM110 162H109V163H110ZM137 162H136V163H137ZM154 162H153V163H154ZM176 162H178V159L176 160ZM176 162H175V163H176ZM196 162H197V161H196ZM196 162H195V163H196ZM198 162H199V161H198ZM203 162H204V161H203ZM209 162H208V166H209L210 164H213V163H214V159H213V163H209ZM211 162H212V161H211ZM261 162H260V163H261ZM7 163H11V162H7ZM20 163H22V162L20 161ZM39 163H40V162H39ZM41 163H42V161H41ZM41 163H40V165H41ZM52 163H53V162H52ZM72 163H73V162H72ZM81 163H82V162H81ZM103 163H102V164H103ZM109 163H108V165H109L110 167H111V166H114V165H110ZM141 163H143V162H141ZM175 163H174V164H172V163L170 164L171 168H172V165L174 166V170H175L174 173H175V172H178L176 169L179 167V165H178V164H175ZM204 163H205V162H204ZM12 164H13V163H12ZM12 164H11V166H12ZM16 164H17V162L15 163V165H16ZM25 164H26V163H25ZM42 164H43V163H42ZM44 164H46V163H44ZM73 164L75 165V164H77V163H73ZM82 164H83V163H82ZM90 164H91V163H90ZM102 164H101V165H102ZM120 164H121V165H122V164L124 165V163H120ZM160 164H161V163H160ZM165 164L167 165V163H165ZM199 164H200V163H199ZM231 164H232V163H231ZM231 164L229 163V165H231ZM254 164H255V163H254ZM262 164H263V163H262ZM2 165H3V164H2ZM13 165H14V164H13ZM15 165L12 166V167H15ZM17 165H18V164H17ZM29 165H28V166H29ZM37 165H38V164H37ZM37 165L34 164L33 167H37ZM40 165H38V166H40ZM47 165H48V164H47ZM51 165H52V164H51ZM56 165H57V164H56ZM58 165H59V163H58ZM79 165L81 166V164H79ZM79 165H78V166H79ZM96 165H97V163H96ZM108 165H107V166H108ZM117 165H119V164H117ZM136 165H137V164H136ZM143 165H145V164H143ZM147 165H148V164H147ZM177 165H178V167H175V166H177ZM185 165H186V164H185ZM201 165H202V164H201ZM213 165H214V164H213ZM255 165H256V164H255ZM259 165H260V164H259ZM0 166H1V165H0ZM5 166H6V165H5ZM5 166L0 167V171H2V172L4 173V170L6 169V170H5V174H6V176L11 175L10 178H9V177H6V182H9V183H10V181H7V178L10 179V180H11V178H13V180H11V182H12V186H13V185H14V187L19 186V185H15V184H13V181H14V180L16 181L18 178H21V177L23 178L24 176H21V175H23L24 173H22V174L20 173V177H17V179H15L14 177H12L13 174H11V173H14L15 171L9 173V171H12L11 169H14V168L9 169V171H8V170H7V167H5ZM25 166H26V165H25ZM28 166H27V167H28ZM41 166L43 167L44 165H41ZM45 166H46V165H45ZM52 166H54V165H52ZM70 166H71V164H70ZM80 166H79V167H80ZM86 166H88V165H86ZM86 166H84V167L86 168ZM107 166H106V162H105V163L103 164L102 167L104 168V167H107ZM133 166L135 167V165H133ZM138 166H139V164H138ZM157 166H159V165H157ZM181 166H183V164H182ZM186 166H187V165H186ZM204 166H205V165H204ZM208 166H207V167H208ZM234 166H233V168H234ZM4 167H5V169H4V170H3V169L1 170V168H4ZM27 167H26V168H27ZM46 167H47V166H46ZM57 167H58V166H57ZM57 167H56V169H57ZM97 167H98V165H97ZM97 167H95V168H97ZM100 167H101V166H99V168H100ZM110 167H109V168H110ZM115 167H116V166H115ZM128 167H127V168H128ZM139 167H140V166H139ZM152 167H153V166H152ZM154 167H155V165H154ZM159 167H160V166H159ZM161 167H162V166H161ZM163 167H164V169H167V167H165V165H163ZM168 167H169V166H168ZM184 167H185V166H184ZM209 167H210V166H209ZM209 167H208V168H209ZM211 167H212V165H211ZM252 167H253V166H252ZM254 167H258V166H254ZM254 167H253V168H254ZM260 167H261V166H260ZM18 168H19V165H18ZM21 168H22V166H21ZM47 168H48V167H47ZM47 168H46V169H47ZM49 168H50V167H49ZM52 168H53V167H52ZM75 168H76V167H75ZM80 168H81V167H80ZM90 168H91V167H90ZM95 168H94V170H95ZM99 168H97V169L95 170V171H96L95 173H96V175H97L98 177H100L101 174H103V173L105 172V171H103V173H102V172L100 173V172L98 171V174H97V170H99ZM103 168H100V170L102 171ZM116 168H117V167H116ZM140 168H143V167H140ZM198 168H199V166H198ZM203 168H205V167H203ZM15 169H16V167H15ZM15 169H14V170H15ZM30 169H31V168H30ZM34 169H36L37 171L39 170V169H37V168H34ZM46 169H45V170H46ZM53 169H55V168H53ZM81 169H82V168H81ZM87 169H88V168H87ZM118 169L123 170L122 168H118ZM128 169L130 170V168H128ZM131 169H133V167H131ZM147 169H149V168L147 167ZM172 169H173V168H172ZM180 169H182V168L179 167V170H180ZM199 169H200V168H199ZM235 169H236V168H235ZM235 169H234V170H235ZM255 169H256V168H255ZM16 170H17V169H16ZM20 170H21V171H17V174H18V172H22V169H20ZM45 170H44V171H45ZM72 170H73V169H71V171H72ZM83 170H85V169H83ZM91 170L94 171L93 169H91ZM105 170H106V169H105ZM109 170H110V169H109ZM109 170H108V171H109ZM114 170H116V169H114ZM137 170H138V169H137ZM139 170H140V169H139ZM139 170H138V173H139ZM157 170H158V169H157V167H156V171H157ZM205 170H206V168H205ZM207 170H209V169H207ZM210 170H211V169H210ZM252 170H253V169H252ZM262 170H263V169H262ZM6 171H8L9 175H7L8 173H6ZM23 171H24V169H23ZM27 171H28V170H26L25 172H27ZM47 171H50L49 173H51V174H50L49 176L52 178L51 175H53V172H54V171L52 170L53 172H51V168H50V170L47 169ZM47 171H46V174H47ZM57 171L60 172V170H58V169H57ZM57 171L54 172V174L57 173ZM62 171H64V170H62ZM69 171H70V170H69ZM75 171H76V170H75ZM78 171H79V170H78ZM106 171H107V170H106ZM125 171H126V170H125ZM142 171H143V170H142ZM156 171H154V172L156 173ZM172 171H173V170H172ZM183 171H184V170H183ZM201 171H202V170H201ZM260 171H261V170H260ZM263 171H264V170H263ZM29 172H31V170H30ZM41 172H43V170H42ZM84 172H86V171H84ZM90 172H91V171L88 170L87 173H89V174H87V175H88V177L91 176V178H93V177H92L93 173H92V172L90 173ZM115 172H116V171H115ZM121 172H122V173H119V172H117V173H119V175H120V174L122 175V174L124 173V170L121 171ZM127 172H128V171H127ZM140 172H141V171H140ZM143 172L146 173L145 170H144ZM180 172H181V171H180ZM186 172H187V171H186ZM36 173H37V172H36ZM60 173H61V172H60ZM60 173H59V174H60ZM63 173H66V172H63ZM77 173H78V172H77ZM79 173H80V175H81L82 170H81V172H79ZM95 173H94V176H95ZM99 173H100V175H99ZM138 173H135V174H138ZM159 173H160V172H159ZM159 173H158V174H159ZM178 173H179V172H178ZM182 173H183V172H181L180 174H177V173H176V176H178V175L180 176ZM198 173L201 174L200 171H199ZM225 173H227V172H225ZM225 173H222L223 177H224V174H225ZM228 173H229V172H228ZM0 174H2V173H0ZM30 174H32V172H31ZM42 174H44V172H43ZM42 174H41V175H42ZM69 174H70V173H69ZM73 174H75V172H72L71 176H72ZM84 174H85V173H83L82 175H83V176H86V175H84ZM90 174H91V175H90ZM110 174H111V172H110ZM124 174H125V173H124ZM128 174H130V177H132V175H134V174H131V172L128 173ZM128 174H126L127 177H128ZM160 174H161V173H160ZM202 174H203V173H202ZM204 174H205V173H204ZM233 174H234V173H233ZM243 174H244V176H245V173H243ZM14 175H15V174H14ZM26 175H27V174H26ZM33 175H34V173H33ZM75 175L77 176V174H75ZM80 175H79V177H80ZM103 175H104V174H103ZM105 175H106V173H105ZM112 175H113V174H112ZM115 175H116V174H115ZM119 175H117V176H119ZM121 175H120L119 177H122V178H120V179H123V178L125 177V175H124V177H123V175H122V176H121ZM140 175H141V174H140ZM143 175H144V174H143ZM152 175H154V176L156 177L157 173H156V174H152ZM183 175H184V174L181 175V178L183 177ZM194 175H195V174H194ZM194 175H192V176H194ZM222 175H221L220 177H222ZM3 176H4V175L2 174V177H3ZM18 176H19V175H18ZM27 176H28V178H27V177H26V178L24 177V181H23V182H26V184H31V186H32V188H33V186H34L35 184L32 185V184H33L32 182H34V181H31V179L34 178V177H32V175L30 176L29 174H28ZM34 176H35V179H36V176H37V175H34ZM57 176H60V175L56 174V175H55L56 179H57ZM67 176H68V175H66V177H67ZM71 176H69V177L71 178ZM117 176H115V177H117ZM138 176H139V175H137V177H138ZM154 176H153V177H154ZM159 176H160V175H159ZM159 176H157V177L159 178ZM192 176H191V177H192ZM195 176H197V174H196ZM262 176H263V175H262ZM2 177L0 176V179H2L3 181H5V178L3 179ZM30 177H32V178H30ZM37 177L39 178V176H37ZM43 177H44V176H43ZM60 177H65V176H64V174H63V176H60ZM72 177L74 178V176H72ZM79 177L77 176V178H79ZM98 177H97V178H98ZM101 177H103V176H101ZM101 177H100V178H101ZM104 177H106V176H104ZM108 177H109V175H108ZM108 177H107V178H108ZM141 177H142V176H139L140 181L144 179V178L141 179ZM144 177L146 178L145 175H144ZM185 177H186V174H185ZM187 177H188V176H187ZM197 177L199 178V176H197ZM260 177H261V176H260ZM38 178H37V180H38ZM44 178H45V177H44ZM46 178H47V177H46ZM46 178L44 179L45 181L47 180ZM73 178H72V180H73ZM77 178H75V179H77ZM94 178L96 179V177H94ZM100 178H99V180L102 181L103 178H101V179H100ZM109 178H112V176L109 177ZM149 178H150V177H149ZM149 178H147V179H149ZM175 178H176V177H175ZM178 178H179V180L181 179L180 177H178ZM225 178H229V177H225ZM40 179H41V177H40ZM53 179H54V175H53ZM53 179H52V180H53ZM56 179H55V180H56ZM58 179H60V178L58 177ZM64 179H65V178H63V180H64ZM66 179H68V177H67ZM75 179H74V182L76 181ZM80 179H81V177H80ZM87 179H88V178H87ZM105 179H106V178H105ZM105 179H104V180H105ZM128 179H129V180H127V179H126V180H127L128 184H129V186L132 188V189L130 188V190H132V192H134V190L137 189V188L139 189V187L142 186V185L145 186L144 184L147 183V182L144 183V182H142V181L139 182L138 178H135V179L138 180L139 183L137 182V180H134V182H136V184H138V185L142 183V185H140V186H138V185H136V184H135V185H134V184H131V185H130V183H131L130 178H128ZM147 179H146V180H147ZM189 179L191 180L190 177H189ZM29 180H30L31 182H28ZM48 180H51V179L48 178ZM52 180H51V181H52ZM55 180H54V182H55ZM69 180H70V179H69ZM81 180H82L83 184H81V183H80V184L84 186V184H85L84 179H81ZM151 180H153V179L151 178ZM156 180H157V179H156ZM174 180H175V179H174ZM176 180H177V178H176ZM221 180L223 181V178H222ZM229 180H230V179H229ZM243 180H244V179H243ZM3 181L0 180V185H1L0 188H1L2 186L5 185V183H4ZM15 181H14V183H16L18 180H17L16 182H15ZM51 181H50L49 183H51ZM56 181H57V180H56ZM59 181H60V180H59ZM61 181H62V180H61ZM65 181H66V180H65ZM67 181H68V180H67ZM119 181H120L119 184H121L122 182H123V184H126V183H127L125 180H124V181L119 180ZM147 181H148V180H147ZM180 181H181V180H180ZM186 181H187V182H186ZM186 181H185L186 184L190 182V181L188 180V178L186 179ZM263 181H264V179H263ZM2 182H3V183H2ZM18 182H19V181H18ZM18 182H17L16 184H20V182H19V183H18ZM21 182H22V181H21ZM27 182H28V183H27ZM37 182H38V185H40L41 182L39 183V180H38ZM37 182H36V183H37ZM43 182H44V181H43ZM43 182H42V183H43ZM79 182H80V181H79ZM124 182H126V183H124ZM129 182H130V183H129ZM148 182H150V180H149ZM151 182H152V181H151ZM159 182H160V178H159ZM178 182H179V181H178ZM178 182L176 181V186H178V185H177ZM197 182H198V181H197ZM204 182H206V181H204ZM245 182H246V181H245ZM248 182H247V183H248ZM250 182H249V183H250ZM1 183H2L3 185H2ZM47 183H48V181L46 182V184H47ZM57 183H58V182H57ZM57 183L55 182V184H57ZM70 183H71V182H70ZM70 183H69V184H70ZM152 183H153V182H152ZM152 183H151V186L153 185ZM154 183H155V181H154ZM157 183H158V182H156V184H157ZM173 183H174V182H173ZM181 183H182V182H181ZM241 183L243 184L244 181L241 182ZM253 183H254L255 185H254ZM261 183H262V181H261ZM22 184H24V183H22ZM26 184H25V185H26ZM44 184H45V182H44ZM46 184H45V185H46ZM52 184H53V183H52ZM52 184H50V185L52 186ZM55 184H53V185H55ZM58 184H59V183H58ZM61 184H62V183H61ZM61 184H60V185H61ZM72 184H73V183H72ZM75 184H76V183H75ZM77 184H79V183H77ZM87 184H88V183H87ZM147 184H148V183H147ZM147 184H146V185H147ZM149 184H150V183H149ZM174 184H175V183H174ZM192 184H193V180H192ZM259 184H260V183H259ZM262 184H263V183H262ZM20 185H21V184H20ZM25 185H24V186H25ZM63 185L66 186L67 184L65 185V182H64ZM81 185H79V186H78V185H74L75 187L77 186L75 190H77V188H81V187H80ZM121 185H122V184H121ZM121 185H120V187H121ZM159 185L161 186V182H160ZM179 185H180V184H179ZM187 185H188V184H187ZM205 185H206V184H205ZM230 185H231V183H230ZM253 185H254V186H253ZM31 186H29V187L31 188ZM40 186L43 187L44 185L42 184V185H40ZM40 186H39V187H40ZM48 186H49V185H48ZM48 186H47V187H48ZM55 186H56V185H55ZM58 186H59V185H58ZM71 186H72V185H71ZM71 186H68V188L71 187ZM83 186H82V187H83ZM85 186H87L88 188H86ZM85 186L83 187L84 189H82V190H85V189L88 190V189H90L89 186H91V185H85ZM117 186H118V187H117ZM117 186L115 185V187L119 188V185H117ZM129 186L126 185V187H128V188H129ZM132 186H133L134 188H133ZM149 186H150V185H147V188L145 187L147 190H146V189H142V190L140 189V191L137 190V191H138V194L142 196V195L147 194L148 192H149V193L152 192V193L150 194V197L152 196V197H151L152 200L149 201V202H151L152 206H154L153 204L157 203L158 201H159V202L161 201V202L163 203V200H159V198H161V196H159V193H158V192L155 193V191H156L157 189L154 190V189H155V188H154V189H152V191H151V187H149ZM155 186H157V185H155ZM166 186H167V185H166ZM166 186H165V187H166ZM176 186H175V187H176ZM196 186H197V184H196ZM207 186H208V185H207ZM256 186H257V187H256ZM260 186H261V185H260ZM21 187H22V186H21ZM21 187H17L18 190H17L16 188H14V189L17 190V192H14L13 190H12V191H13L15 194L17 193L18 195H19V193H20V194H21V193H22V194L25 193L26 190H24L23 192H21ZM27 187H28V185H27ZM27 187H26V188H27ZM29 187H28V188H29ZM39 187H37V185H35L34 188H36V189L38 188V189H39ZM53 187H54V186H53ZM62 187H63V186H62ZM62 187H59V188H62ZM93 187H95V186H93ZM98 187H99V186H98ZM102 187H103V186L100 185V189H101ZM123 187H125V186L123 185ZM135 187H137V188H135ZM148 187H149L150 189H149ZM153 187H154V186H153ZM165 187H164V188L162 187V188L165 190ZM169 187H172V186H169ZM179 187H181V186H178V189H180ZM188 187H189V186H188ZM193 187H194V186L192 185V188H193ZM198 187H199V186H198ZM34 188H33V189H34ZM66 188H67V187H66ZM66 188H65V189H66ZM72 188H73V187H72ZM72 188H71V190H70V193H71V191L74 190V189L72 190ZM113 188H114V187H112V189H111V187H110V189H109L110 193H109V194L107 193L108 196H106V194H105L106 197L104 196V198H107V197H110V196L114 195V192H115V196H112V197L115 198L114 201H116V197H118L116 202H119V201H120V202H119V205H120L122 200H118V199H119L120 196L122 197V194H124V193H122L121 195L118 196L117 194H120V193H117V194H116V190H117V188H115V191H114ZM121 188H122V187H121ZM121 188H119V189H121ZM142 188H144V187H142ZM157 188H158V187H157ZM176 188H177V187H176ZM182 188H183V187H182ZM185 188H186V187H185ZM189 188H190V187H189ZM10 189H11V188H10ZM19 189H20V190H19ZM40 189H41V188H40ZM43 189H44V188H43ZM54 189H55V187H54ZM65 189H64V190H65ZM100 189H98V190H100ZM103 189H104V187H103ZM103 189H101V190H103ZM105 189H106V191H105ZM105 189H104L103 192L106 193L108 188H105ZM148 189H149V190H148ZM158 189H159V188H158ZM168 189H169V188H168ZM168 189H166L165 191L172 190V189H169V190H168ZM178 189H177V190H178ZM190 189H191V188H190ZM194 189H195V190H188V191H187L188 194L186 193L187 196H186V195H185V196L188 198V199H186V200H188V201H184V203H181V206H180V205H177L176 202L174 203V201H175L174 199H173L174 201H170V202H168L166 205H164V208L161 206V207H162V210L160 211V215H159V217H160L161 219L158 218V219H160L159 221H156V220H155V219H156L155 217H154L155 219H153L152 216H154V215H151V216H147V215H145V212H144V211L146 210L145 208H146L147 206H146L145 208H144V207H141L140 210H139V214H141L140 217L142 216V217H141L142 220H141V219H140L141 221L139 220V221L141 222V224H140V227L138 226L139 229H138V230L136 229V230H137L136 233L138 234V236H142L143 238L146 237V236L149 238V236H150V238H151V237H153V236H151L150 234H153V235H155V236H154L155 238H156V236H158V241H159V240H160V239H159V235H160V234L165 235V234L163 233V229H161V228H163L164 225H165V226H166V225L169 226L170 223H168V224H166V223H167L168 221H171V220L174 221V218H176V219H175V222H177V221H178V220H177V217L179 218V215H180V218H182V216H181L182 213H185L187 210L189 211V209H187V205H188L190 202H191V203L195 202V203H198V204H200V205L203 204V207H204L203 209H204V210H208V211L211 212V210H209L210 207H209L208 209H205L206 206H204V205L207 204L208 202H211V201H209V199H208V197H207V195H208L209 193H201L200 191H198L199 188L196 189V187H195ZM204 189H205V188H204ZM247 189H248V188H247ZM2 190H3V191H2ZM5 190L7 191V193H6ZM29 190L31 191V189H29ZM29 190H27V192H30ZM41 190H42V189H41ZM80 190H81V189H80ZM86 190H85V192H87ZM98 190H97V191H98ZM111 190H113L114 192H111ZM130 190H127V191L130 192ZM153 190H154V191H153ZM159 190H160V189H159ZM180 190H181V189H180ZM180 190H178V192H179ZM200 190H202V189H200ZM207 190H206V192H207ZM248 190H249V189H248ZM0 191H2V193L4 194L3 197H4V196H5V197L3 198L1 195H0V196H1L3 199L6 198V200H7V198L9 197L8 193H9L11 190H8L7 187L4 186V188L2 187ZM32 191H35V190H32ZM37 191H38V190H37ZM48 191H49V190H48ZM53 191H54L53 193H57L56 190H53ZM61 191H62V190H60V192H58V193H61ZM67 191L69 192V190H67ZM94 191H96V189H95ZM94 191H93L92 189H90V191H88V193L90 192V194H91L90 197H89V199L91 198V196L93 197V195L96 194V193H93ZM120 191H121V190H120ZM137 191H136V192H137ZM172 191H173V190H172ZM182 191H184V190H182ZM18 192H19V193H18ZM35 192H36V191H35ZM39 192H41V191H39ZM39 192H37L36 194H39ZM64 192H65V194H67V196L70 195L68 192H66V191H64ZM75 192H76V191H74V193H75ZM78 192H79V191H78ZM99 192H100V191H99ZM184 192H185V191H184ZM204 192H205V190H204ZM2 193H1V194H2ZM11 193H12V192H11ZM43 193H45V191H43ZM43 193L41 192V194H43ZM53 193H52V194H53ZM58 193H57V194H58ZM62 193H63V191H62ZM62 193H61V194H62ZM80 193H81V192H80ZM126 193H128V192H126ZM126 193H125V194H126ZM157 193H158V194H157ZM163 193H164V192H163ZM163 193H162V194H163ZM167 193H168V192H167ZM173 193H174V192H173ZM215 193H216V192H215ZM5 194H6V195H5ZM15 194H14V196H16ZM28 194H29V193H28ZM28 194H25V195H26L25 197H27ZM30 194H31V192H30ZM32 194H34V192H33ZM32 194H31V195H32ZM41 194H40V195H41ZM46 194H47V193H46ZM65 194H64V196H66ZM75 194L78 195L77 192H76ZM81 194H83V191H82ZM125 194H124V196H128V195H129V194H126V195H125ZM130 194H131V192H130ZM175 194H176V193H175ZM210 194H211V193H210ZM7 195H8V196H7ZM10 195H12V194H10ZM43 195H44V194H43ZM62 195H63V194H62ZM86 195H87V194H86ZM88 195H89V194H88ZM96 195H99V193L96 194ZM96 195H95L94 197L97 198V199H96V200H97L96 202L98 203V202H100V200H98V196H96ZM132 195H133V194H132ZM136 195H137V194H136ZM147 195H148V194H147ZM147 195H146L145 197H147ZM160 195H161V192H160ZM170 195H171V197L173 196L172 193H171V194L169 193V196H170ZM211 195H212V194H211ZM263 195H264V194H263ZM21 196H23V195H20V197H21ZM35 196H36V195H35ZM41 196H42V195H41ZM58 196H60V194H58ZM67 196H66V197H67ZM99 196H100V195H99ZM141 196H139V197H141ZM148 196H149V195H148ZM174 196L177 197L176 195H174ZM179 196H180V195H179ZM213 196L215 197V195H213ZM216 196H217V195H216ZM1 197H0V199H2ZM18 197H19V196H18ZM18 197H16V200L14 199L15 202L18 200V199H17ZM25 197H24V199H25ZM31 197H32V196H31ZM38 197H39V196H38ZM68 197H69V196H68ZM81 197H82V196L80 195V198H81ZM94 197H93V198H94ZM100 197H101V196H100ZM112 197H111L110 199H112ZM133 197H134V196H133ZM137 197H138V196H137ZM137 197H136V198H137ZM139 197H138V198H139ZM143 197H144V196H143ZM261 197H263V196H261ZM11 198H12V197H11ZM36 198H37V196H36ZM42 198H43V197H41V200H42ZM45 198H46V195H45ZM54 198H55V197H54ZM56 198H57V196H56ZM56 198H55V199H56ZM83 198H85V197H83ZM86 198H88V197L86 196ZM95 198H94V200H95ZM101 198H102V197H101ZM101 198H100V199H101ZM104 198H103V199H104ZM122 198H123V197H122ZM134 198H135V197H134ZM134 198H132V199H134ZM162 198H164V197H162ZM179 198H181V197H179ZM29 199H30V198H29ZM31 199H32V198H31ZM46 199H47V198H46ZM48 199H49V197H48ZM51 199H52V198H51ZM55 199H54V200H55ZM59 199H60V198H59ZM61 199H62V202H61V203H63V198H61ZM76 199H77V197H76ZM89 199H88V200H89ZM103 199H102V200H103ZM108 199H109V198H108ZM108 199H107V200H108ZM120 199H121V198H120ZM139 199H140V198H139ZM145 199H147V198H145ZM175 199H176V198H175ZM207 199H208V200H207ZM212 199H213V197H212ZM217 199H218V198H217ZM6 200H5V202H6ZM10 200H11V199L9 198V199H8V202H10ZM12 200H13V199H12ZM36 200H37V199H36ZM44 200H45V199H44ZM56 200H57V199H56ZM56 200H55V201H56ZM67 200H68V199H66L65 201H67ZM79 200H80V199H78V201H79ZM81 200H82V199H81ZM88 200L85 199V201H88ZM94 200H93V202H94L93 204H95V201H94ZM104 200H105V199H104ZM107 200H105V201H107ZM137 200H138V199H137ZM142 200H143V199H142ZM169 200H170V197H169ZM169 200H168V201H169ZM213 200H214V199H213ZM213 200H212V201H213ZM261 200H262V199H261ZM263 200H264V199H263ZM0 201H1V200H0ZM3 201H4V200H3ZM3 201H2V203L4 204L5 202H3ZM24 201H25V200H24ZM46 201H47V200H46ZM57 201H58V200H57ZM57 201H56V203H57ZM76 201H77V200H75V202H76ZM90 201H92V200H90ZM90 201H89V202H90ZM127 201H128V199H127ZM166 201H167V200H166ZM179 201H180V200H179ZM205 201H207V203H206ZM214 201H215V200H214ZM11 202H12V203H11ZM11 202L9 203V205H7V203H6V205L9 207V206H12L11 204L15 203L14 201H11ZM18 202H19V201H18ZM18 202H17V204H18ZM21 202H22V201H21ZM30 202H31V201H30ZM35 202H36V201H35ZM37 202H39V201H37ZM41 202H42V201H41ZM44 202H45V201H44ZM101 202H102V201H101ZM123 202H124V201H123ZM125 202H126V201H125ZM125 202H124V203H125ZM128 202H129V201H128ZM138 202H139V201H138ZM140 202H141V201H140ZM187 202H189V203H187ZM199 202H200V203H199ZM201 202H202V203H201ZM204 202H205V203H204ZM217 202H218V200H217ZM217 202H216V204H217ZM233 202H236V203H233ZM262 202H263V201H262ZM2 203H0V204H2ZM33 203H34V202H33ZM61 203H60V204H61ZM65 203H68V201H67V202H64L63 204H65ZM71 203H73V205H74V202H71V201H70V204H71ZM79 203H80V202H79ZM85 203H86V202H85ZM135 203H136V202H135ZM135 203H132V202H131L130 204H135ZM144 203H145V202H144ZM146 203H147V202H146ZM164 203H165V202H164ZM214 203H215V202H214ZM219 203H220V202H219ZM250 203H251V202H250ZM31 204H32V203H31ZM35 204H36V203H35ZM38 204H39V203H38ZM40 204H41V203H40ZM43 204H44V203H42V205H43ZM45 204H46V202H45ZM45 204H44V205H45ZM49 204H50V201H49ZM57 204H58V203H57ZM57 204H54V205L56 206ZM70 204H67V205H70ZM82 204L84 205V201L82 202ZM130 204H128V206H129ZM136 204H137V203H136ZM142 204H143V203H142ZM220 204H221V203H220ZM220 204H219V205H220ZM224 204H225V203H224ZM233 204H234V205L236 204V206H234ZM237 204H238V205H237ZM261 204H263V203H261ZM24 205H25V203H24ZM28 205H29V204H27L26 206H28ZM65 205H66V204H65ZM65 205H64V206H65ZM73 205H72V206H73ZM77 205H78V203H77ZM86 205H87V204H85V206H86ZM90 205H91V204H90ZM96 205H97V204H96ZM116 205H118V204L116 203ZM123 205H124V204H123ZM126 205H127V204H126ZM143 205H145V204H143ZM147 205H148V204H147ZM160 205H162V204H160ZM208 205L210 206V204H207V206H208ZM219 205H217V206L219 207ZM3 206H4V205H3ZM3 206H2V207H3ZM15 206H16V204H15ZM52 206H53V204H52ZM55 206H54V208H55ZM62 206H63V205H61V208H60V207H59V204H58L57 207H59L60 210H61V209H62ZM74 206H76V205H74ZM74 206H73V207H74ZM97 206H98V205H97ZM120 206H121V205H120ZM134 206H135V205H134ZM140 206H141V205H140ZM152 206L150 205L149 207H152ZM157 206H158V205H157ZM193 206H194V205H193ZM195 206H196V205H195ZM198 206H199V205H198ZM212 206H213V205H212ZM214 206H215V205H214ZM214 206H213V207H214ZM217 206H216V208H217ZM250 206H252V205H250ZM0 207H1V206H0ZM24 207H25V206H24ZM32 207H33V206H32ZM87 207H89V206H87ZM125 207H127V206H125ZM188 207H189V206H188ZM213 207H211V208H213ZM222 207H223V206H222ZM222 207H220V208H222ZM255 207H256V206H255ZM262 207H263V206H262ZM15 208H16V207H15ZM39 208H41V207H39ZM42 208H44V206H43ZM59 208H58V210H59ZM64 208L66 209V206H65ZM64 208L62 209V211H64ZM76 208H77V207H76ZM111 208H113V206L110 207V209H111ZM114 208H115V207H114ZM116 208H117V207H116ZM118 208H119V207H118ZM118 208H117V209H118ZM128 208H129V207H128ZM134 208H135V207H134ZM136 208H137V207H136ZM155 208H156V204H155V206H154V209H155ZM158 208H160V207L158 206ZM198 208L201 209L200 206H199ZM3 209H4V208H2V210H3ZM18 209H19V208H18ZM23 209H24V208H23ZM30 209H31V208H30V205H29V206H28V210H29V211H27V212L31 213V212L33 211V212L31 213V214L33 215V216H32V217H33V218H32V219H33V222H30L32 219H31V220L29 219V222H26V221H28V218H27V220H24V221L22 222V220H23L22 217L25 215L24 212H23V216H21L20 219H16V216L19 215V214L14 215V214H15V213H14V214L12 215V216H14V217L11 216V219H10V217H9V219H10L11 222H12V220H13V221L15 222V225H14L13 222H12L11 224H10V222L8 223L9 220H8V221H4V220H3L4 222H1L2 219H4V218H2L1 221H0V222H1V223H0V224H1V226H0L1 230H2V229H6V230L8 229V231H9V229H10V230H12V229H15V230H16V229H17L18 231H19V230L22 231L21 227L24 226L23 228H24V229L26 228V229L24 230V232L22 233V235H25V234L28 235V231H29V232H30V230L33 231V229H36V228H37L38 230L40 229V230L42 231V232L40 231L41 234H42V233H43V234H47L49 230H53V229H55V230H60V232H63L64 230L69 229V228L74 224V221H75V218H74V217H77V216L79 217L78 214H81V212H82V211L84 212V210H85V208H84L83 210L80 209V208L77 209L78 211L80 210L81 212H80V213H79V212H78V213L76 212V214H77L76 216L74 215V217H72V218H70V219H67L66 221H64V222L61 223V224H59L58 221L61 220L62 217H61V219H60V218H59L60 216H58V214H55V215L58 216V217L56 216L57 218L55 217V218L57 219V223H58V224H52V223H50V222H53V220H54V218H53L52 221L49 220L50 222L46 221V222H42L41 224L38 222V223L40 224V226H39V224L37 223V220H36V219H37L36 216H38V215H37L38 213H37V212L35 213L34 210H32V211L30 212ZM34 209H35V207H34ZM51 209H53V208H49V210H51ZM55 209H56V208H55ZM68 209L71 210L70 207H69ZM89 209H91V207H89L87 210H89ZM102 209H103V208H102ZM160 209H161V208H160ZM203 209H201V211H203ZM254 209H255L254 212L256 213V216H257V215L259 216L260 213H261V214L263 213V212H262V208H260V207H256V208H254ZM9 210H10V209H9ZM42 210H43V209H42ZM42 210H41V211H42ZM72 210H73V208H72ZM77 210H76V211H77ZM87 210H86V211H87ZM100 210H101V209H100ZM113 210H114V209H113ZM130 210H132V209H130ZM130 210H129V211H130ZM150 210H151V209H150ZM157 210H158V209H156V211H157ZM216 210H217V209H216ZM248 210H249V209H248ZM0 211H1V210H0ZM22 211H24V210H22ZM41 211H40V212H41ZM62 211H59V212H60V215H61V212H62ZM94 211H95V210H94ZM134 211H135V210H134ZM136 211H137V209H136ZM191 211H192V213L194 212L193 214H191L192 218L189 216L191 219H195V220H196V219H198V220H199V219H202L201 216H200V214H199V212H198V210L196 211V209H195L196 212L193 211V210H191ZM201 211H200V212H201ZM217 211H220V210H217ZM250 211H251V210H250ZM11 212H12V211H11ZM13 212H14V211H13ZM42 212H44V211H42ZM70 212H71V211H70ZM73 212H75V211H73ZM88 212H89V211H88ZM88 212H87V214H88V218H87V219H88V220H91V219L93 218V216H94V212H93V210H92V212L90 211V213H88ZM108 212H109V210H108ZM113 212H115V210H114ZM113 212H112V213H113ZM118 212H119V211H118ZM121 212H122V211H121ZM125 212H127V210H125ZM152 212H153V211H152ZM203 212H204V211H203ZM203 212H201V213H203ZM206 212H207V211H206ZM206 212H205V213H206ZM244 212H245V211H244ZM254 212H253V213H254ZM1 213H2V212H1ZM18 213H19V211H18ZM29 213H27V214L29 215ZM46 213H47V212H46ZM49 213H50V212H49ZM52 213H53V212H52ZM56 213H58V212H56ZM63 213H67V211H65V212H63ZM84 213L86 214V212H84ZM131 213H133V212H131ZM155 213H156V212H155ZM158 213H159V212H158ZM158 213H157V214H158ZM187 213H188V212H187ZM216 213H217V212H216ZM253 213H252V214H253ZM8 214H9V213L7 212V215H8ZM27 214H26V216H27ZM31 214H30V216H31ZM42 214H44V213H42ZM47 214H48V213H47ZM67 214H68V213H67ZM113 214H114V213H113ZM129 214H130V213H129ZM134 214H136V213H134ZM146 214H148V213H146ZM149 214H150V213H149ZM151 214H153V213H151ZM207 214H209V212H207L206 215H207ZM212 214H213V213H212ZM261 214H260V215H261ZM263 214H264V213H263ZM20 215H22V214H20ZM44 215H45V214H44ZM72 215H73V214H72ZM72 215H71V216H72ZM83 215H84V214H83ZM95 215H96V214H95ZM125 215H126V214H125ZM184 215L188 216L189 214H188V215H187V214H184ZM184 215H183V216H184ZM9 216H10V215H9ZM46 216H47V215H46ZM50 216H51V215H50ZM65 216H66V215H65ZM69 216H70V214H69ZM84 216H85V215H84ZM133 216H134V215H133ZM157 216H158V215H157ZM204 216H205V214L203 215V217H204ZM256 216H254V217H256ZM258 216H257V217H258ZM262 216H264V215H262ZM0 217H1V216H0ZM4 217H5V216H4ZM17 217H18V216H17ZM38 217H39V216H38ZM44 217H45V216H44ZM53 217H54V216H53ZM85 217H86V216H85ZM103 217H106V219H107V215H106V216H103ZM124 217H125V216H124ZM209 217H211V216H209ZM13 218H14V219H13ZM46 218H47V217H46ZM58 218H59V219H58ZM112 218H113V216H112ZM21 219H22V220H21ZM64 219H65V218H63V220H64ZM209 219H210V218H209ZM211 219H215V217H214V218H211ZM6 220H7V219H6ZM16 220H18V221L20 222V225L22 224L21 227H20V229H18V228H19V225H17L18 223L16 224ZM47 220H48V218H47ZM63 220H62V221H63ZM77 220H78V219H77ZM79 220H80V217H79ZM137 220H138V219H137ZM176 220H177V221H176ZM183 220H184V219H183ZM183 220L180 219L179 221H181V222L183 223ZM195 220H194V221H195ZM18 221H17V222H18ZM86 221H87V220H86ZM134 221H135V220H134ZM173 221H171V222H173ZM196 221H197V220H196ZM200 221H201V220H200ZM213 221H214V220H213ZM24 222H25V223H24ZM108 222H109V221H108ZM127 222H128V220H126V219H124V218H117V219H115V220L113 219L112 221H110V226L112 225V227L105 226L104 224H103L104 226H103V225L100 226V227L98 226L99 228L95 231V232H96V235H97V233H99V234L102 235V232H103V231H106V230H116V229H117V230H118V229L121 230V228H123V227H128V226H127V224H128ZM130 222H132V221H130ZM130 222H129V223H130ZM175 222H174V223H175ZM134 223H135V222H134ZM136 223H137V222H136ZM138 223H139V222H138ZM12 224H13V226H12ZM212 224H213V223H212ZM171 225H172V223H171ZM15 226H16V227H15ZM135 226H136V225H135ZM165 226H164V227H165ZM172 226H174V225H172ZM248 226L250 227L249 224H248ZM252 226H253V224H252ZM262 226H263V225H262ZM38 227H40V228H38ZM130 227L132 228L133 226H130ZM130 227H128V228H130ZM170 227H171V226H169V231L171 232L172 230H170ZM176 227H177V226H176ZM232 227H233V226H232ZM71 228H72V227H71ZM84 228L87 229L86 227H84ZM84 228H83V229H84ZM92 228H93V227H92ZM111 228H113V229H111ZM171 228H173V227H171ZM174 228H175V226H174ZM223 228H225V226H224ZM37 229H36V230H37ZM83 229H80V230L83 231ZM167 229H168V228H167ZM167 229H166V230H167ZM184 229H185V228H184ZM184 229H183V230H184ZM192 229H193V228H192ZM221 229H222V228H221ZM228 229H229V228H228ZM228 229H227V227H226L225 229H222V230H223V231H226V230H228ZM1 230H0V231H1ZM17 230H16V231H17ZM80 230H79V232H80ZM94 230H95V229H94ZM117 230H116V231H117ZM133 230L135 231V229H133ZM161 230H162V232H161ZM186 230H187V228H186ZM250 230H251V229H250ZM12 231H13V230H12ZM34 231H35V230H34ZM53 231H54V230H53ZM85 231H86L87 233L90 232V231H87V230H85ZM123 231H124V228L122 229V232H123ZM169 231H168V232H169ZM195 231H196V230H195ZM246 231H247V230H246ZM252 231H253V230H252ZM252 231H251V232H252ZM14 232H15V231H14ZM56 232H57V231H56ZM92 232H93V231H92ZM95 232H94V233H95ZM160 232H161V233H160ZM164 232H165V231H164ZM166 232H167V231H166ZM170 232H169V233H170ZM183 232H184V231H183ZM230 232H232L231 229H230ZM242 232H244V231L242 230ZM248 232H249V230H248ZM2 233H3V232H2ZM8 233H9V232H7L6 234H8ZM12 233H13V232H12ZM12 233H11V234H12ZM20 233H21V232H20ZM80 233H82V232H80ZM94 233H93V234H90V235L93 236ZM104 233H105V232H104ZM115 233H116V232H115ZM119 233H120V232H119ZM124 233H126V232H124ZM124 233H122V234H124ZM131 233H132V232H131ZM174 233H175V232H174ZM174 233H173V235H174ZM220 233H223V232H221V230H220ZM228 233H229V231H228ZM228 233H227V234H228ZM244 233H245V232H244ZM244 233H242V234H244ZM253 233H254V232H253ZM17 234H19V233L16 232V235H17ZM31 234H32V233H31ZM31 234H30V235H31ZM43 234H42L41 236H39L40 234L36 236V237H39V238H34L35 236L33 235L32 239H29V240H28V238H29V237L31 238V236H28V238H27L28 241H27V242H26V241H24V242H21V241H20V240H23V239H20V237H21L20 234L17 235V236H13V235H12L13 237H12V239H10V242H11V241L14 242L12 245L9 244V246L7 245V247H5L6 243H5L4 246H3V245H1V242H0V253H1V256L3 257V258H0V259H1V260H2V259H6L7 257H9V255H12V256L15 255V256L17 257V254H18V253H16V252H18V251H21V253H20V252H19V253L21 254V257H20V258H24V260H22L23 262L26 260V257H24V256H26L27 254H30V252H32V254L35 252L36 254H34V255L38 256L37 253H39V251H41V249H42L43 246H45V245H46V247L49 246L47 240H49L50 238H53V239L55 238V240H56V237H57V236H56V237H50V236H49V237H48L49 239H46L47 237H45V236H44V238L42 237ZM83 234H84V233H83ZM85 234H86V233H85ZM99 234H98V236H99ZM128 234H130V231L128 232ZM176 234H177V233H176ZM176 234H175V235H176ZM248 234H249V233H248ZM60 235H61V234H60ZM110 235H111V234H109L108 236H110ZM148 235H149V236H148ZM180 235H181V234H180ZM188 235H189L188 237L191 238L190 234H188ZM195 235H196V234H195ZM225 235H226V234H225ZM228 235H229V234H228ZM240 235H241V233H240ZM249 235H250L249 237H251V234H249ZM8 236H9V235H8ZM86 236H87V235H86ZM119 236H121V239H124V241H127L126 239H128L127 236H126V239H125V236H122V235H119ZM128 236H129V235H128ZM136 236H137V235H136ZM168 236H169V235H168ZM196 236H198V235H196ZM229 236H230V235H229ZM242 236L246 239L245 244L248 245V246L250 247L251 245L247 244V243H249V242L247 241V238L245 237L246 235H245V236L242 235ZM23 237H24V236H23ZM23 237H22V238H23ZM58 237H60V236H58ZM116 237H117V236H116ZM123 237H124V238H123ZM154 237H153V238H154ZM170 237H171V236H170ZM240 237H241V236H240ZM9 238H10V237H8V239H9ZM33 238H34V239H33ZM62 238H63V237H62ZM101 238H102V237H101ZM101 238L99 237V239H101ZM108 238H109V237H108ZM136 238H137V237H135L134 239H136ZM138 238H139V237H138ZM161 238L164 239L165 237L163 236V237H161ZM183 238H184V239H183ZM185 238H186V240H185ZM256 238H257V237H256ZM8 239H7V240H8ZM53 239H52V241H53ZM57 239H58V238H57ZM90 239H91V238H90ZM131 239H132V237H131ZM134 239H133V240H134ZM169 239H170V238H168L167 240H169ZM173 239H174V238H173ZM182 239H183V241H185V242H186V241L189 242V240H190V239L188 240L186 234H184V235L182 236ZM198 239H200V238H198ZM245 239H243V240H245ZM1 240L4 241L5 239L2 238V237H0V241H1ZM25 240H26V239H25ZM55 240H54V241H55ZM59 240H60V241H57V240H56V242H53L54 245H53L52 247L50 246V247H51V252H49V249H48V251H46V253H48V252L50 253V256H47V257H49V258H48L49 260H46V261H48V262L51 261V263L54 262V264H55V263H56V264H67L66 262L68 261V259H70L69 256H71V257H76L75 254H72V253H73V251L75 252L76 250H77V252H78L80 247H78V245L75 244V243H71L70 248L66 247V249L68 248V250L66 251V249H65V245H64V243L61 241V238H59ZM63 240H64V239H63ZM93 240H94V239H93ZM108 240H109V239H108ZM164 240H165V239H164ZM177 240H178V239H177ZM68 241H69V239H68ZM121 241H122V240H121ZM162 241H163V240H162ZM175 241H176V240H175ZM192 241H193V240H192ZM195 241H196V240H195ZM197 241H198V240H197ZM252 241H253V239H252ZM254 241H255V239H254ZM261 241H262V240H261ZM7 242H8V241H7ZM101 242H102V241H101ZM113 242H114V241H113ZM122 242H123V241H122ZM122 242H120V243H122ZM127 242H128V241H127ZM127 242H125V243H127ZM169 242H172V240L169 241ZM178 242H179V240H178ZM178 242H175L173 245L177 244ZM259 242H260V241H259ZM8 243H9V242H8ZM11 243H12V242H11ZM67 243H68V242H67ZM80 243H81V242H80ZM92 243H93V242H92ZM92 243H88V245H86L85 248H86L87 250H88V249L90 250V249L93 247V246H92L93 244H94V247H95V248H96V246L101 245V244H98V245H97L96 243H93V244H92ZM115 243H116V241H115ZM120 243H119V246H120ZM130 243H131V242H130ZM159 243H160V242H159ZM159 243H158V244H159ZM172 243H173V242H172ZM172 243H170L169 245H167L168 249H171V248L174 247L173 245H171ZM180 243H181V242H180ZM197 243H198V242H197ZM200 243H202V242L200 241ZM236 243H237V242H236ZM260 243H261V242H260ZM47 244H48V245H47ZM84 244H87V243L84 242ZM84 244H83V246H84ZM113 244H114V243H112V242H108V243H107V241H106V248L104 247V248H105V249H104V253H105V254H103V253L101 252L102 255H105V257H107V256L110 257L109 260H111V262L109 261V263H108V262L105 261V262H106L105 264H113V262H114V261H112V258H111V257L114 256V255H112V254H114L113 252H114V250L116 249V248H115L116 246L114 247ZM158 244H157V245H158ZM160 244H161V243H160ZM188 244H189V243H188ZM233 244H234V242H233ZM245 244H244V245H245ZM50 245H52V244L50 243ZM116 245H117V244H116ZM127 245H129V244H127ZM127 245H125V247H126ZM177 245H178V244H177ZM183 245H184V244H183ZM194 245H195V242H194ZM197 245L199 246V244H197ZM200 245H201V244H200ZM242 245H243V244H242ZM246 245H245V246H246ZM256 245H257V244H256ZM68 246H69V245H68ZM122 246H124V245H122ZM134 246H135V245H134ZM137 246H138V245H137ZM170 246H171V248H169ZM179 246H180V245H179ZM181 246H182V245H181ZM181 246H180V247H181ZM188 246H189V245H188ZM188 246H187V247H188ZM191 246L194 247L193 245H191ZM212 246H213V244H212ZM240 246H241V245H240ZM254 246H255V245H254ZM20 247H21V250H19ZM77 247H78V248H77ZM98 247H99V246H98ZM120 247H121V246H120ZM132 247H133V246H132ZM157 247H160V246H157ZM157 247H156V248H157ZM164 247H165V246H164ZM184 247H185V245H184ZM196 247H197V246H196ZM256 247H257V246H256ZM258 247H259V246H258ZM17 248H18V249H17ZM43 248H44V247H43ZM81 248H82V247H81ZM95 248H92V249H95ZM118 248H119V247H118ZM118 248H117V249H118ZM129 248H131V247L129 246ZM174 248H175V247H174ZM174 248H173V249H174ZM188 248H190V246H189ZM231 248H233V247H231ZM237 248H238V247H237ZM117 249H116L115 251H117ZM124 249L126 250V248H124ZM154 249H155V248H154ZM160 249H161V250H159V254H160V252L162 251L163 248H160ZM173 249H171V250H173ZM200 249H201V248H200ZM221 249H222V248H221ZM234 249H236V247H235ZM250 249H251V247H250ZM16 250H18V251H16ZM45 250H47V249H45ZM80 250H81V249H80ZM82 250H83V248H82ZM87 250H86V251H87ZM96 250H97V249H96ZM105 250H106V251H105ZM156 250H157V249H156ZM202 250H203V249H202ZM242 250H243V249H242ZM15 251H16V252H15ZM65 251H66V252H65ZM94 251H95V250H94ZM100 251H101V250H100ZM121 251H123V250H121ZM126 251H127V250H126ZM130 251H131V250H130ZM154 251H155V250H154ZM154 251H153V252H154ZM168 251L170 252V250H168ZM198 251H199V250H198ZM216 251H218V250H217V249H216V250H213V249L211 250V248H210V250H209L208 252H206V254L204 253V254H205L204 256L202 255V256H203L202 259H200V258H198V259L196 258V259H197V260H200V261H199V262H200L199 264H208V263L211 262L213 259H215L216 257H218V254H219V253H217ZM234 251H235V255H236V250H233V252L229 253V254L226 256V258H224L223 260H225V259H226V260H230V259L232 260V255L234 254ZM237 251H238V250H237ZM252 251H253V250H252ZM42 252L44 253L45 251L43 250ZM69 252H71V253H70L71 255L69 254ZM84 252H85V251H84ZM117 252H119V251H117ZM117 252H116V255H117ZM127 252H128V251H127ZM137 252H139V251H137ZM164 252L166 253V255H165L164 257H166V259H167V256H168V253H169V252H168V253H167L166 251H164ZM164 252H163V253H164ZM202 252H204V251H202ZM202 252H201V253H202ZM218 252H219V251H218ZM226 252H227V249H226ZM240 252H241V251H240ZM80 253H82V252H80ZM86 253H87V252H86ZM88 253H89V251H88ZM96 253H97V252H96ZM96 253H95V254H96ZM99 253H100V252H99ZM134 253H135V252H134ZM150 253H151V252H150ZM150 253H148V254H150ZM163 253L161 252L162 255H164ZM172 253H173V252H171V253H169V254H172ZM201 253H200V251H199V254H201ZM222 253H223V252H222ZM227 253H228V252H227ZM262 253H264V252H262ZM93 254H94V253H92V255H93ZM127 254H128V253H127ZM138 254H139V253H138ZM148 254H147V255H148ZM157 254H158V253H157ZM157 254H154L153 256L155 257ZM161 254H160L161 257L158 258V259H160V261L155 259L156 257H159L158 255H157L155 258L152 257V258H154L153 260H154L155 263H156V261H158V263H159V262L161 263V261L164 260V259L161 260V258L163 257ZM194 254H195V253H194ZM194 254H193V255H194ZM242 254H243V253H242ZM18 255H19V254H18ZM30 255H31V254H30ZM77 255H78V254H77ZM86 255H87V254H86ZM122 255H123V254H122ZM124 255H125V254H124ZM128 255H130V253H129ZM133 255H135V254H133ZM197 255H198V254H197ZM239 255H240V254H239ZM261 255H262V254H261ZM44 256H45V255H44ZM93 256H95V255H93ZM118 256H119V255H118ZM118 256H117V257H118ZM120 256H121V255H120ZM130 256H131V255H130ZM139 256H140V255H139ZM139 256H138V257H139ZM151 256H152V255H150V257H151ZM194 256L196 257V254H195ZM194 256H193V257H194ZM233 256H234V255H233ZM237 256H238V254H237ZM245 256H248V255H245ZM10 257H11V256H10ZM10 257H9V258H10ZM33 257H34V256H33ZM33 257H31V258L33 259V264H36V263L34 262L36 259H34L35 257H34V258H33ZM80 257H82V256H80ZM89 257H90V255H89ZM126 257L128 258V256H126ZM132 257H134V256H132ZM135 257H136V255H135ZM145 257H147V256L145 255ZM164 257H163V258H164ZM169 257H170V255L168 256V258H169ZM172 257H173V256H172ZM172 257H171V258H172ZM252 257H254V256H252ZM255 257H256V255H255ZM12 258H13V257H12ZM18 258H19V257H18ZM20 258H19V259H20ZM29 258H30V257H29ZM124 258H125V257H124ZM189 258H190V257H189ZM219 258H220V257H219ZM240 258H241V256H240ZM240 258H239V259H240ZM248 258H249V256H248ZM259 258H260V257H258L257 259H259ZM19 259H18V261H19ZM73 259H74V258H73ZM83 259H84V257H83ZM85 259H86V260H85ZM85 259L82 260V258H80V260H79V258H78V261H77V259H75V260H76L77 263L79 262L78 264H80L81 261H82V262L84 261L83 263H85V264H96V263L99 262V259H102V260H100V262L104 260V258H102V257H99V258H98V256H97V257H91V258H89V259H88V256H86ZM113 259H114V258H113ZM117 259H120V257H118ZM134 259H135V258H134ZM139 259H140V258H139ZM149 259H150V258H149ZM173 259H174V258H173ZM194 259H195V258H194ZM196 259H195V260H196ZM245 259H246V258H245ZM254 259H255V258H254ZM7 260H10V261H11V259H6V261H5V260H4V261L7 263V262H8ZM27 260H28V259H27ZM27 260H26V261H27ZM121 260H122V259H121ZM121 260H120V261H121ZM129 260H130V259H129ZM132 260H133V259H132ZM151 260H152V259H151ZM169 260H170V259H169ZM184 260L187 261L188 259H187V258H186V259L184 258ZM241 260H242V259H241ZM249 260H250V258H249ZM10 261H9V262H10ZM12 261H13V260H12ZM12 261H11V262H12ZM18 261H17V262H18ZM28 261H29V260H28ZM36 261H37L38 264H40L39 262H41V261H38V257H37V260H36ZM42 261H43V260H42ZM46 261H45V262H46ZM70 261H71V260H70ZM85 261H86V262H85ZM107 261H108V260H107ZM120 261H119V263H120ZM123 261H124V260H122L121 262H123ZM135 261H136V260H135ZM135 261H134V262H135ZM143 261H144V260H143ZM167 261H168V259H167ZM167 261H166V262H167ZM174 261H175V260H174ZM177 261H178V260H177ZM177 261H176V263H177ZM193 261H194V260H193ZM245 261H246V260H245ZM256 261H258V260H256ZM30 262L32 263V261H29V263H30ZM45 262H44V263H45ZM68 262H69V261H68ZM124 262H125V261H124ZM124 262H123L122 264H125ZM131 262H132V261H131ZM136 262H139V264H140V260L137 259ZM141 262H142V261H141ZM144 262H145V261H144ZM146 262H147V264L150 263V262H152L151 264L154 263L153 261H150V260H149V262H148V261H146ZM166 262H165V263H166ZM187 262H189V260H188ZM241 262H242V261H241ZM243 262H244V261H243ZM249 262H251V260H250ZM3 263H4V262H3ZM20 263H21V261H20ZM29 263H28V262H24V263H21V264H29ZM31 263H30V264H31ZM42 263H43V262H42ZM128 263H129V261H128ZM155 263H154V264H155ZM158 263H156V264H158ZM163 263H164V261H163ZM163 263H161V264H163ZM169 263H170V262H168V264H169ZM171 263H174V262L172 261ZM171 263H170V264H171ZM245 263H246V262H245ZM245 263H244V264H245ZM252 263H254V262H252ZM252 263H251V264H252ZM0 264H1V262H0ZM15 264H17V263H15ZM69 264H70V263H69ZM72 264H73V263H72ZM74 264H76V263H74ZM81 264H82V263H81ZM99 264H104V262H103V263H99ZM114 264H116V262H115ZM132 264H133V262H132ZM141 264H142V263H141ZM144 264H145V263H144ZM177 264H178V263H177ZM191 264H192V262H191ZM193 264H194V263H193ZM209 264H210V263H209ZM224 264H225V263H224ZM233 264H234V263H233ZM242 264H243V263H242ZM254 264H255V263H254ZM257 264H260V262L257 263ZM261 264H262V263H261Z\"/></svg>",
    "mask_w": 264,
    "mask_h": 264
}]
</instances>
